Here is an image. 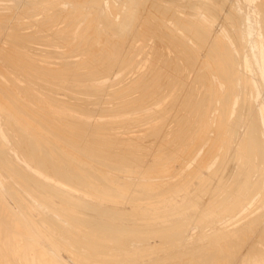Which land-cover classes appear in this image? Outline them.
Here are the masks:
<instances>
[{
  "label": "rangeland",
  "instance_id": "1",
  "mask_svg": "<svg viewBox=\"0 0 264 264\" xmlns=\"http://www.w3.org/2000/svg\"><path fill=\"white\" fill-rule=\"evenodd\" d=\"M44 1V2H43ZM0 0V69L3 71V73H4V75H3V73H2V71L0 70V80H1V82H0V85L2 84H6L5 86H6V89L8 88V90H6L5 89V87H4V85H3V87H1L0 86V88H2L0 91H3V92H1L0 93V97H1V101L2 102H4V103H8V102H10L9 104H11V106H15L14 108H17V107H19L20 106V108H22V110L21 109H19V110H21L22 112H19V113H27V116H26V118H29V117H32L31 118V122L33 123V121L35 120V121H37L38 120V122H39V120H41L40 122H42V120H43V118L45 119V118H47V119H45V120H43L44 122H46V125H44L45 123L44 122H42V124L40 125V122H39V124H37V125H40V126H42V130H41V127H40V130H39V126H35V127H32L31 126V128H30V126H28L27 128H29L28 130H30V129H35L34 131H33V133H40V132H42L43 134H41L42 135V137H41V140L42 141H44V142H46L48 139H50V140H48V142L49 141H51L52 142V144L51 145H53V143H55V141H60L61 142V144H60V146H61V149H64V152H65V149L67 150L66 152L68 153V151H69V153H68V155H70V154H73L74 152H76V150L78 149L77 147L78 146H80L81 148H82V146L84 147V144H88V145H86L85 147H84V150H83V155H84V152L87 154V155H84L83 157L80 155V154H82V151H79V150H81V148L80 149H78L77 150V152L79 153V155L77 154V152H76V154L75 155H73V157L77 160L78 158L77 157H79V159H78V161H79V163H80V158H81V160H86V156H88V155H90L91 157H88L89 158V160L90 161H88V158H87V160H86V164H85V160L84 161H81L82 163H80L81 165H78V162L77 163H74L75 165H73L72 163V165H73V167H82V165H84L85 164V167L86 166H88L89 165V167H88V169L89 170H91V171H96V168L98 169V172H101V171H103L105 174H107V175H111V177L113 178L114 176V178H116V177H118V178H125V179H129V180H127V181H133V180H140L141 182H145V184H144V186L143 185H141L144 189H146V192H148L147 191V188L149 189L150 188V190L149 191H151V189H153V190H155L156 189V187H157V184L156 183H158V181L159 182H161L162 183V185L165 187V186H167V188H164L162 185H161V183H159L158 185V187H159V189H160V191L162 190V191H164L163 189H170V187H172L171 188V192L172 193H170V191H166V192H164V193H168V194H164V196L162 195L161 196V194H160V196L163 198V199H167V198H169L168 196H171L172 197V199H174V200H180L181 198L183 199L184 198V200H189L188 198H194L196 195L195 194H197V192L198 191H201V190H203L202 192H198L199 194H197L198 196H196V198H197V203H201V204H197L196 205V210H198V211H191V213L192 214H197L200 210L199 209H202L200 212H202L203 210H205V209H210L209 210V213L211 212V216L209 217L210 219H208L209 220V222L211 223H209V228H218V227H224V228H231V227H235V226H237V225H239L244 219H246V218H250L251 220L252 219H256V222H258V226H257V224H255V222L252 220L251 221V226L253 227V228H256V233H255V230H253V228L252 227H250V232H252V230H253V232L252 233H250V232H248V235H245V233L243 234L244 235V238H242L241 240L242 241H237V243H235V246L232 248V249H230V251L229 250H227V254H229V253H231L232 254V256H231V254H229L230 255V257L229 258H227L226 256H227V254H226V256L224 257V256H222L221 257V259H217V258H215V260L214 261H216V260H220V262L219 261H216V262H219V264H225L226 262L225 261H223L222 259H224V260H226L227 261V263H230V264H236V262L238 263L239 262V260H241V259H239V258H242L243 259V257H245V256H247V255H253V253L255 252L256 254H257V249L259 248V247H264V242H262V240H264V235H262V234H264V227H262V225H264V224H262V223H264V219H262V218H264V217H262V215L260 216L259 215V213L258 212H260L261 214H262V212H264V201H262V200H264V196H262V195H264V172H262V175H261V185H262V188L259 190V192H258V190H256V193L255 194H253V196L251 197H249V198H246V199H244V201L246 202L247 201V199H249L248 200V202H246V203H244V201L242 202L241 201V209H240V207H239V209L238 210H236V211H234V212H236V213H234V212H231V213H229L230 215H231V217L229 216V215H224V213L223 212H221L220 213V211H218L220 208H222V206H223V199H222V197L225 199V201H227V202H229V201H231L232 200V195H233V193H234V191L236 190H234V188H238V186L241 184V182H242V177H243V175H242V172H241V174L239 175V176H241L240 177V179H239V176L237 177V178H234L233 176H235L236 175V172L238 171V170H241V167L240 166H242V167H245V166H247V164H245L243 161V159H242V157H243V155H244V152H245V150H243V149H240L239 147V145H240V143L238 142L237 143V141L239 140L238 138H240V137H242L243 135V131H242V128H243V130H244V126H245V122L243 123V121H244V119H243V117H244V113H243V111H244V109H245V107L242 109V112H241V114H240V120L242 121V119H243V121L241 122V123H238V124H240L236 129H237V131H236V136L235 135H233V134H231V128H232V124H233V122L231 121V119H232V117L234 116L233 114H234V111H235V106H236V104H237V101H238V99L241 97V94L242 93H244V91L246 92V93H244V98L247 100V101H251L253 104H254V108L256 109V117H258V118H254V120L253 121H255L256 123H259L261 126H262V129L261 130H257V131H259L260 132V135L262 136V135H264V103H262V101H264V94H262V93H264V74H262V73H264V31H261V30H264V28H262V27H264V23H262V22H264V8H260V7H264V5H262V4H264V0H217V1H213V3L211 2L212 0H203V1H200V0H194V1H196V2H194L193 0H173V1H175V2H172V0L170 1V2H166L165 0H155V3H154V1L153 0H149V2H148V0H144V2H146V3H144L143 1H140V0H137L139 3H144L145 5H143V3H142V5H140L139 7V9L138 8H136V6H133L134 4H136V1L134 2V0H128V2H127V0L125 1V0H98L97 2L94 0H90V2H92V3H90L89 2V0H47L48 2H50V3H48L46 0ZM45 1H46V3H45ZM59 1V2H58ZM76 1V2H75ZM85 2V4H84V2ZM88 1V2H87ZM102 1V2H101ZM107 1H109V2H107ZM110 1H112L111 3H114V4H112V5H114V6H112V7H115V5H116V8H117V6L119 5V4H121V6H119L118 8L119 9H116V12L114 13V8H112V7H110V5L109 4H111L110 3ZM119 1H121V2H119ZM130 1H133V3L132 2H130ZM152 1V2H151ZM160 1V2H159ZM169 1V0H168ZM190 3H188V2ZM194 2V5L195 4H199L198 5V7H195L194 5H192L191 4V2ZM197 1H199V2H197ZM208 1H210V2H208ZM262 1V4L260 5L259 4V2H261ZM29 2H31V3H29ZM35 4H34V3ZM56 2H58V3H56ZM72 2V3H71ZM99 2H101V3H99ZM119 2V4H117ZM138 2H137V7H138ZM148 2V3H147ZM160 3V4H157V3ZM176 2H178V7H177V5H176ZM188 4H187V3ZM192 2V3H193ZM38 3V4H37ZM75 3H76V5H75ZM94 3V4H93ZM131 3V5L129 6L128 4H130ZM153 4V5H151V4ZM162 3L164 4V5H162ZM180 3H181V5H180ZM183 3V4H182ZM185 3V4H184ZM212 3V4H211ZM14 4H16V5H14ZM26 4V5H25ZM38 6H37V5ZM40 4V5H39ZM44 4V6H42ZM56 4V6L55 7H57V9H55V7H54V5ZM59 4V5H58ZM91 4H93V5H91ZM99 4H102V6L100 5V6H97V5H99ZM149 4V5H148ZM166 4H168V5H166ZM186 4L188 5V6H193L192 8H193V10H195V11H193L192 10V8L191 7H189V8H191V9H189L188 8V6H186ZM200 4H201V6H200ZM216 6H215V5ZM217 4H221V5H224L223 7L222 6H217ZM49 5H51V7L53 6L54 7V9L53 8H51ZM77 5H78V7H77ZM153 6V8L151 9L150 7H148V9H144V8H147V6ZM157 5V6H156ZM160 5V6H159ZM214 5V6H213ZM260 5V6H259ZM4 6V7H3ZM6 6V7H5ZM15 6V7H14ZM46 6V7H45ZM49 6V7H48ZM59 6V7H58ZM60 6H61V8H60ZM73 6H76V7H74V10L72 9L73 8ZM143 6H145L143 9H144V11H143V9H142V7ZM163 6L165 7V6H168L166 9L168 10L169 9V11H167L166 10V12H164V13H166V15H167V19H166V17H164V16H166V15H164V13H163V11L160 13V11H161V9L163 8ZM172 6V8H174L173 9V11H174V13L172 12V9H171V11H170V7ZM203 7V6H206V8L208 9V11L207 10H205V11H207V12H204L203 11V9H205V7H203V8H200V7ZM217 7V8H215V10L213 9V7ZM257 6H259V7H257ZM10 7V8H9ZM12 7V8H11ZM31 7V8H30ZM80 7V8H79ZM91 7H93V8H91ZM96 7V8H95ZM101 7V8H100ZM156 7L158 8V9H160L159 10V12L157 13L156 12V10L158 11V9H156ZM185 7V8H184ZM231 7V8H230ZM44 8V9H43ZM50 8V9H49ZM61 9V13H56L55 12V10L57 11V12H59L58 10H60ZM63 8V9H62ZM68 8V9H67ZM77 8V9H76ZM112 8V9H111ZM124 8V9H123ZM128 8V9H127ZM132 8L134 9L135 8V10H133L132 11ZM149 8L151 9L150 11H149ZM155 8V9H154ZM164 8V9H165ZM178 8V9H177ZM181 8V10H179ZM236 8V9H235ZM15 9V10H14ZM18 9V10H17ZM22 9V10H21ZM46 9V10H45ZM70 9H71V11H70ZM80 10V12L81 13H84L85 14V16L83 15H80L81 13L80 12H78L79 10ZM97 11H96V10ZM112 11H111V10ZM125 9H127V11L125 10ZM141 9H142V12H141ZM154 9V10H153ZM164 9H162V10H164ZM184 9H187V10H185L184 11ZM212 9H213V11H212ZM89 10V11H88ZM122 10V11H121ZM130 10L132 11V16H133V14H134V16H137V14L140 12V15H139V17L137 16V17H135V18H138V19H136V21H135V18H133L131 15H129V12H130ZM138 11V12H134V11ZM140 10V11H139ZM146 10H148L150 13H151V16H153L154 15V12L153 11H155V14L157 13V14H159L160 13V15H158L159 17H157V14L156 15H154L155 17H157L156 19H154V20H157V21H155L154 22V20H153V17H151L150 15H149V12L147 13L146 12ZM153 10V11H152ZM184 12H183V11ZM190 10V11H189ZM196 10H198V11H196ZM217 10H219V11H217ZM261 10H262V12H261ZM29 11V12H28ZM32 11H33V13H32ZM38 11V12H37ZM54 11V12H53ZM62 11H64V13L62 12ZM96 13V15H95V13ZM119 11V12H118ZM124 11V12H123ZM165 11V10H164ZM182 11V12H181ZM191 11H193L194 12V14H190L191 13ZM212 11V12H211ZM218 13V15H217V13ZM258 11V12H257ZM13 12V13H12ZM72 12V13H71ZM73 12L76 14V16L74 17V15L75 14H73ZM79 14H78V13ZM99 12V13H98ZM114 14H113V13ZM122 12V13H121ZM152 12H153V14H152ZM170 14H169V13ZM175 12H177L176 14H175ZM189 12V14H187V13ZM192 12V13H193ZM198 12V13H197ZM237 12V13H236ZM261 12V13H260ZM3 13V14H2ZM53 13V14H52ZM69 13H71V14H69ZM86 13H87V15H86ZM92 13H93V15H92ZM100 13H101V15H100ZM127 13V17L128 18H126V14ZM168 13V14H167ZM174 15H173V14ZM186 13V14H185ZM198 15H197V14ZM204 13V14H203ZM206 13V14H205ZM213 13V14H212ZM26 14V15H25ZM50 14V15H49ZM65 14V15H64ZM66 14H68V15H66ZM99 15V17L100 18H98V20H95V18L97 19V17H98V15ZM119 14V15H118ZM122 14H124L125 15V17H123V21H120V24H119V19H122V18H120L121 17V15ZM148 17H146V19L147 20H149V19H151V21L149 20V21H147L146 19H145V15ZM162 14V15H161ZM227 14H231L230 15V17L229 16H226ZM31 15V16H30ZM59 15V16H58ZM60 15L62 16V17H60ZM71 17H70V16ZM104 15V16H103ZM106 15V16H105ZM123 15V16H124ZM129 15V16H128ZM141 15H143L142 17H141ZM164 15V16H163ZM168 15H169V18H168ZM172 16V19L174 20H176V22H175V20L173 21L172 19H171V16ZM182 16V17H180L179 18V16ZM188 16V19H187V16ZM232 15H234V17L237 19L238 18V20H241V22L240 21H238V20H236ZM9 16V17H8ZM13 16V17H12ZM21 16V17H20ZM54 16H56V17H54ZM70 17L72 20H73V22H72V20L71 19H69L68 17ZM79 16H81L80 18H78ZM95 16V17H94ZM110 16H112V17H110ZM163 16V17H162ZM178 16V17H177ZM196 17V18H194L196 21L194 22V20H193V17ZM209 16H210V18H209ZM231 16H232V18H234L235 19V21H233V22H235L234 24H233V22H232V18H231ZM248 16H250V17H248ZM258 16V17H257ZM51 17V18H50ZM53 17V18H52ZM58 17H59V19H58ZM64 17V18H63ZM85 17V18H84ZM91 17H93V18H91ZM108 17L109 19L111 18H113L112 20L110 19H107L108 20V22L106 21V18ZM131 17H132V20H131ZM154 17V18H155ZM162 17V18H161ZM184 17L186 18L185 20H184ZM198 17V18H197ZM199 17H201V19H199ZM225 17H229V18H226L227 19V21H228V23H227V21H225L226 19H225ZM57 18V19H56ZM63 18V19H62ZM68 18V19H67ZM74 18H76V19H74ZM83 18V19H82ZM91 18V19H90ZM101 18H103L102 20L103 21H105V23L106 24H104V22L102 21V20H100ZM105 18V19H104ZM129 19V20H131V21H127L126 19ZM165 18V19H164ZM179 18V19H178ZM191 18V19H190ZM206 18V19H205ZM239 18H241V19H239ZM258 18H261V19H259L258 20ZM34 21H33V20ZM36 19V20H35ZM49 20V22H48V20ZM77 19H79L77 22H76V20ZM89 19V20H88ZM126 20V22H125V24L128 22L129 23V25H131L132 26V24H133V26H134V30H133V26L131 27H129V25H128V23H127V25L125 26V24H124V21ZM133 19H134V21H133ZM143 19L144 21L146 20V23L148 22V23H150V22H152V24L154 25V27L155 28H153V27H149V26H153L151 23L149 24V26H148V23L146 24L145 22H139V21H141V20ZM160 19H162V21L160 20ZM181 19H183V21L181 20ZM190 19V20H189ZM208 19H210V20H208ZM216 19V20H215ZM46 20V21H45ZM51 20V21H50ZM53 20V21H52ZM56 20V21H55ZM58 20V21H57ZM59 20H60V22H59ZM62 20V21H61ZM75 20V21H74ZM85 20V21H84ZM88 21V23L87 24H85L87 21ZM95 23V24H93V22ZM95 20V21H94ZM118 20V21H117ZM160 20V21H159ZM192 21L191 23L193 24V26H194V28H195V26L196 27H198V24H199V26L200 27H198V30L197 31H199L198 32V34L199 33H201V31L200 30H202V28H203V30H204V33H205V31H206V33H208L207 35H209V36H207L206 35V33L204 34L203 33V31H202V33H201V36H200V34H199V36L197 35V34H195V33H193L194 31H196V30H194V28H193V26H192V24L189 22V21ZM201 20H203V23H204V21H205V23L202 25V24H200V23H202L201 22ZM231 21V23L233 24H231L230 23V21ZM243 20V21H242ZM6 21V22H5ZM39 21V22H38ZM64 21V22H63ZM68 21V22H67ZM69 21H71L72 22V24H74V30H71V28H73L72 27V24H71V22H69ZM97 21V22H96ZM112 21V23H110ZM118 23H117V22ZM215 21V22H214ZM260 21V22H259ZM31 24H30V23ZM46 22V23H45ZM55 22V23H54ZM58 22V23H57ZM90 22V23H89ZM101 22H103L102 24H101ZM133 22V23H132ZM161 22V23H160ZM163 22V23H162ZM174 22V23H173ZM177 22H179V23H177ZM183 23L182 25H180V23ZM196 22H198L197 24H196ZM237 22H240V23H237ZM245 24H244V23ZM27 23V24H26ZM40 23H41V25H40ZM69 23H70V25H69ZM75 23H76V25H75ZM82 23V24H81ZM84 23V24H83ZM92 23V24H91ZM98 23V24H97ZM131 23V24H130ZM135 23V24H134ZM144 23H145V25H146V27H145V25H144ZM165 23V26L163 25H161V24H164ZM190 23V24H189ZM228 25H227V24ZM256 23V24H255ZM5 24H6V26H5ZM63 24H67V25H63ZM90 24V25H89ZM103 24L104 25H107V26H103ZM113 25L112 27H110V29L108 28L109 27V25ZM137 24V25H136ZM157 26H156V25ZM166 24H168V25H166ZM179 24V27L177 26ZM229 24H230V28H229V30H228V28L227 27H225L226 25L229 27ZM10 25V26H9ZM15 25V26H14ZM49 25V26H48ZM58 25H59V27H58ZM82 25V26H81ZM85 25V26H84ZM87 25V26H86ZM89 25V26H88ZM93 25L95 26V27H93ZM96 25H97V28H96ZM110 25V26H111ZM117 25V26H116ZM119 25V26H118ZM160 25V26H159ZM169 25H170V27H169ZM192 26V28H193V30H192V28L190 27V26ZM205 25V26H204ZM256 25V26H255ZM262 25V26H261ZM12 26V27H11ZM25 26V27H24ZM60 26H62V27H60ZM64 26V27H63ZM67 26V27H66ZM69 26H71V28H69ZM79 26H81V27H79ZM84 26V27H83ZM92 26V27H91ZM99 26V27H98ZM115 26V27H114ZM136 26V27H135ZM137 26H138V28H137ZM148 26V27H147ZM167 26V27H166ZM171 26H172V32H174V33H172L171 31H169V30H171ZM181 26H184V30H182V28L183 27H181ZM189 26V27H188ZM213 26V27H212ZM224 26V27H223ZM234 26V27H233ZM46 27V28H45ZM87 27V28H86ZM89 27V28H88ZM101 27V30H99V28ZM126 27H129L130 28V30L132 31V33H131V31H127V30H129V28H126ZM159 28V30H158V28ZM208 27V28H207ZM212 27V28H211ZM39 28H40V30H39ZM42 28H43V30H42ZM58 28H59V31H58ZM67 28H68V30L69 31H67ZM78 28H79V30H78ZM84 28H85V30H84ZM91 28H93V30L94 31H92L91 30ZM95 28H96V30H95ZM113 28H114V30H113ZM116 28H117V31H116ZM119 28H120V30H121V28H122V30H121V35H119V33H118V30H119ZM125 28H126V30H125ZM149 28H150V30H149ZM166 28H167V30L172 34V35H170L171 37L173 36V34H175L173 37V39H174V41H172L173 39H171V41H170V39L168 38L169 37V33H168V31L166 30ZM174 28H175V30H174ZM186 28H187V30H188V28H189V30H190V28H191V32L193 33V36L195 37H193V39H195V40H193L192 39V36H189L188 35V33L189 34H191L192 35V33H190V31H186ZM205 28H206V30H205ZM210 28H211V30H210ZM224 28H225V30H224ZM226 28H227V30H226ZM233 28H234V30H233ZM4 30V31H3ZM18 30V31H17ZM37 30V31H36ZM66 32L65 34H67L68 32V34L70 35H65L64 34V31ZM88 30H91V31H88ZM123 30H125V31H123ZM154 30V31H153ZM158 30V31H157ZM160 30H161V32H160ZM165 30V31H164ZM208 30H210V31H208ZM233 30V31H232ZM62 31V32H61ZM76 31V32H75ZM78 31H79V33H78ZM81 31V32H80ZM84 31H86V32H88V33H84ZM96 31V32H95ZM98 31V32H97ZM101 31V32H100ZM111 31H113V32H111ZM115 31L117 32V34L115 33ZM123 31V32H122ZM134 31H135V33H134ZM151 31V32H150ZM182 31L185 33H182ZM211 31H213L212 33H211ZM235 31V32H234ZM261 31V32H260ZM17 32H20L19 34L17 33ZM48 32H50V33H52V34H54V35H51L50 33H48ZM54 32H58V33H54ZM92 34H91V33ZM125 32H128L132 37H130V36H126V34L127 33H125ZM141 32V33H140ZM155 32V33H154ZM158 32V33H157ZM162 32H163V34H162ZM166 32V33H165ZM177 32V33H176ZM188 32V33H187ZM227 32H231V33H233V34H231V33H229V34H227ZM238 32V38H237V33ZM17 33V34H16ZM24 33H25V35H24ZM44 33V34H43ZM60 33V34H59ZM76 33V34H75ZM77 33H78V35L81 33V35H77ZM98 33V35H96ZM125 34V36L126 37H124V34ZM142 33L143 34H146L145 36L146 37H148V39L144 36L143 38H142ZM148 33V34H147ZM150 33H151V36H150ZM243 33V34H242ZM27 34V35H26ZM39 34H40V36H39ZM41 34H42V37H41ZM63 34H64V38H66L65 40H64V38L62 37L63 36ZM84 35V37L86 36V38H83V43H86L87 42V40H88V42L87 43H90L91 41V45L90 44H88L87 46H89V47H87L86 46V44H85V46L83 45V43H81L82 42V36ZM93 34H94V36H93ZM99 34H101L100 36H103V37H106V38H102L101 37V39H100V37L98 38V36H99ZM104 34V35H103ZM129 34H127V35H129ZM135 36H134V35ZM140 34V35H139ZM168 34V35H167ZM177 34H179V35H177ZM203 34V35H202ZM220 34H222V35H220ZM236 34V35H235ZM29 35V36H28ZM33 35V36H32ZM57 35V36H56ZM59 35H61V36H59ZM90 35H92V36H90ZM95 35H96V37H95ZM106 35V36H105ZM136 35H138V36H136ZM177 35V36H176ZM186 35V36H185ZM188 35V36H187ZM219 35V38L221 37L222 38V40H219V38L217 37V36ZM18 38H17V37ZM20 36V37H19ZM24 36H28L27 37V39H26V37H24ZM50 36H52V37H50ZM59 36V37H58ZM74 36V37H73ZM76 36H77V38H76ZM140 36H141V38H140ZM150 36V37H149ZM158 36H159V38H161V40L158 38ZM179 36H180V38H181V41L182 42H180V38H179ZM196 36H198V37H196ZM212 36V37H211ZM216 36V37H215ZM233 38H232V37ZM240 36V37H239ZM22 37H24L23 39H22ZM33 37H35V39L33 38ZM37 37H39V39L37 38ZM54 37V38H53ZM60 37H62L63 38V40H64V43L65 42H67L66 44H62L61 42V44L63 45V47H62V45L61 44H59V41H63L62 40V38H60ZM69 38V40L67 41V39ZM72 38V40H73V42H74V40H75V42L77 41V43H71V38ZM87 37L89 38V39H87ZM117 37V38H116ZM121 37V38H120ZM136 37V38H135ZM139 39H138V38ZM170 37V38H171ZM203 37H204V39H205V37H207L206 39H205V44L202 42V39H203ZM230 37H231V39H230ZM30 38V39H29ZM49 38H50V40L52 41L53 40V42H51L50 43V40H49ZM97 39V41L96 40H94L95 42H93V39ZM108 38V39H107ZM116 38V39H115ZM125 38V40H123ZM127 38V39H126ZM154 38H155V40H154ZM166 40H165V39ZM191 38V39H190ZM199 39L201 42L200 43H203V45H206L207 46V43L206 42H208V46H207V48H205L204 46L203 47H201V45H199L198 44V42L197 41H199V40H197V39ZM201 38V39H200ZM216 39L215 40V42L217 43V45H218V43L219 44H221V46L220 45H218V47L219 48H224V46H226L225 48H227L226 50L227 51H229L230 49H231V51H232V53H229V55L230 54H232V55H235V57L233 58L234 60H239V61H233L234 63L233 64H235V63H237L236 65H234L235 67L234 68H236L237 67V69L240 71V72H243L244 73V76H245V78H244V76H241L242 77V79H244L243 80V84H242V79L240 78V76H237L236 77V81L234 82V84H235V86L237 87V89H238V92H237V94H235L233 97H232V100H231V102H230V105H229V110H228V116H229V121L227 120V121H225L226 123H227V126L228 127H230L229 129L227 128V126H226V123H223L224 125H223V127H221L222 125H221V122H220V120H221V118L218 116V114H219V112H217V110H219V107H217V106H219L218 104H220L221 103V99H219L220 98V96H219V93H221V94H223L224 92H225V90H226V88H227V85H225V84H228V82L227 81H225L226 79L224 78V77H226V73H225V75L223 74V72H222V64H220V62L222 63L223 62V60H221L220 58L218 59V57L216 56L217 54L216 53H214V55L212 54L213 52H212V48L209 46L210 45V41L212 40V39ZM220 38V39H221ZM256 38V39H255ZM13 39H14V41H13ZM17 39H18V42H17ZM20 39V40H19ZM25 39V40H24ZM29 39V40H28ZM80 39V40H79ZM100 39V40H99ZM105 39V41L104 42H106V46L105 45H103L104 44V42H102L103 40ZM107 39V40H106ZM111 39V40H110ZM112 39H114L113 41H112ZM117 39H119V40H117ZM120 39H122V40H120ZM134 40V41H132V40ZM138 39V40H137ZM142 39V40H141ZM145 39V42L146 43H144V44H146V45H144L143 43H142V41ZM185 39V40H184ZM203 39V40H204ZM213 39V40H214ZM234 39H237V42H234ZM244 39H245V41H244ZM16 40V41H15ZM33 40V41H32ZM42 40V41H41ZM81 41L80 43H78L79 41ZM108 40H109V42H108ZM117 40V41H116ZM128 40H130V42H128ZM158 40H160V42L161 43H163L162 41L163 40H165L164 41V45L162 44L161 45V43L160 42H157ZM184 40V41H183ZM190 40H192V41H190ZM197 40V41H196ZM209 40V41H208ZM219 42H218V41ZM233 40V41H232ZM27 41V42H26ZM33 43H32V42ZM38 41V42H37ZM40 41V42H39ZM44 41H47V42H49L48 44L50 45V47L48 46V44H47V42H44ZM55 41H56V43H55ZM86 41V42H85ZM100 41V42H99ZM121 41L123 42V44L121 43ZM154 41H156V42H154ZM168 41V42H167ZM177 41H179V42H177ZM188 41V42H187ZM194 41V42H193ZM223 41H224V43H223ZM227 43H226V42ZM232 41V42H231ZM236 41V40H235ZM17 42V43H16ZM30 42V43H29ZM36 42H37V44H36ZM46 43L47 45H43V44H41V43ZM69 42V43H68ZM110 42H111V44H110ZM115 42V43H114ZM183 42H187V43H183ZM196 42H197V44H196ZM238 46H235V44ZM242 43L243 45H240V43ZM244 42H245V45H244ZM252 42V43H251ZM27 43V44H26ZM102 43V44H101ZM110 45H112L111 46V48H113V49H111L110 47H109V44ZM114 43V44H113ZM139 43V44H138ZM160 43V44H159ZM173 43V44H172ZM176 43V44H175ZM180 43H183L182 44V48H180V46H179V44ZM190 43V44H189ZM239 45H238V44ZM256 43H257V45H256ZM8 44V45H7ZM13 45V47H11L12 45ZM16 44H18V45H16ZM54 44V45H53ZM74 44V45H73ZM79 44H80V47H79ZM96 44V48L94 47V45ZM100 44V45H99ZM117 44V45H116ZM121 45V48H123L121 51H119L121 48L119 47L120 45ZM129 44V45H128ZM133 44H134V46H133ZM142 44V45H141ZM159 44V45H158ZM186 44V45H185ZM189 44V45H188ZM194 44H196V45H194ZM229 45L228 47H227V45ZM43 45V46H42ZM57 45H60V46H57ZM77 45V46H76ZM93 45V46H92ZM97 45H99L100 46V49L101 50H98L99 49V46L97 47ZM115 45H116V47H115ZM119 45V46H118ZM131 48H129L128 46ZM140 45H141V48H140ZM158 45V46H157ZM170 47H169V46ZM190 45H192L193 46V48H192V46L190 47ZM197 45L198 46H200L199 48L197 47ZM18 46H20V47H18ZM25 46V47H24ZM32 47V48H30V47ZM37 48H35V47ZM72 46V47H71ZM92 46V47H91ZM104 46V47H103ZM108 46V48H106ZM123 46V47H122ZM132 46V47H131ZM138 46V47H137ZM160 46V47H159ZM172 46V47H171ZM176 46H177V48H176ZM179 46V47H178ZM184 46H187V48L185 49V51L184 50H182V49H184ZM223 46V47H222ZM241 46H243V48L241 47ZM245 46V47H244ZM9 47V48H8ZM35 49H34V48ZM74 47H76V48H74ZM86 49V50H88L90 47V52H91V55H90V52L88 53V51H86L84 48ZM103 47V48H102ZM120 48V49H118V48ZM126 47V48H125ZM128 47V48H127ZM154 47H156V48H154ZM208 47H209V49H208ZM217 47V48H218ZM237 47V48H236ZM242 49H241V48ZM15 48H16V50H15ZM18 48V49H17ZM67 48V49H66ZM68 48H74V49H68ZM78 48L79 49H81L82 51L80 52V50H78ZM95 48V49H94ZM114 48L115 49H117V50H115L114 51ZM136 48L137 49H139V52H138V50H136ZM154 48V49H153ZM158 48H159V50H158ZM169 48H172V49H169ZM174 48H176V49H174ZM191 48V49H190ZM218 48V49H219ZM224 48V49H225ZM24 49V50H23ZM29 51H28V50ZM41 49V50H40ZM47 49V50H46ZM56 49V50H55ZM84 49V50H83ZM96 50V51H94L95 53H96V55L98 56L97 58L93 55V50ZM105 49L107 50L108 49V51L109 50H111V53H113L114 54V56H115V59H114V57L112 56V55H110L111 53H107V51H105ZM127 51H126V50ZM128 49H130L129 51H128ZM150 49V50H149ZM154 51H156V53H152V52H154ZM174 49V50H173ZM179 51H178V50ZM189 50L188 52L186 51V50ZM194 49H195V51H194ZM210 50V51H205V50ZM241 49V50H240ZM21 50V51H20ZM45 50V51H44ZM49 50H51V51H49ZM55 50V51H54ZM67 51L66 52V54H65V51ZM98 50V51H97ZM103 50H104V52H103ZM140 50H141V52H140ZM146 50V51H145ZM194 52H193V51ZM201 50H203V51H201ZM217 50V49H216ZM237 50H239V51H241V54L240 55H242V58H240L241 56H239V53H238V51ZM256 50V51H255ZM8 51V52H7ZM19 51V52H18ZM23 51L24 52H26V53H23ZM31 51V52H30ZM32 51H34V53L32 52ZM49 53V54H47V52ZM60 51V52H59ZM61 51H63L64 53H62ZM71 51V52H70ZM101 51V53H103V54H101V53H99ZM123 51V52H122ZM125 51H126V53H127V55H126V53H125ZM132 51V52H131ZM145 51V52H144ZM164 51V53H162ZM173 51H175L174 53H173ZM177 51H178V54H176L177 53ZM191 51H192V53H191ZM199 53H198V52ZM230 51V52H231ZM16 52V53H15ZM21 52H22V54H21ZM35 52H37L38 53V55L35 53ZM55 52V54H57V55H55V54H53ZM57 52V53H56ZM88 54V55H90V56H92V58H90V56H88L86 53ZM110 52V51H109ZM122 53V54H120V53ZM135 52H137V53H135ZM170 52V53H169ZM181 52H183V55L181 54ZM185 52V53H184ZM203 52H205V53H203ZM214 52H216V51H214ZM18 53H20V55L18 54ZM44 53L45 54H47V56L45 55V56H41V55H44ZM60 55H59V54ZM98 53H99V55H98ZM104 53H106V54H104ZM125 53V54H124ZM142 53V54H141ZM145 53V54H144ZM152 53V54H151ZM189 54V55H187V54ZM197 53V54H196ZM202 53V54H201ZM207 53V54H206ZM208 53H209V55H208ZM25 54H28V55H25ZM39 54H41V55H39ZM53 54V55H52ZM64 54V55H63ZM69 54H70V56H69ZM83 54H86V56L85 55H83ZM100 54H101V56L104 58H102L101 56H100ZM116 54V55H115ZM124 54V55H123ZM134 54V56H132ZM136 54V55H135ZM151 54V55H150ZM155 54V55H154ZM159 54V55H158ZM161 54V55H160ZM167 54V55H166ZM176 54V55H175ZM198 54H199V56H198ZM24 56V58L22 57V56ZM50 55H52V56H50ZM66 55V56H65ZM109 57V56H112L113 57V59L115 60H113V61H111L112 60V57H110L109 59L106 57ZM126 55V56H125ZM143 57H142V56ZM171 55V56H170ZM177 57V59H178V61H175V63H174V59H176V57ZM210 55H212L211 56V58L212 59H216L217 60V62H216V60H214L215 62H212V59H210L209 60V63L211 64V66H209V65H207V64H209L208 62H206L208 59L207 58H210ZM254 55V56H253ZM17 56H19V57H17ZM21 56V57H20ZM28 56H30L29 58L27 57V61L25 60V58ZM54 56V57H53ZM57 56V57H56ZM58 56H60V57H58ZM62 56V57H61ZM93 56H94V58H93ZM99 56H100V58H102L101 60L102 61H106L107 62V59H108V61H109V63L108 64H106V62H105V64H103V62L101 61V60H99L100 58H99ZM124 56V57H123ZM141 56V57H140ZM150 56L151 57H153L155 60H153V58H150ZM166 56V57H165ZM174 58H173V57ZM183 56V57H182ZM186 56V57H185ZM195 56H197L196 58H194ZM206 56V57H205ZM214 56V57H213ZM237 56H239V58L237 57ZM39 57V58H38ZM89 58L88 60L86 59V58ZM120 57V58H119ZM121 57H122V59H124L123 61L127 64H123V62H122V59H121ZM128 57V58H127ZM133 57V58H132ZM157 57V58H156ZM169 57H170V59L171 60H173V61H171L170 59H169ZM178 57H180V58H178ZM185 57V58H184ZM193 57V58H192ZM255 57V58H254ZM14 58V59H13ZM18 58H19V61H18ZM23 58V59H22ZM33 58V59H32ZM85 58V59H84ZM99 58V59H98ZM138 58H140L139 59V61H138ZM168 61H166L165 59ZM173 58V59H172ZM183 58V59H182ZM186 58H188V59H186ZM190 58H191V62H190ZM197 58H199L198 60H197ZM236 58V59H235ZM14 61V62H11L12 60ZM31 59L32 60H34V61H36V64L37 65H39L38 67H37V65L36 64H34V66H32L33 65V63H35V62H33V61H31ZM37 59V60H36ZM39 59V60H38ZM42 59H44L43 61H41ZM84 59V60H83ZM96 59V62H98V64L99 63H102L103 64V67L105 68V71H104V68L102 69V67H99V65H98V67L95 65L96 63H95V61L93 62V60H95ZM132 59V60H131ZM176 59V60H177ZM182 59V60H181ZM186 60V62H184L183 60ZM258 59V60H257ZM46 60V61H45ZM47 60L48 61H50V62H47ZM51 60H52V62H55L54 64L51 62ZM74 61V63H76V65H74V63H72V61ZM76 60H79V62L80 63H82V64H85V63H87V62H89L90 60H92V62H93V64L91 63V65H90V63H89V65H87V64H85V65H87V66H91L92 67V71H91V67H90V69H89V67L87 68L85 65H82V64H80V63H78V61L76 62ZM86 60H87V62H86ZM131 60V61H130ZM133 60H134V62H133ZM153 60V61H152ZM157 60V61H156ZM159 60H161V62L159 61ZM162 60L163 61H166V62H162ZM188 60V61H187ZM197 62H196V61ZM201 60H205V61H202L201 62ZM220 60V61H219ZM251 60V61H250ZM2 61V62H1ZM71 61V62H70ZM85 63H84V62ZM99 61H101V62H99ZM128 61V62H127ZM137 61H138V63H137ZM150 61V62H149ZM155 61V62H154ZM158 61L160 62V63H158ZM195 61V62H194ZM9 64H8V63ZM11 62V63H10ZM20 62H22L21 64H20ZM60 62V63H59ZM64 62V63H63ZM68 62L69 63H71L72 65H66V64H68ZM114 62V63H113ZM117 62V63H116ZM122 64H121V63ZM153 62V63H152ZM171 62V63H170ZM178 62V63H177ZM182 62V63H181ZM188 62H190L191 63V65H192V63H193V65L194 66H192V68H191V70L189 69L190 67H191V65L190 64H187ZM201 62V63H200ZM239 62H241V63H239ZM258 62V63H257ZM13 63H15V64H13ZM18 63V64H17ZM24 63L26 64V65H24ZM59 63V64H58ZM77 63L78 64H80V65H77ZM95 63V64H94ZM110 63H113V64H111L110 65ZM137 63V64H136ZM162 63H165V65L163 64V65H160V64H162ZM170 63V64H169ZM181 63V64H180ZM187 64V65H184V64ZM197 63V64H196ZM200 63V64H199ZM203 63V64H202ZM219 64V65H217V66H215L216 64ZM9 66H11V67H13V68H10V67H8V65ZM44 64V65H43ZM57 64V65H56ZM62 64H65V65H62ZM102 64L100 65V66H102ZM119 64H120V66H122V67H120L119 66ZM135 64V66H133ZM152 64V65H151ZM157 64V65H156ZM167 64H169L168 66H170V69H169V67L168 66H166ZM177 64H179L180 65V69H179V65H177ZM196 64V65H195ZM241 64V65H240ZM258 64V65H257ZM21 65H23V69L21 70L20 69V66ZM27 65H28V68L26 69V67H27ZM36 65V66H35ZM41 65H43V67H41ZM45 65H48V67H46ZM53 65V66H52ZM62 65V71H59L60 70V68H58L59 66H61ZM110 65V66H109ZM119 66V68H121L120 70L118 69V67L117 66ZM128 65H129V67H128ZM148 65V66H147ZM158 65H159V67H158ZM171 65H172V67H171ZM178 66V67H176V66ZM190 67H189V66ZM198 65V66H197ZM199 65H202V66H200L199 67ZM206 66L207 68H205L204 69V66ZM240 65V66H239ZM17 66H19L18 68H17ZM24 66H26L25 67V69H24ZM30 66V67H29ZM34 67V69H35V72L36 73H38V74H36L35 72H34V69H30V68H32V67ZM45 66V67H44ZM51 66V67H50ZM55 66V67H54ZM65 66H67V68L65 67ZM68 66H70V67H68ZM72 66V67H71ZM82 66V67H81ZM107 66H109V67H107ZM111 66H112V68H111ZM148 67V69H145V68H147ZM162 66V67H161ZM164 66V67H163ZM175 66V67H174ZM186 66H187V68L189 69V72H188V69L186 68ZM199 67V68H201V69H199V68H196L195 69V67ZM16 67V68H15ZM22 67V66H21ZM35 67H37V68H35ZM52 68L53 67V69L55 68V70H57L56 72L55 71H53V69H51L50 71H48L50 68ZM64 67H65V69H64ZM73 67H76V68H74V69H72ZM81 67V68H80ZM84 67V68H83ZM96 67V68H95ZM150 67V68H149ZM158 67V68H157ZM214 68V70H209V69H211V68ZM218 67V68H217ZM221 69H220V68ZM4 70H3V69ZM48 69V70H46V69ZM71 68V71L70 70H68V69H70ZM78 68V69H77ZM87 68V69H86ZM95 70H94V69ZM108 69V71H107V69ZM131 68H133L132 70H131ZM155 68V69H154ZM168 68V70H166V69ZM175 68V70L176 71H173L172 69H174ZM181 68H183L182 69V71H181ZM241 68V69H240ZM8 69V70H7ZM19 69V70H18ZM64 69V70H63ZM88 69H89V71H91V73L93 74V75H95V76H91L92 74L89 72L88 73ZM100 69H101V71L102 72H100ZM156 69L158 70V71H156ZM160 69V70H159ZM164 70V72H163V70ZM179 69V70H178ZM194 69V70H193ZM207 69V70H206ZM218 69V70H217ZM6 70V71H5ZM12 70V71H11ZM16 70V71H15ZM24 70V71H23ZM31 70V71H30ZM37 70H39L38 72H37ZM81 70V71H80ZM86 70H87V73H86ZM117 70V71H116ZM150 71L149 73H151V74H149L148 72H146V71ZM11 71V72H10ZM48 71V72H47ZM65 73H64V72ZM66 71H67V73H68V71H69V73H68V75L66 74ZM73 71V72H72ZM80 71V72H79ZM97 73L96 71H98V73L100 72V73H103V76H102V74H99V75H96L95 73ZM116 71V72H115ZM127 71V72H126ZM145 71V72H144ZM155 71V72H154ZM168 73H167V72ZM173 71V72H172ZM194 71V72H193ZM195 71H196V73H195ZM201 71H202V73H204V71H205V73L204 74H202V75H200V73H201ZM214 71V74L212 73ZM216 71L218 72L217 73V75L218 76H216ZM17 72V73H16ZM31 72V73H30ZM39 72H43V75L41 76V74L39 73ZM47 73V75H46V73ZM74 72H79V73H81L80 74V76L82 77H80L79 76V74L78 73H75L76 75H78V77L74 74ZM83 72H85V73H83ZM115 72V73H114ZM142 72V73H141ZM160 72H162V73H160ZM170 72V73H169ZM175 72V73H174ZM186 72V73H185ZM210 72V73H209ZM7 73V74H6ZM15 73V74H14ZM34 73V74H33ZM49 73V74H48ZM52 73H54V76L55 77H53V74ZM55 73H56V75H57V73H58V75L56 76L55 75ZM61 73V74H60ZM111 73V74H110ZM123 73H126V75L125 74H123ZM144 73H146V74H144ZM149 75H148V74ZM155 73L157 74V75H155ZM176 73H178V74H176ZM181 73V74H180ZM188 73V74H187ZM198 73V74H197ZM219 73H221L220 75H219ZM9 74V75H8ZM50 74H51V76H50ZM86 75V77H84L85 75ZM107 74H109V75H107ZM122 74V75H121ZM161 76H160V75ZM168 75V76H165V75ZM170 74V75H169ZM174 74V75H173ZM175 74H176V76H175ZM186 74H187V76H186ZM205 74H208V76H210L211 77V80H210V78L207 76V75H205ZM6 75H8L9 77H7ZM17 75V76H16ZM29 75H31V76H29ZM47 76V79H45V78H43V77H46ZM63 75V76H62ZM73 75H75V76H73ZM88 75H89V78H87L88 77ZM123 76L122 78H120L121 76ZM140 75V76H139ZM155 75V76H154ZM172 75L174 76V77H172ZM196 75V78L194 77V76ZM199 75V76H198ZM224 75V76H223ZM5 76V77H4ZM27 76H28V78H27ZM33 76H35V77H33ZM39 76H41V77H39ZM67 77V78H65V77ZM109 76V77H108ZM152 76V77H151ZM158 76V77H157ZM159 76H160V80L158 79L159 78ZM164 76H165V78H164ZM178 76H179V78H178ZM205 80V81H203V79L201 78V77ZM18 77V78H17ZM29 77H30V79H29ZM33 77V78H32ZM50 77V78H49ZM57 77H59V80H57L58 78ZM63 78V80H60V79H62ZM73 78V80H69V78ZM75 77V78H74ZM84 77V78H83ZM98 77V78H97ZM142 77H145L144 79H142ZM162 77H163V80H162ZM167 77H169V78H167ZM176 77V78H175ZM183 77H185V78H183ZM191 77H192V79H191ZM205 77H206V79H205ZM218 77V79H216ZM222 77V78H221ZM246 77H247V80H246ZM7 78V79H6ZM11 78H12V80H11ZM20 78H22L21 80H20ZM27 78V79H26ZM32 78V79H31ZM94 78V79H93ZM138 78V79H137ZM148 78L149 79H152V81L153 80H155V81H153V83L151 84V80H148ZM167 78V79H166ZM199 78H201V80H202V82H201V80H200V82L199 83H197V81H199ZM209 78V79H208ZM219 78H221V79H219ZM227 78V77H226ZM255 78V79H254ZM14 81L13 83L14 84H16V85H18L19 87L17 88H15V86L14 85H12L13 83L10 81ZM43 79V80H42ZM77 79V80H76ZM90 79H92V80H90ZM114 79H116V80H114ZM120 79V80H119ZM135 79V80H134ZM137 79V80H136ZM141 79V80H140ZM169 79H171V81L169 80ZM176 79V80H175ZM177 79H179V80H181V81H179V80H177ZM193 79H197V80H193ZM223 79H225V80H223ZM239 79H241L240 81H239ZM26 80V81H25ZM31 80V81H30ZM51 80V81H50ZM54 80V81H53ZM118 80V81H117ZM132 80V81H131ZM143 80H144V83L146 82V84H144L143 83ZM145 80H148V81H145ZM157 80V81H156ZM169 80V86L168 85H166ZM194 82H193V81ZM206 80H208V81H206ZM220 80V81H219ZM249 80V81H248ZM23 81V82H22ZM62 81V82H61ZM107 81V82H106ZM111 81V82H110ZM112 81H113V83H112ZM129 81H131V82H129ZM133 81H134V83H133ZM139 81V82H138ZM141 81H142V83H141ZM151 81V82H150ZM161 81H163L164 83H162ZM166 81V82H165ZM174 81V82H173ZM176 81H177V83H176ZM221 81H225L226 83H224V82H221ZM248 82V83H246V82ZM48 82V83H47ZM51 84H50V83ZM58 82V85L59 86H61V87H59L56 83ZM68 82V83H67ZM111 83V84H109V83ZM126 82V83H125ZM149 82V83H148ZM171 82H173V84L171 83ZM184 84H183V83ZM203 82H206V83H203ZM211 82V83H210ZM216 82V83H215ZM246 84H245V83ZM62 83V84H61ZM74 83H77V84H74ZM81 83V84H80ZM84 83V84H83ZM85 83H87V86L89 85V88L92 86V89L90 88H88L87 86H86V84ZM102 83H103V85H102ZM106 83V84H105ZM138 83H141L140 85H144L143 87H145V85H146V87L145 88H147L146 89V91L144 90L145 88H141L142 86H139L138 85ZM155 83V84H154ZM157 83V84H156ZM183 85H182V84ZM188 83V84H187ZM202 83V84H201ZM215 83V88L213 89V84ZM12 86H11V85ZM22 84H24V85H22ZM54 84V85H53ZM67 84L69 85V84H72V86L74 85V86H77L76 87V89H75V87L73 88V87H71L70 88V86L71 85H69V86H67ZM82 84L83 85H85V86H82ZM94 84H96V86L94 85ZM99 84H100V86L102 87V89H100V88H96L97 86H99ZM126 84V88H124V85ZM127 84H129V85H127ZM132 84H136V86L138 85V87H136L135 85L133 86ZM159 84H160V87L158 88V86H159ZM177 84H179V86L180 85H182L181 87H179ZM191 84V85H190ZM192 84H194V86L192 85ZM201 84V86H199V85ZM210 84H211V86H210ZM217 84V85H216ZM242 84V85H241ZM250 84V85H249ZM38 85V86H37ZM67 86V88H68V90H67V88H66V86ZM80 85V86H79ZM94 85V86H93ZM109 85V86H108ZM111 85V86H110ZM122 85H123V88H122ZM150 85V86H149ZM155 87H157V88H155V95H154V91H153V87L154 86ZM162 85H163V87H165V88H161L162 87ZM165 85V86H164ZM172 85V86H171ZM245 85H246V87H245ZM247 85H249L248 87L250 88H248L247 87ZM262 85V86H261ZM8 86V87H7ZM14 86V87H13ZM22 86H23V88H22ZM31 86V87H30ZM45 86V87H44ZM49 88H48V87ZM51 86H53V87H51ZM108 86V87H107ZM121 86V89L123 90V92H122V90L121 89H119L118 87H120ZM130 86V87H129ZM149 86V87H148ZM166 86H167V88H168V91H167V88H166ZM171 86V87H170ZM186 86V87H185ZM191 86V87H190ZM226 86V87H225ZM240 86H242V87H240ZM252 86V87H251ZM31 88L29 91H28V89H26V88ZM41 87V88H40ZM78 87L79 88H81V89H78ZM84 87V88H83ZM86 87V88H85ZM103 87H104V89H103ZM152 87V88H151ZM225 87V88H224ZM34 88V89H33ZM45 88H47V90L45 89ZM50 88H53V89H50ZM93 88H95V90L93 89ZM116 88H118L119 90H120V92H119V90L117 89V93H116V96H117V94H118V96H117V98L118 99H116V98H114V96H115V91H116ZM131 88V89H130ZM141 88V89H140ZM150 88V89H149ZM170 88H172V89H170ZM173 88H175V89H173ZM180 88V89H179ZM185 88V89H184ZM188 88H189V90H188ZM198 88V89H197ZM205 88H206V90H205ZM209 88V89H208ZM212 88V89H211ZM240 88H241V90H240ZM248 90H247V89ZM11 89V90H10ZM12 89H13V91H14V95H12L11 94V96H10V91H11V93H13V91H12ZM19 89H20V92H19ZM36 89H37V91H36ZM50 89V90H49ZM55 89V90H54ZM60 89V90H59ZM96 89H99L98 91H99V93L97 92V90ZM114 91H113V90ZM124 89H126V90H124ZM133 89V92H134V90L136 91L137 89V91L136 92H134V93H132V90ZM156 89H158V91L156 90ZM176 89H177V91H176ZM187 89V90H186ZM203 91H202V90ZM219 90V92L218 91H216V90ZM246 89V90H245ZM253 89V90H252ZM7 91V92H5V91ZM51 90H53V91H51ZM72 90V91H71ZM75 90H78V91H75ZM94 90V91H93ZM102 92H101V91ZM104 90V91H103ZM111 90V91H113L112 93H111V91L109 92V91ZM170 90H172V91H170ZM183 90H184V92L185 91H187V92H185V94H184V92H183ZM192 90V91H191ZM205 90V91H204ZM243 90V91H242ZM24 91V92H23ZM26 91V92H25ZM38 91H42L41 93L40 92H38ZM62 91V92H61ZM95 91L97 92V93H95ZM126 91H131L130 93L129 92H126ZM170 91V92H169ZM174 91V92H173ZM180 91H181V93H180ZM191 93V92H193V93H189V92ZM223 91V92H222ZM252 91H253V93H252ZM68 92H70V93H68ZM77 92H79V93H77ZM93 92V93H92ZM101 92V93H100ZM121 94L120 95V97H119V93ZM146 92H148L147 93V95L150 93V95H148V96H146L145 94H146ZM161 92V95L159 94ZM177 92H178V96H176V94H177ZM202 92V93H201ZM212 92V93H211ZM214 92V93H213ZM215 92L216 93H218V94H215ZM240 92H241V94H240ZM2 93H6V94H8L9 96H7L6 94L5 95H3ZM22 93V94H21ZM45 94V96H44V94ZM84 93H86V94H84ZM125 93H129L128 95L126 94V96H125ZM144 93V94H143ZM153 93V94H152ZM164 93H165V95L166 96H164ZM174 93V94H173ZM176 93V94H175ZM189 94V95H192L191 97L189 96V95H187V94ZM3 95V97H2V95ZM26 94V95H25ZM34 94L36 95V96H34ZM46 94H47V96H46ZM67 96H66V95ZM94 94V95H93ZM97 94V95H96ZM111 96H110V95ZM113 94H114V96H113ZM141 94L143 95L142 97V99H139V98H141L140 96H141ZM163 94V95H162ZM172 94V95H171ZM181 94V96L179 97V95ZM193 94H194V96H193ZM196 94V95H195ZM201 94H203L202 95V97H201V99H202V101H201V99L199 98L200 96H201ZM207 94V95H206ZM214 94V95H213ZM24 95V96H23ZM101 95V96H100ZM140 95V96H139ZM145 95V96H144ZM157 95V96H156ZM171 95V96H170ZM173 95H175V96H173ZM184 95V96H183ZM219 97H217V96ZM18 96V97H17ZM28 96H29V99H31L30 101H29V99H28ZM37 96L40 98H37ZM53 96V97H52ZM69 96L70 97H72V98H69ZM100 98H99V97ZM115 96V97H116ZM124 96V97H123ZM135 96H137V97H135ZM169 96H170V98H169ZM187 96H188V98L189 99H191V100H189V99H186L187 98ZM205 96V97H204ZM210 96H212V97H210ZM246 96V97H245ZM7 97H11L12 99H15V101H11V98H7ZM16 97L18 98V100H20V101H18V100H16ZM48 97V98H47ZM57 97L60 99L61 98V101H62V99H63V101H64V104L63 105H67V104H65V102H68V106H64V109H63V106H62V103H63V101H62V103H61V101H59V99H57ZM109 97V98H108ZM111 97H113L112 99H111ZM122 97V98H121ZM132 97H134V99L132 98ZM152 97H154V98H152ZM172 97H174V98H172ZM176 97H177V100L178 101H176ZM180 98V100H179V98ZM182 97H185V99L184 98H182ZM214 97V98H213ZM216 97V98H215ZM5 98V99H4ZM37 98V100H35ZM50 98V99H49ZM51 98H54L53 100H51ZM75 98H77V99H75ZM95 98V99H94ZM106 98V99H105ZM132 99V101H131V99ZM135 98H137V99H135ZM148 98H149V101H148ZM168 98V99H167ZM194 98V99H193ZM199 99L198 100V102L196 101V99ZM211 98H212V100H211ZM253 98V99H252ZM3 99V100H2ZM28 99V100H27ZM74 99V100H73ZM98 99V103L96 102V103H94L96 100ZM100 99V100H99ZM103 99V100H102ZM105 99V100H104ZM109 99L111 100V101H109ZM127 99V101H128V99L130 100L128 103H127V101L126 102H124L123 100H126ZM139 99V100H138ZM154 99V100H153ZM156 99H158V100H156ZM160 99V100H159ZM172 99V101L170 102V100ZM207 99H208V101H207ZM9 100V101H8ZM32 100H35L36 101V104L34 103L35 101H33V102H31ZM82 100V101H81ZM121 100V101H120ZM136 100V101H135ZM137 100H138V103H140L141 101L143 102V103H141V104H138V106L136 105V103H137ZM144 100V101H143ZM184 102H183V101ZM186 100V101H185ZM188 100V101H187ZM195 101V104H194V102L193 101ZM205 100V101H204ZM215 100V101H214ZM8 101V102H7ZM23 101V102H22ZM37 101H38V103H37ZM41 101H43V103L41 102ZM46 101V102H45ZM49 101H51L52 103H51V105H50V102ZM54 101V102H53ZM56 101V102H55ZM89 101H91V102H89ZM146 101V103H144ZM154 101H156V102H154ZM176 103H175V102ZM180 101V103H178ZM207 101V102H206ZM13 102V103H12ZM17 102H18V105H17ZM20 102V103H19ZM25 102V103H24ZM57 102H60V104H59V108L60 107H62V108H58L56 105H58L57 104ZM81 102V103H80ZM86 102H89V103H86ZM102 102H105V103H102ZM117 104V103H119V104H117V106L119 105L120 106V104L121 103H124L125 104V106L123 107H121V109L119 108V106H118V108H117V106L115 105V103ZM169 102V103H168ZM199 102H200V104L201 105H199ZM219 102V103H218ZM73 103H77V104H74L73 105V109L75 110V111H77V112H74L73 111V109L71 108L72 107V104ZM84 103V104H83ZM86 103V104H85ZM131 103H132V105H131ZM135 103V104H134ZM149 103H151V104H149ZM153 103V104H152ZM155 103V104H154ZM166 103H168V104H170V106L169 105H167ZM173 103H175V105L176 106H174V105H172ZM193 103V109L191 108L192 107V104ZM208 105H207V104ZM210 103V104H209ZM214 103V104H213ZM12 104H14V105H12ZM20 104H22V106L20 105ZM25 104H26V107H25ZM28 104V105H27ZM42 104V105H41ZM114 104V105H113ZM127 104V105H126ZM130 104V105H129ZM134 104V105H133ZM144 104V105H143ZM146 104H149V105H147V106H145ZM159 104V105H158ZM166 104V105H165ZM185 104H188L186 107H185ZM191 106H190V105ZM198 104V105H197ZM205 106H204V105ZM257 104V105H256ZM24 105V106H23ZM40 105L41 106H44L45 108H46V106H47V108H46V110L45 111H47L48 109H50V110H48V112H46V114H45V111H43V108L44 107H40ZM53 105V106H52ZM61 105V106H60ZM78 105V106H77ZM165 105V107H163ZM195 105V106H194ZM203 105V106H202ZM211 105V106H210ZM213 105V106H212ZM216 105V106H215ZM10 106V107H11ZM17 106V107H16ZM31 106V107H30ZM70 106V107H69ZM76 106H77V109H79V111H80V113L78 112V110L76 109ZM82 106H84V107H82ZM116 106V107H115ZM140 106H142V109H141V107ZM175 108H174V107ZM190 106V107H189ZM200 106V107H199ZM40 107V108H39ZM52 107V108H51ZM53 107H55V108H53ZM65 107H68V109L67 108H65ZM79 107V108H78ZM81 107H82V109H81ZM89 107H92V108H90L91 110H89ZM105 109H107V110H105ZM116 108L117 109V111L119 110L120 111V113H116V111H115V113L116 114H114V110H112V112H111V110L109 111V109L110 108ZM126 107H128L130 110H131V107L133 108V107H136L137 108V110L135 109H132L131 111L129 110V111H127V110H124V109H122V108H125L126 109ZM140 107V108H139ZM168 107H169V109H168ZM184 107V110L182 109ZM196 107H199L198 109L196 108ZM213 109H212V108ZM14 108H12V109H14ZM23 108H26V109H23ZM29 108V109H28ZM34 108V110H32ZM36 108V109H35ZM44 108V109H45ZM109 108V109H108ZM127 108V109H128ZM139 108V109H138ZM178 108L180 109V110H178ZM208 108H209V110H208ZM212 110H211V109ZM254 108H252V111L254 112H252L251 111V115H255V109ZM11 109V108H10ZM11 109V110H12ZM28 109V110H27ZM51 109H53L52 111H51ZM54 109L55 110H57V111H55L54 112ZM69 109H72V110H69ZM83 109H86L87 111H85L84 112V110ZM104 110V111H108V113H100V112H103L102 110ZM157 109L158 110H160L159 112H158V114H160V117L157 115ZM168 109V110H167ZM188 109H191V110H188ZM202 109H204L203 110V112L205 111L206 113H207V111H208V113L206 114L205 112L203 113L202 112V114H201V111H202ZM24 110V111H23ZM28 112H27V111ZM29 110H30V112L32 113L33 111L35 112H33L34 113V115L35 116H30L29 115ZM37 111V113L38 114H41V113H43V117L42 118H40V115H37L36 114V111ZM83 110V111H82ZM88 110H89V113H87L88 112ZM99 110H100V112H99ZM123 110V111H122ZM167 112V113H165V111ZM200 111V114H199V112L198 111ZM211 110V111H210ZM15 111V112H14ZM17 111V112H16ZM38 111H40V112H38ZM59 111V112H58ZM72 111V112H71ZM93 111V112H92ZM95 111V112H94ZM118 111V112H119ZM153 111H155V112H153ZM164 111V113H162ZM178 111V112H177ZM258 111V112H257ZM1 112V111H0ZM12 112L15 114H18V110L17 109H14V110H12ZM53 113L51 116V119H50V113ZM61 112V114H63V116L61 115V114H59ZM98 112V113H97ZM109 112H111V113H113L112 115H111V113H109ZM152 112L154 113V114H156V115H154L153 114V116H152ZM188 112L191 114V116H190V114H189V116H188ZM194 112V113H193ZM25 113V114H26ZM30 113V114H31ZM48 113V114H47ZM65 113H67L66 115H64ZM70 113V114H69ZM83 113V114H82ZM87 114V115H89V116H87V115H85V114ZM94 113V114H93ZM100 113V114H99ZM146 113H148V116H147V114ZM177 113V114H176ZM72 114H74V115H72ZM139 114V115H138ZM143 114H144V117H143ZM146 114V115H145ZM150 114V115H149ZM179 114V115H178ZM183 114H185V115H183ZM194 114V115H193ZM199 114V115H198ZM205 114V115H204ZM214 114H217V115H214ZM24 115V114H23ZM23 115H20L19 114V117L16 115V117L17 118H20V117H24ZM28 115H29V117H28ZM33 115V114H32ZM36 115H37V117H36ZM53 115H54V117H53ZM62 117H61V116ZM68 115V116H67ZM70 115H72V116H75V118H73L72 116H70ZM79 115V116H78ZM137 115V116H136ZM162 115V116H161ZM167 115V116H166ZM173 115V116H172ZM200 116V117H198V116ZM205 116V119L207 118V121L204 119L203 120V117ZM210 117H209V116ZM2 116V113H0V137H1V139L6 143V144H9V151H10V153H13V154H17V155H19L21 152H20V148L19 147H17L16 145H14L15 143H14V141H16L17 143H19V145L22 147V148H24V150H28L26 147H23L24 145L20 142V140H22V138L20 137V135H19V140L17 139V136H18V131L15 129V128H12V127H9L10 125H8V127L9 128H7V121L4 119L3 120V118L1 117ZM42 116V115H41ZM45 116H47V117H45ZM130 116V117H129ZM151 116V117H150ZM158 116V117H157ZM172 116V117H171ZM186 116V117H185ZM188 116V117H187ZM195 116V117H194ZM212 116H213V118H212ZM33 117H34V119H33ZM63 118L62 120H66V119H69L70 117H71V119H73V121H74V123L72 122V120L71 119H69L70 121H68V122H66L65 123V121H62V122H64V124L61 122V119L59 120V118ZM66 117V118H65ZM68 117V118H67ZM77 117V118H76ZM84 117V118H83ZM91 117V118H90ZM120 117V118H119ZM133 117V118H132ZM136 117L140 120V122H139V120H137V121H135L134 120V118L136 119ZM139 117H141V118H139ZM150 117V118H149ZM162 117H163V119H162ZM165 117L167 118V119H165ZM178 117V118H177ZM180 117V118H179ZM181 117H184V119L183 118H181ZM36 118V119H35ZM37 118H39V119H37ZM48 118H49V120H48ZM80 118L82 119V121L80 120ZM86 118V119H85ZM108 118V119H107ZM113 118V119H112ZM127 118H128V120H127ZM156 118V119H155ZM171 118V119H170ZM189 118V121H187V119ZM192 118H194V119H192ZM200 120H199V119ZM217 118H218V120H217ZM30 119V118H29ZM56 119V120H55ZM74 119H78L77 121L76 120H74ZM88 119V120H87ZM103 119V120H102ZM119 119H121L120 120V123L121 122H124V123H121L120 124V126H119ZM129 119H130V121H129ZM145 119V120H144ZM154 119V120H153ZM179 119V120H178ZM256 119H257V121H256ZM3 120V121H2ZM47 120V121H46ZM51 120V121H50ZM52 120H54V122L52 121ZM57 120H58V122H57ZM91 120V121H90ZM111 120V121H110ZM112 120H113V122L114 123H111L112 122ZM114 120H116V121H114ZM123 120V121H122ZM160 120V121H159ZM171 120V121H170ZM177 120V121H176ZM184 120V121H183ZM185 120H186V122H188V124H186L185 123ZM193 120V121H192ZM217 120V121H216ZM240 120L238 121V122H240ZM259 120V121H258ZM52 122V123H58L56 126H55V124H51L50 122ZM60 121V122H59ZM83 121H85V122H83ZM86 121H89V124H87L88 122H86ZM108 121V122H107ZM135 121V122H134ZM159 121V122H158ZM168 121V122H167ZM179 121H180V124H179ZM197 121H202V122H200V124H199V122H197ZM210 121H211V123H210ZM214 121H216V122H218V123H215ZM48 122V123H47ZM75 122H79L78 124L76 123V125H74L75 124ZM80 122H82V123H80ZM97 122H99V123H97ZM102 124H101V123ZM104 122H106V123H104ZM110 122V123H109ZM116 122V123H115ZM163 122H167V123H163ZM178 122V123H177ZM184 122V123H183ZM193 123V125L191 124V123ZM232 122V123H231ZM254 122V123H255ZM1 123H3V124H1ZM37 123V122H36ZM44 123V124H43ZM50 123V124H49ZM71 123V124H70ZM73 123V124H72ZM87 125H85V124ZM96 124L97 126V128L95 127V125L94 124ZM145 123V124H144ZM156 123V124H155ZM184 125L183 127H181L182 126V124ZM190 123V124H189ZM203 125H202V124ZM220 123V124H219ZM66 124V125H65ZM101 124V125H100ZM103 124L104 125H106V126H103ZM108 124V125H107ZM110 124V125H109ZM112 124V125H111ZM118 124V125H117ZM124 124V126H122ZM139 124V125H138ZM158 124H159V126H158ZM160 124H162V125H160ZM167 124V125H166ZM205 124H207V125H205ZM51 125H52V128H51ZM54 125V126H53ZM59 125H61V127H62V129H59V130H62V131H59L58 129H56V128H61ZM71 125H72V127L74 128V129H76V131H72L73 129L71 128ZM79 125V126H78ZM92 125V126H91ZM94 125V126H93ZM100 125V126H99ZM114 125V126H113ZM116 125V126H115ZM150 125L152 126V127H150ZM156 125V129L154 128V126ZM172 125V126H171ZM177 125V126H176ZM179 125V126H178ZM186 125H188V126H186ZM193 127H192V126ZM204 125L205 126H207L208 128H210V130L209 129H207L206 127V132H205V128H204ZM216 127H215V126ZM218 125H220V126H218ZM231 125V126H230ZM44 126V127H43ZM49 126V127H48ZM68 126V127H67ZM76 128H75V127ZM81 126V127H80ZM84 126V127H83ZM89 126V127H88ZM103 126V127H102ZM158 126V127H157ZM161 126H163V127H161ZM196 126H197V128H196ZM45 127H46V130L49 132L51 129H53V127H55L52 131H50L51 133H55V134H53L52 136L53 137H51L50 135L51 134H48L47 135V131L45 130ZM49 129H48V128ZM80 127V128H79ZM88 127V128H87ZM100 127V128H99ZM150 127V128H149ZM160 127V129H158ZM180 127V128H179ZM186 127H187V129H186ZM227 128V129H225V128ZM10 128H12V130L10 129ZM51 128V129H50ZM65 128V129H64ZM69 128H71V129H69ZM82 128H84V129H82ZM85 128H87V129H85ZM101 128L104 130H101ZM146 128H148L147 130H149L151 133L153 132V134H154V132L155 131H157L156 133H155V136L156 137H154V135L153 134H151L149 131H146ZM152 128H153V130H152ZM168 128V129H167ZM176 128H178L177 130H176ZM182 128V129H181ZM188 128H190V129H188ZM193 128H195V131L197 132H195L194 131V129ZM200 128V129H199ZM201 128H203V129H201ZM215 128H217V129H215ZM221 128H223V129H221ZM71 130V132L69 131V130ZM81 129V130H80ZM101 131H100V130ZM144 129V130H143ZM164 129V130H163ZM171 129V130H170ZM180 129V130H179ZM184 129H186L187 131L185 132V130ZM6 130V133H7V135H6V133L4 132ZM16 130V131H15ZM38 130V132H35V131H37ZM57 130V131H56ZM67 130H68V132H67ZM85 131V130H87V131H85V132H83L82 133V135L81 136H79V138L81 137L82 138V140L81 139H79V140H77V138H78V136L77 135H80V132L81 131ZM94 130V131H93ZM97 130V131H96ZM123 130H124V132H123ZM158 130H159V133H158ZM162 130V131H161ZM170 130V131H169ZM181 130H183L182 132H180ZM199 132H198V131ZM208 130V131H207ZM211 130H214L213 131V133H215L217 130H218V132H216L215 134H216V136H215V134L213 135V133H212V131ZM223 130V131H222ZM226 132H225V131ZM31 131V130H30ZM44 131H45V133H44ZM60 133H59V132ZM64 131V132H63ZM78 131V132H77ZM80 131V132H79ZM94 133H93V132ZM97 133H96V132ZM98 131L100 132V133H102V137H101V134L100 133H98ZM127 131V132H126ZM144 131H146V133L148 132V133H150L151 134V136H152V138H149V136H150V134H145L144 133ZM167 131H169L168 133H166ZM173 131V132H172ZM177 131V132H176ZM203 131V132H202ZM49 132V133H50ZM67 134H66V133ZM90 132H91V134L92 135H90ZM162 132V133H161ZM178 132H180L178 135H180V136H178L177 138L175 137L176 135H177V133ZM189 132H191V133H189ZM196 133V137H195V134L193 135V133ZM201 132V133H200ZM224 133V134H221L220 136H219V134L218 133ZM9 133H10V135H11V137L9 136ZM14 133H16V135L14 134ZM18 133V134H17ZM56 133H58V135L57 136H60L59 138L56 136ZM69 133H71V134H69ZM75 133V134H74ZM166 133V134H165ZM171 133H173V134H171ZM174 133H176L175 135H174ZM187 135H186V134ZM190 135H189V134ZM202 133H203V135H202ZM205 133V134H204ZM206 133H207V139L205 138V136H206ZM228 133H230V135L228 134ZM262 133V134H261ZM45 134L48 136V137H45ZM60 134V135H59ZM63 134V135H62ZM77 134V135H76ZM94 134V135H93ZM95 134L97 135V136H95ZM100 135V137H99V135ZM106 135V136H104V135ZM108 134L110 135V137L112 136V138H113V140H115V141H113L112 140V138H108L107 136H108ZM130 134V135H129ZM135 134V135H134ZM157 134V135H156ZM160 134V135H159ZM162 134L164 135L165 134V136H162ZM183 134V135H182ZM199 136H198V135ZM40 135V136H41ZM44 135V136H43ZM54 135H55V137H57L58 138V140H57V138L55 139V137H54ZM67 136V138H66V136ZM70 135H72V136H70ZM75 135H76V137H75ZM83 135H85V136H83ZM89 135L92 137L93 136V139L91 138L90 139V137H89ZM122 135V136H121ZM144 135L146 136L145 137V139H143L144 138ZM148 135V136H147ZM172 135H174V136H172ZM184 135H185V137H184ZM189 135V136H188ZM218 135V136H217ZM9 136V137H8ZM22 136V135H21ZM72 137L73 138V136H74V139L75 140H73V139H71V138H68V137ZM114 136V137H113ZM125 136V137H124ZM134 136V137H133ZM139 136V138L138 139H136L137 137ZM150 136V137H151ZM181 136H183V139H182V137ZM186 136H188V138L186 137ZM194 136V137H193ZM214 136V137H213ZM223 138H225V136H227L228 138H229V140H230V142H229V140H227L228 138L226 137V140L225 139H223ZM229 136H231V137H229ZM43 137H45L44 139H43ZM66 138V140H64L65 141V143H64V141H62L63 139H65ZM117 137V138H116ZM130 137V138H129ZM136 137V138H135ZM160 137V138H159ZM163 137H165V141H163L162 140V142H161V139H163ZM170 137H171V140H173L172 141V143H171V140H170ZM206 139V140H204V138ZM210 137H212V138H210ZM216 137V138H215ZM218 137V138H217ZM233 137H234V140H233ZM237 137V138H236ZM262 137H264V136H262ZM11 138H12V141H11ZM53 138L55 139V141L53 142L52 140H53ZM63 138V139H62ZM86 138H87V140H86ZM95 138V139H94ZM99 139V141H98V139ZM108 138V139H107ZM118 138H119V140H118ZM174 138H176L175 140H174ZM210 138V139H209ZM213 138H214V140H213ZM222 140H221V139ZM13 139H14V141H13ZM68 139H70V140H68ZM102 139V140H101ZM110 139V140H109ZM116 139L118 140V141H116ZM124 139V140H123ZM128 141H127V140ZM140 139V140H139ZM156 139H157V141H156ZM179 139V140H178ZM186 139H187V143H184V140H185V142H186ZM191 139V140H190ZM195 139H196V141H195ZM201 139H202V141H201ZM219 141V139H220V144H219V142H217V140ZM235 139H238V140H235ZM67 140H68V142H67ZM76 140L77 141H80V142H78L77 144H76ZM92 140V141H91ZM95 141V143H92V142H94ZM126 140V141H125ZM134 140V141H133ZM155 140V141H154ZM179 142H178V141ZM203 140L205 141V142H203ZM208 140V141H207ZM209 140H211L212 141V143L214 142L215 143V141L218 143V144H216L213 148H210V145H209V143L211 142V141H209ZM231 140H233L232 142H231ZM58 141V142H59ZM74 141H75V143H74ZM84 141V142H83ZM87 143H86V142ZM96 141H97V143H96ZM102 141V142H101ZM104 141V142H103ZM129 141H131V145L134 147H132L131 148V146H130V142ZM132 141L134 142V143H132ZM136 141L138 142V143H136ZM168 141H170V142H168ZM180 141L183 143H180ZM194 141V142H193ZM198 141V142H197ZM202 142L203 144H201L200 142ZM12 142V143H11ZM59 142V143H60ZM63 142V143H62ZM66 142H67V144H69V146H67V144H66ZM157 142V143H156ZM166 142H168V143H166ZM197 142V143H196ZM229 144H228V143ZM92 143V144H91ZM101 143V144H100ZM108 143H110V144H108ZM115 143V144H114ZM146 143V144H145ZM148 143V144H147ZM160 145H162V147H163V145L165 146L164 148H161L160 146H159V144ZM164 143V144H163ZM170 143V144H169ZM189 143V144H188ZM194 143V144H193ZM201 145H200V144ZM208 143V144H207ZM223 143V144H222ZM234 143H235V148L233 147L234 146ZM66 144V145H65ZM70 144H71V146H73V148L75 149H72V148H69L70 147ZM93 144L95 145L94 147H93ZM97 144H99V145H97ZM111 144H113L114 146H111ZM118 144V145H117ZM126 147H128L129 148V146H130V151H131V153L133 152L134 154H131V153H129V151H127L128 149L126 148L125 149V146ZM137 144H139V145H137ZM149 144H150V146H149ZM155 144V145H154ZM158 144V145H157ZM177 145V147H179V148H177L176 149V145ZM188 144V145H187ZM193 144V145H192ZM198 144V146H200V147H198V149H197V151H196V148H197V146L196 145ZM76 145V146H75ZM78 145V146H77ZM106 145H107V147L109 148V146H110V148L108 149L107 147H106ZM121 147H120V146ZM129 145V146H128ZM142 145H144L143 146V148L145 147V149H143L142 148ZM153 147H152V146ZM175 146V148H174V146ZM179 145V146H178ZM181 145H182V147H181ZM191 145H192V147H191ZM207 145V146H206ZM209 145V146H208ZM226 148H224L223 146ZM228 145V147H226ZM232 145V146H231ZM63 146V147H62ZM65 146H67L68 148H66ZM89 146H91V148L89 147ZM97 146L98 147H100V148H97ZM103 146V147H102ZM117 146H119V147H117ZM123 146H124V148H123ZM136 146L138 147L139 146V148H141V149H139V148H136ZM159 146V148H157ZM167 146V147H166ZM171 146H172V148H171ZM186 146V147H185ZM188 146H190V147H188ZM196 146V147H195ZM217 146H219V147H217ZM222 146V147H221ZM230 146V147H229ZM65 147V148H64ZM86 147H88L89 149H90V151L91 150H93L94 149V151L96 152V154L95 153H93L92 154V151H91V153H89V149H87ZM93 147V148H92ZM209 149H208V148ZM232 147V148H231ZM18 148H19V151H18ZM97 148V149H96ZM104 148V150H105V152H108V153H104L103 151H102V149ZM136 148V149H135ZM148 148H150L149 150H147ZM154 148V149H153ZM171 149V151H170V149ZM185 148H188V149H186L187 151H185ZM193 148H195V150L193 149ZM218 148V149H217ZM224 148V149H223ZM234 148V149H233ZM13 149V150H12ZM72 149V150H71ZM101 149V150H100ZM108 149V150H107ZM161 149V150H160ZM166 149H168L167 150V152H166ZM176 149V150H175ZM195 151V154H194V152L192 151ZM215 149H217V151L215 150ZM226 150L224 153L222 152V150ZM233 149V150H232ZM237 150V152H235L236 150ZM100 152H99V151ZM122 150V151H121ZM189 150H191L190 152H191V154L189 153L188 154V152H189ZM208 150V151H207ZM215 150V151H214ZM235 150V151H234ZM86 151H88V152H86ZM93 151V152H94ZM119 151V152H118ZM124 151H126V152H124ZM168 151H170V152H173V154L171 153H169ZM186 153H185V152ZM220 151V152H219ZM240 151V152H239ZM66 152H65V155H66ZM81 152V153H80ZM97 152H98V155H97ZM122 152H124L123 154H122ZM146 152H148V155H147V153ZM163 152H164V154H163ZM180 152H184V153H182L183 154V156H181L182 154H180ZM207 152H209V153H207ZM234 152V153H233ZM239 152V153H238ZM102 153H104V154H102ZM110 153V155L111 154H114V153H121V155H124V156H122L123 158L125 157V160L124 161H126L127 163H128V161L127 160H129V162H130V164L128 165V166H130V168L129 169H131L132 171H134L133 173H127V174H129V175H125L124 173H120L119 172V170L117 169V172L118 173H115L114 172V170H116L115 168H113V169H111V168H102V167H100V166H104L105 164H103L102 165V162H104V160H105V162H106V159L105 158H107V160H108V157H106V156H108L107 154H109ZM169 153V154H168ZM176 153V154H175ZM203 153H204V155H203ZM212 153H214V154H212ZM221 153L223 154L222 156L225 158L224 160L221 158L220 160H219V158L221 157ZM241 153V154H240ZM99 154H102V157H101V155H100V158H97V157H95V156H98L99 157ZM127 154V155H126ZM142 155V157H139L140 155ZM152 154H153V157H152ZM156 156H155V155ZM159 154V155H158ZM161 154H163V155H161ZM192 154H194V155H192ZM200 154L201 155H203V157H201L200 156ZM208 154V155H207ZM209 154L212 156V157H210L209 158V160L208 161H205V160H207V158L206 157H209ZM220 154V155H219ZM93 155H95V156H93ZM104 155V156H103ZM136 155V156H135ZM169 155V156H168ZM179 155V156H178ZM187 155V156H186ZM188 155H192V157H190V159H189V157H188ZM230 156L229 158L227 157V156ZM240 155H242V157L240 156ZM57 156V155H56ZM134 156V157H133ZM137 156H138V158H137ZM159 156V157H158ZM165 158H164V157ZM176 156V157H175ZM184 156H185V158H184ZM205 156V157H204ZM234 156H235V158H234ZM93 157H95V159L97 158V161H102L101 163H99V165L97 166V162H96V160L93 158ZM104 157V159L102 160V158ZM133 158V160H132V158ZM169 157V159H167ZM182 157L184 158V159H182ZM202 159H201V158ZM219 157V158H218ZM259 158V156H258V154L257 153H254L253 155H252V161H253V168L255 169L254 170V173L253 174H251L252 176H251V178L252 179H254L255 177H257L258 176V173H259V171L261 170V169H264V166H262V165H264V162H260V161H258L257 162V160H258V158ZM83 158V159H82ZM139 159V161H137L136 160V162H134V163H131V160H132V162L133 161H135V159ZM141 158V159H140ZM150 158V159H149ZM160 158V159H159ZM162 158H164V159H162ZM176 158V159H175ZM197 158H199V159H197ZM206 158V159H205ZM227 158V159H226ZM230 158H231V161H230ZM91 159H93V160H91ZM98 159H100V160H98ZM154 161H153V160ZM166 159V160H165ZM175 159V160H174ZM178 159V160H177ZM187 159H189V161L187 160ZM201 159V160H200ZM140 160H141V163H140ZM145 160H146V162H145ZM162 160H164V161H166V162H163ZM173 160V161H172ZM197 160H198V162H197ZM222 160H223V163H221L222 162ZM225 160H228V161H230L228 164H227V162L228 161H225ZM260 160V159H259ZM158 162V161H161V163H159L158 162V164H161V165H163V166H161V165H158L157 164V166L155 165L154 166V163L155 162ZM200 161V162H199ZM218 161V162H217ZM225 161V162H224ZM241 161V162H240ZM262 161H264V160H262ZM95 162V163H94ZM108 162V161H107ZM143 162H144V164H143ZM147 162H148V164L150 163V165L152 164L153 166H149V165H147ZM156 162V163H157ZM178 162V163H177ZM185 162V163H184ZM197 162V163H196ZM202 162H204L203 164H202ZM206 162V163H205ZM260 162V163H259ZM146 163V164H145ZM155 163V164H156ZM163 163V164H162ZM170 163V164H169ZM198 163H200L199 165H201V168H200V166L198 165ZM219 163H221V164H223V166L221 165L220 166V164ZM226 163V164H225ZM238 163H240V164H238ZM259 163V164H258ZM71 164H70V166H71ZM77 164V165H76ZM133 164V165H132ZM135 164V165H134ZM140 165V167H141V169H139V166L138 165ZM166 164H167V167H166ZM185 164V165H184ZM219 166H218V165ZM238 164V165H237ZM91 165V166H90ZM164 165H165V167H164ZM172 165V166H171ZM179 165V166H178ZM193 165H194V167H193ZM216 165H217V168H216V170H214L215 168L214 167H216ZM227 165V166H226ZM257 165H259L258 167H257ZM28 166H29V169L30 170H32V171H34V172H36V173H38V174H40V175H42V177L44 176L47 180H49V181H51V182H53V183H55L56 185H58V186H60V187H62V188H67V189H69L71 192H74L75 194H80L81 192L79 191V190H77V189H73V188H71L70 186H67V185H65L64 183H61L60 181H58V180H54L53 178H51V177H49V175L47 174V176H46V173H42V172H39L37 169H35V167L31 164V163H28ZM67 166H69V165H67ZM93 166V168H95V170H92L90 167H92ZM135 166V167H134ZM144 166V167H143ZM147 166H149V167H147ZM181 166H183V167H181ZM197 166H199V167H197ZM202 166H203V168H202ZM225 166V167H224ZM239 166V167H238ZM84 167V166H83ZM134 167V168H133ZM155 167H158V168H155ZM162 167V168H161ZM194 169H193V168ZM224 167V168H223ZM87 168V167H86ZM100 168H102V170L100 169ZM134 170H133V169ZM146 168V169H145ZM149 168H151L150 170H149ZM166 168H168V170L166 169ZM190 168H191V170H190ZM201 169L200 171H199V169ZM212 168H214L213 169V171H216V175L220 178V180H219V178H217V176L212 172ZM221 168H223V169H221ZM226 168V169H225ZM240 168V169H239ZM67 169V168H66ZM110 169V170H109ZM139 169V170H138ZM145 169V171H143ZM148 169V170H147ZM158 171H157V170ZM160 169V170H159ZM165 169L167 170V171H169V175H167V173H165V172H167V171H165ZM170 169H171V171H170ZM237 171H236V170ZM46 170L49 172L50 171V167H49V165L46 167ZM152 170H154V171H152ZM156 170V171H155ZM162 170H163V172H162ZM188 170H190V172H191V174L192 173H194V171L193 170H195L196 171V173L195 174H193V175H191V174H189V171ZM200 172H198V171ZM219 172H222V173H218V171ZM221 170H225L224 172L223 171H221ZM231 170V171H230ZM111 171V172H110ZM114 173H113V172ZM141 171H143V172H145V173H143V172H141ZM165 171V172H164ZM188 171V172H187ZM208 171H211L210 173H213L212 175H214V176H210V173L208 172ZM230 171V172H229ZM256 171H258V172H256ZM102 172V173H103ZM137 172H139L138 174H140V177L141 176H143L142 178H138V174H137ZM149 172H153L152 174H156V176H155V174H154V176H151L152 174L151 173H149ZM160 174H159V173ZM171 172V173H170ZM172 172H174V173H172ZM184 172H186V174L184 173ZM198 172V173H197ZM120 173V174H119ZM146 173H149V174H147L146 175ZM158 173V174H157ZM163 173H165L164 175L165 176H163ZM208 173H209V178H210V180L211 181H209V179H206L207 180V182H203V183H201V180H199L201 177H204V176H207L208 175ZM229 173V174H228ZM143 174V175H142ZM151 174V175H150ZM198 174V175H197ZM223 174V175H222ZM227 174L229 175L228 176V179L226 178L225 179V176L227 177ZM134 175H137V176H134ZM147 177H146V176ZM158 175H162V176H158ZM177 176V179H175V177ZM182 175V176H181ZM187 177H186V176ZM190 175V176H189ZM173 176H175V177H173ZM194 176V178H195V180H194V178H192ZM199 178H198V177ZM180 177V178H179ZM186 178V179H183V178ZM215 177V178H214ZM221 177H222V179H221ZM171 178V179H170ZM180 180H179V179ZM212 178L213 179H215V181L213 180L212 181ZM217 178V179H216ZM232 178V179H231ZM242 178V179H241ZM166 180V181H163L162 182V180ZM183 179V180H182ZM223 179L226 181H223ZM240 180V182H239V180ZM175 180H177L176 182L177 183H175V182H173V181H175ZM181 180H182V182H184V181H188V180H190L191 181V183H189V182H187V185L188 186H186L185 185V187H182L183 189H184V192L179 188V187H181ZM194 180V181H193ZM232 182H231V181ZM146 181H147V184H146ZM149 181V182H148ZM156 181V182H155ZM180 181V182H179ZM202 181H205V180H202ZM218 181V182H217ZM222 181L224 182V183H222ZM231 183H230V182ZM154 182V183H153ZM173 182V183H172ZM198 182V183H197ZM212 182V183H211ZM234 182H235V185H234ZM154 184V186H152V188H151V186H150V184ZM178 183L180 184V186L178 185ZM193 183L194 184H196V185H193ZM200 183L203 185H200ZM212 185V187H211V185ZM214 183V184H213ZM216 183V184H215ZM221 183H222V186H221ZM228 183L229 184H232V185H234V186H232V185H228ZM239 183V184H238ZM152 184V185H153ZM166 184V185H165ZM168 184V185H167ZM169 184H173V186L175 185L176 187H173L172 185L170 186ZM178 186H177V185ZM210 186H209V185ZM219 184V185H218ZM163 187H161V186ZM190 185V186H189ZM208 185V186H207ZM228 185V186H227ZM169 186V187H168ZM194 186H196V189H197V187L199 188V190L197 189V191L195 190V187ZM200 186H202V187H200ZM218 186H221V187H223L224 189H225V191H227V196H228V193H229V191H230V194H229V196L227 197H225V195H223L224 193H226L225 191H223L224 189L223 188H221V187H218ZM237 186V187H236ZM140 189H141V187L140 186H138ZM157 187V188H158ZM162 189H161V188ZM186 187H188V192L190 193V194H188V192H187V194H188V196L186 195L185 196V194H186V192L185 191H187L186 189ZM205 187H208V188H206L205 189ZM211 187V188H210ZM217 187H218V189H217ZM178 189V190H175V189ZM202 188V189H201ZM222 190H221V189ZM231 188H233V189H231ZM159 189H158V191H159ZM143 190V189H142ZM141 190V191H142ZM157 190V189H156ZM182 191L181 193H178V192H180V191ZM215 190H218V191H216V194L218 195H216L215 194ZM232 190V191H231ZM144 191V193H145V190H143ZM176 191V193L175 194H173V192H175ZM195 191V193H194V195H192L193 194V192ZM204 191H206L205 193H204ZM208 191H211V192H209L208 193ZM222 191V192H221ZM214 192V193H213ZM232 192V193H231ZM160 193H162L163 194V192H160ZM170 193V194H169ZM178 193V194H177ZM203 193V194H202ZM176 194H177V196H176ZM206 194V195H205ZM211 196H210V195ZM212 194H213V196H216V197H214L213 198V196H212ZM82 195L85 197V198H88L89 200H93V197L91 196V194L89 195V194H87V193H82ZM209 195V199H208V196ZM176 196V197H175ZM184 196V197H183ZM192 196H194V197H192ZM201 196V197H200ZM180 199H179V198ZM211 197H212V199H211ZM205 198H207V199H205ZM217 200H216V199ZM220 198V200H218ZM251 198V199H250ZM4 201H5V203L6 204H8L9 206H13V201L10 199V197L7 195V194H5L4 195ZM198 199H199V201H198ZM200 199H203L204 200V202L205 203H207V204H205L204 202H202L203 200H200ZM211 199V200H210ZM258 199H260V200H258ZM56 200V202H58L57 201V199H55ZM99 200H100V202L102 203V204H109V205H114V206H120V207H124V208H130V204L129 203H118V202H109V201H105V200H103L102 198H99ZM206 200L208 201V202H206ZM215 200H216V204H215ZM223 200V201H222ZM201 201V202H200ZM210 201H211V203L213 204V205H211L210 204ZM262 203H261V202ZM36 202V201H35ZM219 203V205H218V203ZM220 202H221V204H220ZM243 203V204H242ZM255 203V204H254ZM259 203H261V204H259ZM25 205L27 204V202H25L24 203ZM39 204V203H38ZM129 204V205H128ZM244 204H245V206H244ZM254 204V205H253ZM259 204V205H258ZM257 205V206H256ZM39 207H41V208H45L44 206H42V205H38ZM145 203H142V204H140L139 205V208L142 210V211H144V212H148L150 209H151V206L150 205H146L145 207H147V209L145 210ZM150 206V207H149ZM203 206H204V208H203ZM212 206H214L213 208H212ZM215 206H216V208H215ZM243 206V207H242ZM256 206V207H255ZM202 207V208H201ZM206 207V208H205ZM143 208V209H142ZM198 208V209H197ZM213 209V210H212ZM45 210H46V208H45ZM218 212V213H214V212ZM238 211V212H237ZM28 212H30L29 213V216L30 215H32V216H34V217H36V216H38V212L37 211H33V209H31V211H30V209H29V211ZM213 213V214H212ZM220 213V214H219ZM223 213V214H222ZM247 215H246V214ZM27 214V213H26ZM222 214V215H221ZM225 214H228V213H225ZM242 214H244V215H242ZM255 214V215H254ZM259 216H258V215ZM214 215H216V216H214ZM222 217H224V218H220L221 216ZM242 215V216H241ZM178 215H174V217L173 218H182L183 216H178ZM213 216V217H212ZM220 216V217H219ZM241 216V217H240ZM256 216H258V218L256 217ZM212 217V218H211ZM219 217V218H218ZM252 217H254V218H252ZM262 217V218H261ZM173 218H171V219H173ZM214 218V219H213ZM216 219H218V220H216ZM220 219V220H219ZM238 219V220H237ZM259 219V220H258ZM260 219H262V221L260 220ZM224 220V221H223ZM258 220V221H257ZM220 221V222H219ZM261 221V222H260ZM157 222V221H156ZM221 223V224H220ZM259 223H260V228L261 229H259ZM226 226V227H225ZM196 230H198V226L196 225V224H191L190 225V227L188 228V230H187V234L188 235H190L191 233H192V231H196ZM261 230V231H260ZM261 232V233H260ZM247 234V233H246ZM252 234H256V236L255 235H252ZM261 235V236H258V235ZM253 237H252V236ZM246 236V237H245ZM248 236H250V237H252V239L253 240H251V238L250 237H248ZM255 236V237H254ZM149 237H151V236H149ZM153 237V238H152ZM150 239L149 238H147L146 239V242H148V243H150V244H157V243H159L160 241V239L159 238H157V237H155V236H152ZM243 237V236H242ZM32 238V237H31ZM40 238V239H39ZM259 240H258V239ZM59 239H61V240H58V243H56L54 240H56L57 241V239H53V238H51V241H52V243L53 244H55V245H57V246H59V248H61V250H56L55 251V249L53 248V247H49L47 244H45V241H44V239L42 238V237H40V236H38V238L36 237V240H37V243H39V244H41V245H47L48 247H47V253L49 254V255H54V254H58L59 253V255H57V256H60V260H62V261H64V262H66V263H68V264H77L78 262H77V260L75 261V262H73L74 260H73V258H72V256L71 255H69V253L71 254V252H69L68 251V248L67 247H70L71 249H69L70 251H72L73 249H75L76 250V247L74 248V246H73V249H72V245L71 244H68V245H66L65 246V244H64V242H60V241H62L63 239H62V237L61 238H59ZM159 239V240H158ZM246 239V240H245ZM249 239V240H248ZM255 239H256V241H255ZM260 239H262L261 241H260ZM187 240V238L185 239V241ZM203 240H206L205 238H201V240H199V238H198V240H196V242H198V243H195V241L194 240H191L192 242H190L189 243V241L187 240L186 242H188V244L187 243H185V241H180V244L178 245V243L177 244H175V245H169V243H167L166 245H168V246H172L173 248H169L168 249V251L167 250H165L164 252H162V253H160V252H158V253H153V254H151L152 256H145V258L144 259H142V258H139V260H138V257H136V260H138V261H149V260H152L153 258H156L157 256L158 257H160V258H163V259H161L162 261L164 260V255H167V253L169 254L170 252H172V251H180V250H183L184 248H186V247H189V244L190 245H192V247H194V246H197L198 244H199V241H200V244L201 243H203V242H205V241H203ZM248 241V242H247ZM254 241H255V244H254ZM239 242V243H238ZM240 242H242V243H240ZM250 242V243H249ZM252 242H253V244L255 245V246H257V247H255L253 244H252ZM62 243H63V245H62ZM185 243V244H184ZM246 243V244H245ZM62 246H61V245ZM131 244H133V245H136V244H138V242H136V241H131ZM182 244V245H181ZM193 244H197V245H193ZM239 244V245H238ZM242 244H244V246L242 245ZM21 245V242L19 241V243L17 244V246H20ZM241 245V246H240ZM64 246V247H63ZM236 247H237V249H238V247H239V250H237L236 249ZM245 247H246V249H245ZM254 248V250H253V248ZM84 247H79L76 251H80V249H81V251L82 252H85L86 251V249H83ZM241 248L243 249V251L241 250ZM248 248V249H247ZM249 248L251 249V250H249ZM53 249V250H52ZM67 249V250H66ZM236 249V250H235ZM235 250V251H234ZM66 251V252H65ZM69 253H68V252ZM88 251V250H87ZM163 251V250H162ZM235 253H234V252ZM250 251H252V252H250ZM239 252V253H238ZM246 252V253H245ZM235 255H234V254ZM242 253V254H241ZM250 253H252V254H250ZM255 253H254V255H255ZM238 254V258H237V260H235L236 259V255ZM241 254V255H240ZM244 254V255H243ZM70 257H69V256ZM236 256V257H235ZM126 257V259H124V261H127V260H130L131 259V257L130 256H128V255H126L125 256ZM149 257V258H148ZM224 257V258H223ZM234 257V258H233ZM20 258V257H19ZM17 259V260H19L20 262H22V260H20V259ZM70 258H71V260H70ZM79 259H81L82 260V258L85 260V258L84 257H82V258H80V257H78ZM142 259V260H141ZM166 260H164L163 262H165V261H168L169 263H172V262H170L171 260L169 259V258H165ZM177 260H178V258H176ZM182 259H184V258H180V260H182ZM73 260V261H72ZM92 261L94 260V259H91ZM91 260H87V261H91ZM99 259H95L92 263L90 262V263H88L87 262V264H100V261L101 260H99ZM230 260H232L231 262H230ZM98 261L99 263H96V262ZM161 261V263H163ZM242 261V260H241ZM103 262V261H102ZM101 262V264H105L106 262H103L102 263ZM167 262V263H168ZM224 262V263H223ZM110 264H116V261H114L113 263H112V261H110L109 262ZM108 263V264H109ZM120 262H117V264H119ZM122 263V262H121ZM159 263H160V259H159ZM159 263H157V264H159ZM160 263V264H161ZM166 262L165 263H163V264H167ZM168 263V264H169ZM226 263V264H227ZM79 264V263H78ZM107 264V263H106Z\"/></svg>",
  "mask_w": 264,
  "mask_h": 264
},
{
  "label": "bare ground",
  "instance_id": "2",
  "mask_svg": "<svg viewBox=\"0 0 264 264\" xmlns=\"http://www.w3.org/2000/svg\"><path fill=\"white\" fill-rule=\"evenodd\" d=\"M27 1V0H26ZM37 1V0H36ZM43 1V0H42ZM47 1V0H46ZM46 1H45V3H46ZM53 1V0H52ZM55 1V0H54ZM65 1V0H64ZM94 1V0H93ZM96 2L98 1V0H95ZM100 1V0H99ZM126 1V0H125ZM136 1V4H137V0H134V2ZM140 1H143L144 2V0H140ZM154 1V3H155V0H153ZM157 1V0H156ZM161 1V0H160ZM159 1V2H160ZM163 1V0H162ZM166 1V0H165ZM171 0H167L166 2L168 3V2H170ZM194 1V0H193ZM192 1V2H193ZM200 1H203V0H200ZM206 1V0H205ZM213 1L214 0H212L211 2L213 3ZM215 1H217V0H215ZM44 2V1H43ZM48 2V1H47ZM51 2V1H50ZM50 2H48V3H50ZM59 2V1H58ZM58 2H56V3H58ZM76 2V1H75ZM84 2V1H83ZM88 2V1H87ZM89 2H90V0H89ZM102 2V1H101ZM101 2H99V3H101ZM107 2H109V1H107ZM112 1H110V3H111ZM119 2H121V1H119ZM119 2L117 3V4H119ZM127 2H128V0H127ZM130 2H132L133 3V1H130ZM142 2V3H143ZM148 2H149V0H148ZM147 2V3H148ZM152 2V1H151ZM157 3V4H160V3ZM172 2H175V1H173L172 0ZM188 2V1H187ZM186 2V3H187ZM191 2V4L192 5H194V2H196V1H194L193 3ZM197 2H199V1H197ZM208 2H210V1H208ZM218 2V1H217ZM29 3H31V2H29ZM34 3V2H33ZM52 3V2H51ZM50 3V4H51ZM72 3V2H71ZM90 3H92V2H90ZM142 3H139L138 2V7H137V5L136 4H132L133 6H136V8H140L139 6L140 5H142ZM144 3H146V2H144ZM143 3V5H145ZM153 3V4H154ZM189 3V2H188ZM187 3V4H188ZM211 3V4H212ZM219 3V2H218ZM35 4V3H34ZM38 4V3H37ZM36 4V5H37ZM53 4V3H52ZM84 4H85V2H84ZM94 4V3H93ZM93 4H91V5H93ZM112 4H114V3H111V4H109L110 5V7H112V6H114V5H112ZM151 4V3H150ZM153 4H151V5H153ZM156 4V3H155ZM178 4V2H176V5ZM183 4V3H182ZM185 4V3H184ZM186 4V6H188ZM190 4V3H189ZM259 4L261 5L262 4V1L261 2H259ZM14 5H16V4H14ZM26 5V4H25ZM40 5V4H39ZM59 5V4H58ZM75 5H76V3H75ZM102 6V4H99V5H97V6ZM112 5V6H111ZM129 6L131 5V3L130 4H128ZM131 5V6H132ZM147 5V4H146ZM145 5V6H146ZM149 5V4H148ZM147 6V8H144L145 6H143L142 7V9L144 8V9H148V7H150L151 9L153 8V6ZM162 5H164L163 3H162ZM166 5H168V4H166ZM180 5H181V3H180ZM196 5V6H195ZM194 6L195 7H198V5L199 4H195ZM215 5V4H214ZM213 5V6H214ZM219 4H217V6H218ZM259 5V6H260ZM262 5H264V4H262ZM38 6V5H37ZM42 6H44V4L42 5ZM50 7H51V5H49ZM48 6V7H49ZM56 6V4L54 5V7ZM119 6H121V4H119L118 6H117V8H116V5H115V7H112V8H114L113 10H114V13L116 12V9H119L120 7ZM157 6V5H156ZM160 6V5H159ZM200 6H201V4H200ZM199 6V7H200ZM212 6V7H213ZM216 6V5H215ZM219 6H224V5H219ZM259 6H257V7H259ZM4 7V6H3ZM6 7V6H5ZM15 7V6H14ZM46 7V6H45ZM54 7L52 6L51 8H53L54 9ZM59 7V6H58ZM74 7H76V6H73V10H74ZM77 7H78V5H77ZM119 7V8H118ZM166 8L168 7V6H165ZM164 6H163V8L162 9H164L165 8ZM177 7H178V5H177ZM180 7V6H179ZM178 7V8H179ZM189 7H193V6H188V8ZM203 7H205V9H203V11L204 12H207L208 11V7L206 8V6H203ZM203 7H200V8H203ZM10 8V7H9ZM12 8V7H11ZM31 8V7H30ZM60 8H61V6H60ZM59 8V9H60ZM80 8V7H79ZM91 8H93V7H91ZM96 8V7H95ZM101 8V7H100ZM111 8V9H112ZM149 8V11L151 10ZM159 8V7H158ZM157 7H156V9H158ZM164 9V10H162L161 9V11H160V13L163 11V13L164 12H166V10L167 9ZM169 8V7H168ZM175 8V7H174ZM174 8H172V6L170 7V11H171V9H172V12L174 13V11H173V9ZM177 8V9H178ZM185 8V7H184ZM191 8H189V9H191ZM215 8H217V7H213V9L215 10ZM231 8V7H230ZM260 8H264V7H260ZM44 9V8H43ZM50 9V8H49ZM55 9H57V7H55ZM63 9V8H62ZM68 9V8H67ZM77 9V8H76ZM110 9V10H111ZM124 9V8H123ZM128 9V8H127ZM127 9H125L126 11H127ZM142 9H141V12H142ZM144 9H143V11H144ZM155 9V8H154ZM153 9V10H154ZM213 9H212V11H213ZM236 9V8H235ZM15 10V9H14ZM18 10V9H17ZM22 10V9H21ZM46 10V9H45ZM79 10V9H78ZM81 10V9H80ZM80 10L78 11V12H80ZM96 10V9H95ZM98 10V9H97ZM96 10V11H97ZM133 10H135V8L133 9L132 8V11ZM152 10V11H153ZM159 10L160 9H158V11L156 10V12L158 13L159 12ZM179 10H181V8L179 9ZM185 10H187V9H184V11ZM192 10H193V8H192ZM205 10H207V11H205ZM59 12H57L56 10H55V12L56 13H61V9L60 10H58ZM70 11H71V9H70ZM89 11V10H88ZM112 11V10H111ZM122 11V10H121ZM132 11L130 10V12H129V15H131L132 14ZM140 11V10H139ZM148 10H146V12L148 13L149 12ZM167 11H169V9L167 10ZM183 11V10H182ZM181 11V12H182ZM183 11V12H184ZM190 11V10H189ZM193 11H195V10H193ZM193 11H191V13L190 14H194V12ZM196 11H198V10H196ZM211 11V12H212ZM217 11H219V10H217ZM29 12V11H28ZM38 12V11H37ZM54 12V11H53ZM63 13H64V11H62ZM77 12V13H78ZM94 12V11H93ZM119 12V11H118ZM124 12V11H123ZM134 12H138L137 10L136 11H134ZM154 12V15H156L155 14V11H153ZM153 12H152V14H153ZM193 12V13H192ZM214 12V11H213ZM216 12V11H215ZM258 12V11H257ZM261 12H262V10H261ZM260 12V13H261ZM13 13V12H12ZM32 13H33V11H32ZM72 13V12H71ZM71 13H69V14H71ZM81 13V12H80ZM95 13V12H94ZM99 13V12H98ZM113 13V12H112ZM113 13V14H114ZM122 13V12H121ZM131 13V14H130ZM160 13L159 14H157V17H159L158 15H160ZM169 13V12H168ZM167 13V14H168ZM172 13V14H173ZM177 12H175V14H176ZM187 13V12H186ZM185 13V14H186ZM198 13V12H197ZM196 13V14H197ZM208 13V12H207ZM217 13V12H216ZM237 13V12H236ZM3 14V13H2ZM34 14V13H33ZM53 14V13H52ZM73 14H75L74 12H73ZM79 14V13H78ZM135 14V13H134ZM134 14H133V16H134ZM139 15H140V12L138 13ZM137 14V16L139 17V15ZM170 14V13H169ZM187 14H189V12L187 13ZM204 14V13H203ZM206 14V13H205ZM213 14V13H212ZM26 15V14H25ZM50 15V14H49ZM65 15V14H64ZM66 15H68V14H66ZM80 15H84L85 16V14L84 13H81ZM86 15H87V13H86ZM92 15H93V13H92ZM95 15H96V13H95ZM98 15V14H97ZM100 15H101V13H100ZM119 15V14H118ZM124 14H122L121 15V17L120 18H122V19H119V24H120V21H123V17H125V15H126V18H128L127 17V13L123 16ZM128 15V16H129ZM145 15V14H144ZM147 15V14H146ZM145 15V19H146V17L148 16H146ZM149 15L151 16V13L149 12ZM153 15V16H154ZM162 15V14H161ZM164 15H166V13H164ZM163 15V16H164ZM174 15V14H173ZM172 15V16H173ZM177 15V14H176ZM195 15V14H194ZM198 15V14H197ZM217 15H218V13H217ZM220 15V14H219ZM218 15V16H219ZM230 15L231 14H227L226 16H229L230 17ZM31 16V15H30ZM59 16V15H58ZM70 16V15H69ZM76 16V14L74 15V17ZM104 16V15H103ZM106 16V15H105ZM132 16V15H131ZM132 16V17H133ZM137 16H134L133 18H135V17H137ZM143 15H141V17H142ZM153 16H151V17H153ZM162 16V17H163ZM171 16V15H170ZM172 16H171V19H172ZM187 16V15H186ZM233 17H234V15H232ZM232 16H231V18H232ZM9 17V16H8ZM13 17V16H12ZM21 17V16H20ZM54 17H56V16H54ZM60 17H62L61 15H60ZM68 17V16H67ZM71 17V16H70ZM70 17H68L69 19H71ZM77 17V16H76ZM81 16H79L78 18H80ZM95 17V16H94ZM110 17H112V16H110ZM132 17H131V20H132ZM155 17V16H154ZM153 17V20L154 19H156L157 17H155L154 18ZM161 17V18H162ZM164 17H166V19H167V15L166 16H164ZM174 17V16H173ZM178 17V16H177ZM180 17H182L181 15L179 16V18ZM229 17H225V19L226 18H229ZM248 17H250V16H248ZM258 17V16H257ZM51 18V17H50ZM53 18V17H52ZM64 18V17H63ZM62 18V19H63ZM67 18V19H68ZM85 18V17H84ZM91 18H93V17H91ZM90 18V19H91ZM98 18H100L99 17V15H98V17H97V19L95 18V20H98ZM106 18V17H105ZM104 18V19H105ZM125 18V19H126ZM143 18V17H142ZM148 18V17H147ZM160 18V17H159ZM168 18H169V15H168ZM175 18V17H174ZM178 18V19H179ZM183 18V17H182ZM194 18H196L195 16L193 17V20H194V22L196 21ZM198 18V17H197ZM209 18H210V16H209ZM235 18V17H234ZM234 18H232L233 20H232V22L233 21H235V19ZM57 19V18H56ZM58 19H59V17H58ZM73 19V18H72ZM71 19V20H72ZM74 19H76V18H74ZM83 19V18H82ZM103 18H101L100 20H102ZM107 19H109L108 17L106 18V21L108 22V20ZM111 19V18H110ZM109 19V20H110ZM113 19V18H112ZM111 19V20H112ZM124 19V20H125ZM136 19H138V18H135V21H136ZM158 19V18H157ZM165 19V18H164ZM176 19V18H175ZM174 19V20H175ZM186 18L184 17V20H185ZM187 19H188V16H187ZM191 19V18H190ZM189 19V20H190ZM199 19H201V17H199ZM206 19V18H205ZM230 19V18H229ZM239 19H241V18H239ZM259 19H261V18H258V20ZM33 20V19H32ZM36 20V19H35ZM48 20V19H47ZM79 19H77L76 20V22L78 21ZM89 20V19H88ZM94 20V21H95ZM114 20V19H113ZM112 20V21H113ZM127 21L129 20V19H126ZM126 20L124 21V24H125V22H126ZM131 20H129V21H131ZM141 20V19H140ZM147 20V19H146ZM146 20L144 21L143 19L141 20V21H139V22H145L146 23ZM150 21H151V19H149ZM149 20H147V21H149ZM161 21H162V19H160ZM159 20V21H160ZM173 20V19H172ZM173 20V21H174ZM182 21H183V19H181ZM188 20V21H189ZM192 20V21H193ZM208 20H210V19H208ZM216 20V19H215ZM236 20H238V18L236 19ZM34 21V20H33ZM46 21V20H45ZM51 21V20H50ZM53 21V20H52ZM56 21V20H55ZM58 21V20H57ZM62 21V20H61ZM75 21V20H74ZM85 21V20H84ZM87 21V20H86ZM92 21V20H91ZM103 21V20H102ZM112 21L110 22V23H112ZM116 21V22H117ZM128 21V22H129ZM133 21H134V19H133ZM155 21H157V20H154V22ZM192 21H189L190 23L192 22ZM225 21H227V19L225 20ZM230 21V20H229ZM238 21H240L241 22V20H238ZM243 21V20H242ZM6 22V21H5ZM39 22V21H38ZM48 22H49V20H48ZM59 22H60V20H59ZM64 22V21H63ZM68 22V21H67ZM69 22H71V21H69ZM72 22H73V20H72ZM72 22H71V24H72ZM93 22V21H92ZM97 22V21H96ZM104 22V24H106L105 23V21H103ZM103 22H101V24L103 23ZM117 22V23H118ZM127 22V23H128ZM175 22H176V20H175ZM201 22L202 23H200V24H204L205 23V21H204V23H203V20H201ZM215 22V21H214ZM240 22H237V23H240ZM260 22V21H259ZM30 23V22H29ZM46 23V22H45ZM50 23V22H49ZM55 23V22H54ZM58 23V22H57ZM88 23V21L85 23V24H87ZM90 23V22H89ZM109 23V22H108ZM127 23L125 24V26L127 25ZM133 23V22H132ZM145 23H144V25H145ZM148 23V22H147ZM146 23V24H147ZM151 24H152V22H150ZM150 23H148V26H149V24ZM161 23V22H160ZM163 23V22H162ZM174 23V22H173ZM177 23H179V22H177ZM189 23V24H190ZM198 22H196V24H197ZM227 23H228V21H227ZM226 23V24H227ZM230 23H231V21H230ZM235 22H233V24H234ZM244 23V22H243ZM262 23H264V22H262ZM27 24V23H26ZM31 24V23H30ZM82 24V23H81ZM84 24V23H83ZM92 24V23H91ZM93 24H95L94 22H93ZM98 24V23H97ZM103 24V26L105 27V26H107V25H104ZM131 24V23H130ZM135 24V23H134ZM183 23L181 22L180 23V25H182ZM192 24V23H191ZM232 24V23H231ZM232 24V25H233ZM245 24V23H244ZM256 24V23H255ZM40 25H41V23H40ZM63 25H67V24H63ZM69 25H70V23H69ZM75 25H76V23H75ZM90 25V24H89ZM88 25V26H89ZM111 25V24H110ZM109 25V29H110V27H112L113 25H111L110 26ZM128 25H129V23H128ZM127 25V26H128ZM137 25V24H136ZM153 25V24H152ZM156 25V24H155ZM162 26L164 25L165 26V23L164 24H161ZM166 25H168V24H166ZM228 25V24H227ZM225 26V27H227L228 28V30H229V28H230V24H229V27L228 26ZM5 26H6V24H5ZM10 26V25H9ZM15 26V25H14ZM49 26V25H48ZM82 26V25H81ZM81 26H79V27H81ZM85 26V25H84ZM83 26V27H84ZM87 26V25H86ZM117 26V25H116ZM119 26V25H118ZM131 25H129V27H130ZM132 26H133V24H132ZM131 26V27H132ZM147 26V27H148ZM157 26V25H156ZM160 26V25H159ZM178 27H179V24L177 25ZM190 26V25H189ZM188 26V27H189ZM192 26H193V24H192ZM192 26H190L191 28H192ZM197 26V25H196ZM195 26V28H194V26H193V28H194V30H196V31H194L193 33H195V34H197L198 36H199V34H200V36H201V33H202V31H203V33H204V30H203V28H202V30H200L201 31V33H199L198 34V32L199 31H197L198 30V27H200L199 26V24H198V27H196ZM205 26V25H204ZM256 26V25H255ZM262 26V25H261ZM12 27V26H11ZM25 27V26H24ZM58 27H59V25H58ZM60 27H62V26H60ZM64 27V26H63ZM67 27V26H66ZM72 27L73 28H71V26H69V28H71V30H74V24H72ZM92 27V26H91ZM93 27H95L94 25H93ZM99 27V26H98ZM115 27V26H114ZM129 27H126V28H129ZM136 27V26H135ZM145 27H146V25H145ZM150 28L151 27H153V28H155L154 27V25L153 26H149ZM167 27V26H166ZM169 27H170V25H169ZM181 27H183L182 28V30H184V26H181ZM202 27V26H201ZM213 27V26H212ZM211 27V28H212ZM224 27V26H223ZM234 27V26H233ZM46 28V27H45ZM82 28V27H81ZM87 28V27H86ZM89 28V27H88ZM96 28H97V25H96ZM96 28H95V30H96ZM126 28H125V30H126ZM137 28H138V26H137ZM150 28H149V30H150ZM158 28V27H157ZM191 28H190V30H191ZM193 28H192V30H193ZM208 28V27H207ZM211 28H210V30H211ZM227 28H226V30H227ZM262 28H264V27H262ZM39 30H40V28H39ZM42 30H43V28H42ZM78 30H79V28H78ZM84 30H85V28H84ZM91 30L92 31H94L93 30V28H91ZM91 30H88V31H91ZM99 30H101V27L99 28ZM113 30H114V28H113ZM121 30H122V28H121ZM121 30H120V28H119V30H118V33H119V35H121L120 33H121ZM125 30H123V31H125ZM133 30H134V26H133ZM158 30H159V28H158ZM157 30V31H158ZM166 30H167V28H166ZM174 30H175V28H174ZM189 30V28H188V30H187V28H186V31H190ZM205 30H206V28H205ZM210 30H208V31H210ZM224 30H225V28H224ZM233 30H234V28H233ZM232 30V31H233ZM4 31V30H3ZM18 31V30H17ZM37 31V30H36ZM58 31H59V28H58ZM64 31V30H63ZM67 31H69L68 30V28H67ZM102 31V30H101ZM100 31V32H101ZM116 31H117V28H116ZM115 31V33L117 34V32ZM122 31V32H123ZM127 31H131L130 30V28H129V30H127ZM154 31V30H153ZM165 31V30H164ZM168 31V30H167ZM169 31H171L172 32V26H171V30H169ZM168 31V33H169V39H170V41H171V39H173L175 36V34H173V36L171 37L170 35H172L170 32ZM261 31H264V30H261ZM260 31V32H261ZM62 32V31H61ZM76 32V31H75ZM81 32V31H80ZM86 31H84V33H85ZM96 32V31H95ZM98 32V31H97ZM111 32H113V31H111ZM151 32V31H150ZM160 32H161V30H160ZM213 31H211V33H212ZM235 32V31H234ZM18 34L20 33V32H17ZM16 33V34H17ZM48 33H50V32H48ZM53 33V32H52ZM52 33H50L51 35H54V34H52ZM55 34L56 33H58V32H54ZM66 32L64 31V34H65ZM69 33V32H68ZM67 33V34H68ZM78 33H79V31H78ZM78 33H77V35H78ZM86 33H88V32H86ZM85 33V34H86ZM91 33V32H90ZM114 33V32H113ZM125 33H127V34H129L128 32H125ZM131 33H132V31H131ZM130 33V34H131ZM134 33H135V31H134ZM141 33V32H140ZM155 33V32H154ZM158 33V32H157ZM166 33V32H165ZM172 33H174V32H172ZM177 33V32H176ZM182 33H184L183 31H182ZM188 33V32H187ZM190 33H192L191 31H190ZM193 33H192V35L191 34H189L188 33V35L189 36H192V39H193V37L195 36H193ZM205 33H206V31H205ZM204 33V34H205ZM229 33H231V32H227V34H229ZM44 34V33H43ZM60 34V33H59ZM64 34H63V38H64ZM67 34H65V35H67ZM76 34V33H75ZM84 34V35H85ZM89 34V33H88ZM92 34V33H91ZM124 34V33H123ZM126 34V36H130V37H132L130 34L129 35H127ZM136 34V33H135ZM148 34V33H147ZM162 34H163V32H162ZM185 34V33H184ZM208 33H206V35H207ZM231 34H233V33H231ZM237 34V38H238V32L236 33ZM235 34V35H236ZM243 34V33H242ZM24 35H25V33H24ZM27 35V34H26ZM69 35V34H68ZM71 35V34H70ZM69 35V36H70ZM79 35H81V33L79 34ZM78 35V36H79ZM83 35V34H82ZM84 35L81 37L82 38V42L81 41H79L78 43H83V38H86V36L84 37ZM96 35H98V33L96 34ZM96 35H95V37H96ZM101 34H99V36H98V38L100 37V39H101V37L102 38H106V37H103V36H100ZM104 35V34H103ZM134 35V34H133ZM140 35V34H139ZM142 38L146 35V34H143L142 33ZM168 35V34H167ZM177 35H179V34H177ZM176 35V36H177ZM187 35V36H188ZM203 35V34H202ZM220 35H222V34H220ZM29 36V35H28ZM28 36H24V37H26V39H27V37ZM33 36V35H32ZM39 36H40V34H39ZM45 36V35H44ZM43 36V37H44ZM57 36V35H56ZM59 36H61V35H59ZM58 36V37H59ZM90 36H92V35H90ZM93 36H94V34H93ZM106 36V35H105ZM125 36V34H124V37H126ZM135 36V35H134ZM136 36H138V35H136ZM147 36V35H146ZM145 36V37H146ZM150 36H151V33H150ZM149 36V37H150ZM186 36V35H185ZM198 36H196V37H198ZM199 36V37H200ZM207 36H209V35H207ZM217 36V35H216ZM215 36V37H216ZM17 37V36H16ZM20 37V36H19ZM24 37H22V39L24 38ZM41 37H42V34H41ZM42 37V38H43ZM50 37H52V36H50ZM62 37H60V38H62ZM74 37V36H73ZM72 37V38H73ZM171 37V38H170ZM212 37V36H211ZM218 38H219V35L217 36ZM232 37V36H231ZM231 37H230V39H231ZM240 37V36H239ZM18 38V37H17ZM34 39H35V37H33ZM38 39H39V37H37ZM54 38V37H53ZM63 38H62V40H63ZM68 38V37H67ZM71 38V37H70ZM72 38H71V43L73 42V40H72ZM76 38H77V36H76ZM97 38V37H96ZM117 38V37H116ZM115 38V39H116ZM121 38V37H120ZM136 38V37H135ZM138 38V37H137ZM140 38H141V36H140ZM147 39H148V37H146ZM158 38H159V36H158ZM179 38H180V36H179ZM195 38V37H194ZM207 37H205V39H206ZM221 38V37H220ZM219 38V40H222V38L220 39ZM233 38V37H232ZM30 39V38H29ZM28 39V40H29ZM66 38H64V40H65ZM87 39H89L88 37H87ZM99 39V40H100ZM108 39V38H107ZM106 39V40H107ZM127 39V38H126ZM139 39V38H138ZM137 39V40H138ZM160 40H161V38H159ZM165 39V38H164ZM191 39V38H190ZM197 39V38H196ZM201 39V38H200ZM203 39H204V37H203ZM202 39V42L204 43L205 42V39L203 40ZM208 39V38H207ZM214 39V38H213ZM211 40L209 43H210V47L213 49L212 50V54L214 55V53H216L217 55V57H218V59L220 58L221 60H223V62L221 63L220 62V64H222L221 66V68H222V72H223V74L225 75V73H226V77H224L225 79H223V80H225V81H227L228 82V84H225V85H227V88H226V90H225V92L223 93V94H221V93H219V96H220V98L219 99H221L220 101H221V103L220 104H218L219 106H217V107H219V110H217V112H219V114H218V116L221 118V120H220V122H221V127H223V123H226L225 121H229L230 119H229V116H228V110H229V105H230V102H231V100H232V97L235 95V94H237V92H238V89H237V87L235 86V84H234V82L236 81V77L237 76H240V78L242 79V77L241 76H244V73L243 72H240L238 69H237V67L236 68H234L235 66L234 65H236L237 63H235V64H233L234 62L233 61H239V60H237L236 58V60H234L233 58L235 57V55H232V54H230L229 55V53H232V51H231V49L229 50V51H227L226 49L227 48H225L226 46H224V48L222 49V48H219L218 47V45H220L221 46V44H219L218 43V45H217V43L215 42V40L216 39H214V40ZM239 39V38H238ZM256 39V38H255ZM20 40V39H19ZM25 40V39H24ZM36 40V39H35ZM49 40H50V38H49ZM64 40L63 41H59V44H66L67 42H65L64 43ZM69 40V38L67 39V41ZM94 40H96L97 41V39H93V42H95ZM103 40V39H102ZM111 40V39H110ZM114 39H112V41H113ZM117 40H119V39H117ZM116 40V41H117ZM120 40H122V39H120ZM123 40H125V38L123 39ZM132 40V39H131ZM142 40V39H141ZM154 40H155V38H154ZM160 40H156L157 42H160ZM166 40V39H165ZM165 40H163L162 42L164 43V41ZM185 40V39H184ZM183 40V41H184ZM193 40H195V39H193ZM197 40H199V39H197ZM196 40V41H197ZM236 40V41H235ZM13 41H14V39H13ZM16 41V40H15ZM33 41V40H32ZM31 41V42H32ZM42 41V40H41ZM66 41V40H65ZM105 41V39L102 41V42H104ZM132 41H134V40H132ZM131 41V42H132ZM156 41H154V42H156ZM172 41H174V39L172 40ZM190 41H192V40H190ZM209 41V40H208ZM233 41V40H232ZM231 41V42H232ZM244 41H245V39H244ZM17 42H18V39H17ZM16 42V43H17ZM27 42V41H26ZM38 42V41H37ZM37 42H36V44H37ZM40 42V41H39ZM44 42H47V41H44ZM51 42H53V40L51 41L50 40V43ZM61 42V43H60ZM74 42H75V40H74ZM73 42V43H74ZM86 42V41H85ZM87 42H88V40H87ZM86 42V43H87ZM92 42V41H91ZM91 42L90 43H83V45L85 46V44H86V46L88 45V44H90L91 45ZM100 42V41H99ZM108 42H109V40H108ZM124 42V41H123ZM123 42L121 41V43L123 44ZM128 42H130V40H128ZM130 42V43H131ZM146 43L145 42V39L142 41V43ZM168 42V41H167ZM177 42H179V41H177ZM180 42H182L181 41V38H180ZM188 42V41H187ZM187 42H183V43H187ZM194 42V41H193ZM198 42V44L199 45H201V47H205L206 45H203V43H200L201 41L199 40V41H197ZM197 42H196V44H197ZM226 42V41H225ZM234 42H237V39H234ZM233 42V43H234ZM30 43V42H29ZM33 43V42H32ZM49 42H47V44H48ZM55 43H56V41H55ZM69 43V42H68ZM75 43H77V41L75 42ZM115 43V42H114ZM113 43V44H114ZM125 43V42H124ZM133 43V42H132ZM143 43V44H144ZM161 43V42H160ZM159 43V44H160ZM163 43H161V45L163 44ZM183 43H180L179 44V46H180V48H182L181 46H182V44ZM207 43V46H208V42H206ZM223 43H224V41H223ZM227 43V42H226ZM240 43V42H239ZM252 43V42H251ZM27 44V43H26ZM41 44H45V45H47L46 43H41ZM61 44V45H62ZM102 44V43H101ZM106 44V42H104V44L103 45H105ZM109 44V43H108ZM110 44H111V42H110ZM109 44V47L111 48V46L112 45H110ZM139 44V43H138ZM158 44V45H159ZM173 44V43H172ZM176 44V43H175ZM190 44V43H189ZM188 44V45H189ZM196 44H194V45H196ZM205 44V43H204ZM235 44V43H234ZM238 44V43H237ZM8 45V44H7ZM12 45V44H11ZM16 45H18V44H16ZM42 45V46H43ZM54 45V44H53ZM74 45V44H73ZM100 45V44H99ZM99 45H97V47L99 46ZM117 45V44H116ZM116 45H115V47H116ZM120 45V44H119ZM118 45V46H119ZM129 45V44H128ZM127 45V46H128ZM142 45V44H141ZM141 45H140V48H141ZM144 45H146V44H144ZM157 45V46H158ZM164 45V44H163ZM184 45V44H183ZM186 45V44H185ZM227 45V44H226ZM239 45V44H238ZM240 45H243L242 43H240ZM244 45H245V42H244ZM256 45H257V43H256ZM48 46L50 47V45L48 44ZM57 46H60V45H57ZM77 46V45H76ZM93 46V45H92ZM91 46V47H92ZM106 46V45H105ZM133 46H134V44H133ZM165 46V45H164ZM169 46V45H168ZM178 46V47H179ZM192 45H190V47H191ZM207 46L205 47V48H207ZM229 45H227V47H228ZM235 46H237L236 44H235ZM246 46V45H245ZM244 46V47H245ZM11 47H13V45L11 46ZM18 47H20V46H18ZM25 47V46H24ZM30 47V46H29ZM35 47V46H34ZM33 47V48H34ZM61 47V46H60ZM62 47H63V45H62ZM72 47V46H71ZM79 47H80V44H79ZM87 47H89V46H87ZM90 47V48H91ZM94 47L96 48V44L94 45ZM104 47V46H103ZM102 47V48H103ZM120 48H121V45L119 46ZM123 47V46H122ZM129 47V46H128ZM127 47V48H128ZM132 47V46H131ZM138 47V46H137ZM160 47V46H159ZM170 47V46H169ZM172 47V46H171ZM187 48V46H184V49H182V50H184L185 51V49ZM197 47L199 48L200 46H198L197 45ZM200 47V48H201ZM219 49H218V48ZM223 47V46H222ZM238 47V46H237ZM236 47V48H237ZM242 48H243V46H241ZM240 47V48H241ZM9 48V47H8ZM30 48H32V47H30ZM36 48V47H35ZM34 48V49H35ZM74 48H76V47H74ZM74 48H72V49H74ZM84 48V47H83ZM89 48V49H90ZM94 48V49H95ZM106 48H108V46L106 47ZM118 48V47H117ZM120 48H118V49H120ZM126 48V47H125ZM130 48V47H129ZM154 48H156V47H154ZM153 48V49H154ZM176 48H177V46H176ZM176 48H174V49H176ZM192 48H193V46H192ZM199 48V49H200ZM241 48V49H242ZM18 49V48H17ZM37 49V48H36ZM67 49V48H66ZM68 49H71V48H68ZM71 49V50H72ZM85 49V48H84ZM83 49V50H84ZM87 49V48H86ZM85 49V50H86ZM88 49V50H89ZM97 49V48H96ZM111 49H113V48H111ZM123 48H121L119 51H121ZM131 49V48H130ZM130 49H128V51L130 50ZM142 49V48H141ZM152 49V50H153ZM169 49H172V48H169ZM173 49V50H174ZM191 49V48H190ZM202 49V48H201ZM208 49H209V47H208ZM205 50V51H210V50ZM217 49V50H216ZM240 49V50H241ZM15 50H16V48H15ZM24 50V49H23ZM28 50V49H27ZM41 50V49H40ZM47 50V49H46ZM56 50V49H55ZM54 50V51H55ZM78 50H80V52L82 51L81 49H79L78 48ZM88 50H86V51H88ZM93 50V49H92ZM98 50H101L100 49V46H99V49ZM97 50V51H98ZM115 50H117V49H115L114 48V51ZM126 50V49H125ZM136 50H138V52H139V49H137L136 48ZM150 50V49H149ZM158 50H159V48H158ZM178 50V49H177ZM21 51V50H20ZM29 51V50H28ZM45 51V50H44ZM49 51H51V50H49ZM48 51V52H49ZM65 51V50H64ZM94 51H96V50H93V52ZM105 51H107V53H111V50H109L108 51V49L106 50L105 49ZM127 51V50H126ZM126 51H125V53H126ZM146 51V50H145ZM144 51V52H145ZM154 51V50H153ZM157 51V50H156ZM156 51H154V52H152V53H156ZM160 51V50H159ZM179 51V50H178ZM178 51H177V53L176 54H178ZM187 52L189 51L188 49L186 50ZM193 51V50H192ZM192 51H191V53H192ZM194 51H195V49H194ZM193 51V52H194ZM201 51H203V50H201ZM214 51H216V52H214ZM231 51V52H230ZM238 51V53H239V56H241L240 58H242V55H240L241 54V51H239V50H237ZM256 51V50H255ZM8 52V51H7ZM19 52V51H18ZM31 52V51H30ZM33 53H34V51H32ZM47 52V51H46ZM47 52V54H49ZM52 52V51H51ZM60 52V51H59ZM62 53H64L63 51H61ZM66 52L67 51H65V54H66ZM71 52V51H70ZM83 52V51H82ZM90 52V50L88 51V53ZM103 52H104V50H103ZM123 52V51H122ZM132 52V51H131ZM140 52H141V50H140ZM175 51H173V53H174ZM196 52V51H195ZM198 52V51H197ZM16 53V52H15ZM23 53H26V52H24L23 51ZM37 55H38V53L37 52H35ZM57 53V52H56ZM68 53V52H67ZM86 53V52H85ZM99 53H101V51L99 52ZM99 53H98V55H99ZM120 53V52H119ZM124 53V54H125ZM135 53H137V52H135ZM151 53V54H152ZM162 53H164V51L162 52ZM170 53V52H169ZM185 53V52H184ZM189 53V52H188ZM199 53V52H198ZM203 53H205V52H203ZM19 55H20V53H18ZM21 54H22V52H21ZM47 54H45L44 53V55H41V54H39V55H41L42 57L43 56H47ZM53 54H55V52L53 53ZM52 54V55H53ZM59 54V53H58ZM87 54V53H86ZM86 54H83V55H85L86 56ZM95 54V55H94ZM101 54H103V53H101ZM101 54H100V56H101ZM104 54H106V53H104ZM120 54H122V53H120ZM123 54V55H124ZM142 54V53H141ZM145 54V53H144ZM150 54V55H151ZM175 54V55H176ZM181 54L183 55V52H181ZM187 54V53H186ZM197 54V53H196ZM202 54V53H201ZM207 54V53H206ZM25 55H28V54H25ZM52 55H50V56H52ZM55 55H57V54H55ZM60 55V54H59ZM64 55V54H63ZM88 55V54H87ZM90 55H91V52H90ZM90 55H88V56H90ZM93 55L97 58L98 56L96 55V53L94 52L93 53ZM107 55V54H106ZM105 55V56H106ZM109 55V54H108ZM107 55V56H108ZM110 55H112L113 57H114V59H115V56H114V54L113 53H111ZM116 55V54H115ZM126 55H127V53H126ZM125 55V56H126ZM136 55V54H135ZM155 55V54H154ZM159 55V54H158ZM161 55V54H160ZM167 55V54H166ZM174 55V56H175ZM187 55H189V54H187ZM208 55H209V53H208ZM22 56V55H21ZM20 56V57H21ZM49 56V55H48ZM47 56V57H48ZM66 56V55H65ZM69 56H70V54H69ZM94 56H93V58H94ZM100 56H99V58H100ZM106 56V57H107ZM112 56H109V57H107L108 59L110 58V57H112ZM132 56H134V54L132 55ZM142 56V55H141ZM140 56V57H141ZM171 56V55H170ZM198 56H199V54H198ZM211 56L212 55H210V58H207L208 60L206 61V62H208L209 63V60L210 59H212L211 58ZM234 56V57H233ZM239 56H237L238 58H239ZM254 56V55H253ZM17 57H19V56H17ZM23 58H24V56H22ZM26 57V56H25ZM28 57V56H27ZM27 57L25 58V60L27 61ZM30 57V56H29ZM28 57V58H29ZM54 57V56H53ZM57 57V56H56ZM58 57H60V56H58ZM62 57V56H61ZM102 57V56H101ZM113 57H112V60L111 61H113L114 59H113ZM124 57V56H123ZM135 57V56H134ZM143 57V56H142ZM166 57V56H165ZM173 57V56H172ZM176 57V56H175ZM183 57V56H182ZM186 57V56H185ZM184 57V58H185ZM197 56H195L194 58H196ZM200 57V56H199ZM206 57V56H205ZM214 57V56H213ZM22 58V59H23ZM39 58V57H38ZM86 58V57H85ZM84 58V59H85ZM90 58H92V56H90ZM98 58V59H99ZM103 58V57H102ZM102 58H100L99 60H101ZM120 58V57H119ZM128 58V57H127ZM133 58V57H132ZM150 58H153V57H151L150 56ZM157 58V57H156ZM174 58V57H173ZM172 58V59H173ZM178 58H180V57H178ZM193 58V57H192ZM239 58V59H240ZM255 58V57H254ZM14 59V58H13ZM33 59V58H32ZM31 59V61H33V62H35V63H33V65L32 66H34V64H36V61H34V60H32ZM83 59V60H84ZM87 60L89 59V58H86ZM104 59V58H103ZM108 59H107V62L109 63V61H108ZM111 59V58H110ZM121 59H122V57H121ZM139 59L140 58H138V61H139ZM165 59V58H164ZM169 59H170V57H169ZM176 59H177V57H176ZM176 59H174V63H175V61H178V59L176 60ZM183 59V58H182ZM181 59V60H182ZM186 59H188V58H186ZM199 58H197V60H198ZM217 59V58H216ZM216 59H212V62H215L214 60H216ZM12 60V59H11ZM37 60V59H36ZM39 60V59H38ZM41 60V59H40ZM44 59H42L41 61H43ZM87 60H86V62H87ZM124 59H122V62H123V64L126 62H124L123 61ZM132 60V59H131ZM130 60V61H131ZM153 60H155L154 58H153ZM152 60V61H153ZM166 60V59H165ZM171 60V59H170ZM258 60V59H257ZM18 61H19V58H18ZM46 61V60H45ZM72 61V60H71ZM70 61V62H71ZM75 61V60H74ZM74 61H72V63H74ZM78 61V63H80L79 62V60H76V62ZM95 61V65L98 67V65L100 64H102V63H99L98 64V62H96V59L95 60H93V62ZM102 61V60H101ZM101 61H99V62H101ZM105 61V60H104ZM104 61H102L103 62V64H105V62ZM115 61V60H114ZM138 61H137V63H138ZM157 61V60H156ZM160 62H161V60H159ZM158 61V63H160ZM167 61V60H166ZM166 61H163L162 60V62H166ZM171 61H173V60H171ZM184 62H186V60L184 59L183 60ZM188 61V60H187ZM192 60H191V58H190V62H191ZM196 61V60H195ZM194 61V62H195ZM199 61V60H198ZM202 61H205V60H201V62ZM220 61V60H219ZM251 61V60H250ZM2 62V61H1ZM11 62H14L13 60L11 61ZM10 62V63H11ZM44 62V61H43ZM47 62H50V61H48L47 60ZM51 62H52V60H51ZM84 62V61H83ZM92 63L93 64V62H92V60H90L89 62H87V63H85V64H87V65H89V63ZM106 62V64H108ZM128 62V61H127ZM133 62H134V60H133ZM136 62V61H135ZM134 62V63H135ZM150 62V61H149ZM155 62V61H154ZM168 62V61H167ZM179 62V61H178ZM177 62V63H178ZM190 62H188L187 64H190L191 65V63ZM193 62V63H194ZM197 62V61H196ZM200 62V63H201ZM216 62H217V60H216ZM8 63V62H7ZM22 62H20V64H21ZM53 64L55 63V62H52ZM60 63V62H59ZM58 63V64H59ZM64 63V62H63ZM77 63V65H80V64H82V63H80V64H78ZM91 63H90V65H91ZM114 63V62H113ZM113 63H110V65L111 64H113ZM117 63V62H116ZM121 63V62H120ZM136 63V64H137ZM153 63V62H152ZM171 63V62H170ZM169 63V64H170ZM182 63V62H181ZM180 63V64H181ZM193 63H192V65H191V67L189 68L190 70H191V68H192V66H194L193 65ZM199 63V64H200ZM218 63V62H217ZM239 63H241V62H239ZM258 63V62H257ZM9 64V63H8ZM7 64V65H8ZM13 64H15V63H13ZM18 64V63H17ZM72 65L71 63H69L68 62V64H66V65ZM85 64H82V65H85ZM103 64H102V66H100L99 65V67H102V69L104 68L103 67ZM122 64V63H121ZM126 64V63H125ZM165 65V63H162V64H160V65ZM169 64H167L166 66H168ZM184 64V63H183ZM187 64H184V65H187ZM197 64V63H196ZM195 64V65H196ZM203 64V63H202ZM216 64V63H215ZM1 65V64H0ZM16 65V64H15ZM24 65H26L25 63H24ZM37 65V64H36ZM35 65V66H36ZM44 65V64H43ZM43 65H41V67H43ZM57 65V64H56ZM62 65H65V64H62ZM62 65L61 66H59L58 68H60V70L59 71H62L61 69L63 68L62 67ZM74 65H76V63H74ZM87 65H85L87 68L89 67V69H90V67L92 66H87ZM109 65V66H110ZM114 65V64H113ZM127 65V64H126ZM152 65V64H151ZM157 65V64H156ZM177 65H179V64H177ZM207 65H209V66H211V64L209 63V64H207ZM217 65H219V64H216L215 66H217ZM241 65V64H240ZM239 65V66H240ZM258 65V64H257ZM12 66V65H11ZM11 66H9L8 65V67H10V68H13V67H11ZM22 66V67H21ZM20 66V69L22 70L23 69V65H21ZM31 66V67H32ZM39 65H37V67H38ZM46 67H48V65H45ZM44 66V67H45ZM53 66V65H52ZM73 66V65H72ZM71 66V67H72ZM109 66H107V67H109ZM117 66V65H116ZM119 66H120V64H119ZM119 66H117L118 67V69L120 70L121 68H119ZM123 66V65H122ZM122 66H120V67H122ZM133 66H135V64L133 65ZM148 66V65H147ZM146 66V67H147ZM176 66V65H175ZM174 66V67H175ZM198 66V65H197ZM195 67V69L196 68H199L200 66H202V65H199V67ZM204 66V65H203ZM220 66V65H219ZM19 66H17V68H18ZM25 67L26 66H24V69H25ZM30 67V66H29ZM37 67H35V68H37ZM51 67V66H50ZM49 67V68H50ZM55 67V66H54ZM66 68H67V66H65ZM65 67H64V69H65ZM68 67H70V66H68ZM82 67V66H81ZM80 67V68H81ZM124 67V66H123ZM122 67V68H123ZM128 67H129V65H128ZM158 67H159V65H158ZM157 67V68H158ZM162 67V66H161ZM164 67V66H163ZM169 67V69H170V66H168ZM171 67H172V65H171ZM176 67H178V66H176ZM16 68V67H15ZM28 68V65H27V67H26V69ZM39 68V67H38ZM74 68H76V67H73L72 69H74ZM84 68V67H83ZM86 68V69H87ZM96 68V67H95ZM111 68H112V66H111ZM150 68V67H149ZM160 68V67H159ZM186 68H187V66H186ZM205 68H207L206 66H204V69ZM211 68V67H210ZM218 68V67H217ZM220 68V67H219ZM220 68V69H221ZM3 69V68H2ZM25 69V70H26ZM30 69H34V67H32V68H30ZM46 69V68H45ZM51 69H53V67L52 68H50L49 70L48 69H46V70H48V71H50ZM63 69V70H64ZM78 69V68H77ZM89 69H88V73L90 72L91 73V71H92V67H91V71H89ZM94 69V68H93ZM107 69V68H106ZM133 68H131V70H132ZM145 69H148V67L147 68H145ZM155 69V68H154ZM166 69V68H165ZM179 69H180V65H179ZM178 69V70H179ZM182 69L183 68H181V71H182ZM188 69V68H187ZM189 69H188V72H189ZM199 69H201V68H199ZM241 69V68H240ZM1 70V69H0ZM4 70V69H3ZM8 70V69H7ZM19 70V69H18ZM68 70H70L71 71V68L70 69H68ZM95 70V69H94ZM160 70V69H159ZM163 70V69H162ZM166 70H168V68L166 69ZM173 71H176L175 70V68L174 69H172ZM194 70V69H193ZM197 70V69H196ZM207 70V69H206ZM209 70H214V68H211V69H209ZM218 70V69H217ZM2 71V70H1ZM6 71V70H5ZM12 71V70H11ZM10 71V72H11ZM16 71V70H15ZM24 71V70H23ZM31 71V70H30ZM39 70H37V72H38ZM47 71V72H48ZM53 71H57V70H55V68L53 69ZM81 71V70H80ZM79 71V72H80ZM103 71V70H102ZM101 71V69H100V72H102ZM104 71H105V68H104ZM107 71H108V69H107ZM117 71V70H116ZM115 71V72H116ZM146 71V70H145ZM144 71V72H145ZM156 71H158L157 69H156ZM169 71V70H168ZM172 71V72H173ZM34 72H35V69H34ZM64 72V71H63ZM73 72V71H72ZM79 72H74V74L75 73H78L79 74V76H80V74L81 73H79ZM94 72V71H93ZM97 73H95L96 75H99V74H102V76H103V73H98V71H96ZM114 72V73H115ZM127 72V71H126ZM146 72H150V71H146ZM155 72V71H154ZM163 72H164V70H163ZM167 72V71H166ZM194 72V71H193ZM219 72V71H218ZM217 71H216V76H218L217 75V73H218ZM1 73V72H0ZM2 73H3V71H2ZM5 73V72H4ZM4 73H3V75H4ZM17 73V72H16ZM31 73V72H30ZM36 73V72H35ZM40 74H41V76L43 75V72H39ZM46 73V72H45ZM65 73V72H64ZM68 73H69V71H68ZM68 73H67V71H66V74L68 75ZM83 73H85V72H83ZM86 73H87V70H86ZM87 73V74H88ZM142 73V72H141ZM147 73V74H148ZM152 73V72H151ZM151 73H149V74H151ZM160 73H162V72H160ZM168 73V72H167ZM170 73V72H169ZM175 73V72H174ZM186 73V72H185ZM195 73H196V71H195ZM204 73H205V71H204ZM204 73H202V71H201V73H200V75H202V74H204ZM210 73V72H209ZM213 74H214V71L212 72ZM7 74V73H6ZM15 74V73H14ZM34 74V73H33ZM36 74H38V73H36ZM49 74V73H48ZM53 74V77H55L54 76V73H52ZM61 74V73H60ZM70 74V73H69ZM86 74V75H87ZM92 74V73H91ZM111 74V73H110ZM123 74H125L126 75V73H123ZM144 74H146V73H144ZM148 74V75H149ZM176 74H178V73H176ZM176 74H175V76H176ZM181 74V73H180ZM188 74V73H187ZM187 74H186V76H187ZM198 74V73H197ZM221 73H219V75H220ZM262 74H264V73H262ZM9 75V74H8ZM8 75H6L7 77H9ZM46 75H47V73H46ZM45 75V76H46ZM55 75H56V73H55ZM57 75H58V73H57ZM56 75V76H57ZM76 75V74H75ZM75 75H73V76H75ZM85 75V74H84ZM86 75L84 76V77H86ZM107 75H109V74H107ZM122 75V74H121ZM120 75V76H121ZM152 75V74H151ZM155 75H157L156 73H155ZM154 75V76H155ZM160 75V74H159ZM162 75V74H161ZM160 75V76H161ZM165 75V74H164ZM170 75V74H169ZM174 75V74H173ZM172 75V77H174ZM205 75H207L208 76V74H205ZM223 75V76H224ZM17 76V75H16ZM29 76H31V75H29ZM41 76H39V77H41ZM44 76V75H43ZM50 76H51V74H50ZM63 76V75H62ZM77 77H78V75H76ZM91 76H95V75H91ZM124 76V75H123ZM123 76H121L120 78H122ZM140 76V75H139ZM153 76V75H152ZM151 76V77H152ZM160 76H159V80L161 79L160 78ZM163 76V75H162ZM165 76H168V75H165ZM165 76H164V78H165ZM194 76V75H193ZM199 76V75H198ZM5 77V76H4ZM33 77H35V76H33ZM32 77V78H33ZM65 77V76H64ZM81 77V76H80ZM83 77V78H84ZM109 77V76H108ZM158 77V76H157ZM195 78H196V75L194 76ZM201 77V76H200ZM209 78H210V80H211V77L210 76H208ZM18 78V77H17ZM27 78H28V76H27ZM26 78V79H27ZM31 78V79H32ZM42 78V77H41ZM43 78H45V79H47V76L46 77H43ZM50 78V77H49ZM58 79L57 80H59V77H57ZM62 78V77H61ZM65 78H67V77H65ZM75 78V77H74ZM79 78V77H78ZM82 78V77H81ZM87 78H89V75H88V77ZM98 78V77H97ZM145 77H142V79H144ZM167 78H169V77H167ZM166 78V79H167ZM176 78V77H175ZM178 78H179V76H178ZM183 78H185V77H183ZM202 78V77H201ZM201 78H199V81H197V83H199L200 82V80H201ZM208 78V79H209ZM222 78V77H221ZM221 78H219V79H221ZM244 78H245V76H244ZM7 79V78H6ZM22 78H20V80H21ZM29 79H30V77H29ZM94 79V78H93ZM138 79V78H137ZM136 79V80H137ZM191 79H192V77H191ZM203 79V78H202ZM205 79H206V77H205ZM216 79H218V77L216 78ZM241 79H239V81L241 80ZM255 79V78H254ZM10 80V79H9ZM11 80H12V78H11ZM10 80V81H11ZM43 80V79H42ZM60 80H63V78L62 79H60ZM69 80H73V78H69ZM77 80V79H76ZM90 80H92V79H90ZM114 80H116V79H114ZM120 80V79H119ZM135 80V79H134ZM141 80V79H140ZM148 80H151L152 81V79H149L148 78ZM148 80H145V81H148ZM162 80H163V77H162ZM170 81H171V79H169ZM169 80L167 81L168 83L166 84V85H168L169 86ZM176 80V79H175ZM177 80H179V79H177ZM182 80V79H181ZM181 80H179V81H181ZM193 80H197V79H193ZM192 80V81H193ZM222 80V79H221ZM243 80L244 79H242V84H243ZM246 80H247V77H246ZM26 81V80H25ZM31 81V80H30ZM51 81V80H50ZM54 81V80H53ZM64 81V80H63ZM118 81V80H117ZM132 81V80H131ZM131 81H129V82H131ZM150 81V82H151ZM153 81H155V80H153ZM153 81L151 82V84L153 83ZM157 81V80H156ZM203 81H205L204 79H203ZM206 81H208V80H206ZM220 81V80H219ZM225 81H221V82H224V83H226ZM249 81V80H248ZM0 82H1V80H0ZM12 83L14 82V81H11ZM23 82V81H22ZM62 82V81H61ZM107 82V81H106ZM111 82V81H110ZM139 82V81H138ZM162 83H164L163 81H161ZM166 82V81H165ZM174 82V81H173ZM173 82H171L172 84H173ZM194 82V81H193ZM201 82H202V80H201ZM246 82V81H245ZM244 82V83H245ZM48 83V82H47ZM50 83V82H49ZM68 83V82H67ZM109 83V82H108ZM112 83H113V81H112ZM126 83V82H125ZM133 83H134V81H133ZM141 83H142V81H141ZM141 83H138V85L139 86H142L141 88H145L146 87V82L144 83V80H143V83L144 84H146L145 85V87H143L144 85H140ZM149 83V82H148ZM176 83H177V81H176ZM183 83V82H182ZM181 83V84H182ZM203 83H206V82H203ZM211 83V82H210ZM216 83V82H215ZM215 83L213 84V86L215 85ZM246 83H248V82H246ZM245 83V84H246ZM51 84V83H50ZM57 85H58V82L56 83ZM62 84V83H61ZM74 84H77V83H74ZM81 84V83H80ZM84 84V83H83ZM82 84V86H85V85H83ZM86 84V86H87V83H85ZM106 84V83H105ZM109 84H111V83H109ZM155 84V83H154ZM157 84V83H156ZM184 84V83H183ZM182 84V85H183ZM188 84V83H187ZM202 84V83H201ZM201 84L199 85V86H201ZM241 84V85H242ZM4 85V84H3ZM3 85L1 84L0 86L1 87H3ZM6 85V84H5ZM4 85V87H5V89H6V86ZM11 85V84H10ZM12 85H16V84H12ZM11 85V86H12ZM22 85H24V84H22ZM54 85V84H53ZM69 85H71L70 86V88L71 87H75V89H76V87L77 86H72V84H69ZM68 84H67V86H69ZM78 85V84H77ZM95 86H96V84H94ZM93 85V86H94ZM102 85H103V83H102ZM124 85V84H123ZM123 85H122V88H123ZM127 85H129V84H127ZM133 86L135 85L136 86V84H132ZM138 85L136 86V87H138ZM178 86H179V84H177ZM182 85H180L179 87H181ZM191 85V84H190ZM193 86H194V84H192ZM217 85V84H216ZM244 85V84H243ZM250 85V84H249ZM249 85H247V87L249 86ZM13 86V87H14ZM25 86V85H24ZM38 86V85H37ZM59 86V85H58ZM66 86V85H65ZM67 86H66V88H67ZM80 86V85H79ZM109 86V85H108ZM107 86V87H108ZM111 86V85H110ZM126 86V84L124 85V88H126L125 87ZM150 86V85H149ZM148 86V87H149ZM154 86V85H153ZM156 86V85H155ZM153 87L154 89H153V91H154V95H155V88H157V87ZM165 86V85H164ZM172 86V85H171ZM170 86V87H171ZM210 86H211V84H210ZM262 86V85H261ZM8 87V86H7ZM18 88L19 86L18 85H16L15 86V88ZM31 87V86H30ZM45 87V86H44ZM48 87V86H47ZM51 87H53V86H51ZM59 87H61V86H59ZM88 88H89V85L87 86ZM130 87V86H129ZM160 87V84H159V86H158V88ZM186 87V86H185ZM191 87V86H190ZM226 87V86H225ZM224 87V88H225ZM240 87H242V86H240ZM245 87H246V85H245ZM252 87V86H251ZM20 88V87H19ZM22 88H23V86H22ZM41 88V87H40ZM49 88V87H48ZM54 88V87H53ZM53 88H50V89H53ZM82 88V87H81ZM81 88H79L78 87V89H81ZM84 88V87H83ZM86 88V87H85ZM91 89H92V86L90 87ZM89 88V89H90ZM96 88H100V89H102V87L100 86V84H99V86H97ZM119 89H121V86L120 87H118ZM118 88H116V91H115V96H116V93H117V89ZM139 88V87H138ZM140 88V89H141ZM152 88V87H151ZM161 88H165V87H163V85H162V87ZM166 88H167V86H166ZM182 88V87H181ZM215 88V86L213 87V89ZM249 88V87H248ZM2 88H0V90H1ZM21 89V88H20ZM20 89H19V92H20ZM26 89H28V91L31 89H29L28 87L26 88ZM34 89V88H33ZM46 90H47V88H45ZM49 89V90H50ZM72 89V88H71ZM94 90H95V88H93ZM103 89H104V87H103ZM118 89V90H119ZM127 89V88H126ZM126 89H124V90H126ZM131 89V88H130ZM146 89L147 88H145L144 90L146 91ZM150 89V88H149ZM170 89H172V88H170ZM173 89H175V88H173ZM180 89V88H179ZM185 89V88H184ZM198 89V88H197ZM209 89V88H208ZM212 89V88H211ZM247 89V88H246ZM245 89V90H246ZM250 89V88H249ZM3 90V89H2ZM6 90H8V88L6 89ZM11 90V89H10ZM55 90V89H54ZM60 90V89H59ZM67 90H68V88H67ZM93 90V91H94ZM97 90V92L99 93V89H96ZM113 90V89H112ZM122 90V89H121ZM138 90V89H137ZM136 90V91H137ZM148 90V89H147ZM157 91H158V89H156ZM187 90V89H186ZM188 90H189V88H188ZM202 90V89H201ZM205 90H206V88H205ZM204 90V91H205ZM240 90H241V88H240ZM248 90V89H247ZM253 90V89H252ZM5 91V90H4ZM12 91H13V89H12ZM36 91H37V89H36ZM51 91H53V90H51ZM72 91V90H71ZM75 91H78V90H75ZM101 91V90H100ZM104 91V90H103ZM109 91V90H108ZM111 91V90H110ZM109 91V92H110ZM114 91V90H113ZM113 91H111V93L113 92ZM132 91V93H134V92H136L135 90H134V92H133V89L131 90ZM130 91V92H131ZM149 91V90H148ZM167 91H168V88H167ZM170 91H172V90H170ZM169 91V92H170ZM176 91H177V89H176ZM192 91V90H191ZM203 91V90H202ZM216 91H218L219 92V90L217 89ZM243 91V90H242ZM1 92H3V91H0V93ZM5 92H7V91H5ZM24 92V91H23ZM26 92V91H25ZM38 92H40V91H38ZM42 92V91H41ZM40 92V93H41ZM62 92V91H61ZM96 91H95V93H97ZM102 92V91H101ZM100 92V93H101ZM119 92H120V90H119ZM118 92V93H119ZM122 92H123V90H122ZM126 92H129V91H126ZM129 92V93H130ZM159 92V91H158ZM174 92V91H173ZM183 92H184V90H183ZM185 92H187V91H185ZM185 92H184V94H185ZM189 92V91H188ZM223 92V91H222ZM68 93H70V92H68ZM77 93H79V92H77ZM93 93V92H92ZM129 93H125V96H126V94L128 95ZM147 93L148 92H146V96H148V95H150V93L147 95ZM180 93H181V91H180ZM190 93V92H189ZM191 93H193V92H191ZM190 93V94H191ZM202 93V92H201ZM212 93V92H211ZM214 93V92H213ZM244 93H246L245 91H244ZM244 93H242L241 94V92H240V94H241V97L238 99V101H237V104H236V106H235V111H234V116L232 117V119H231V121L233 122V124H232V128H231V134H233V135H235L236 134V131H237V127L240 125V124H238V123H241L242 121H243V119H244V121H243V123L245 122V126H244V130H243V128H242V131L244 132L242 135V137H240V138H238V139H235V140H238L237 141V143L239 142L240 143V149H243V150H245V152H244V155H243V157H242V155H240L241 157H242V159L244 160L243 162L245 163V164H247V166H245V167H242V166H240L241 167V170H236L237 172H236V175L235 176H233L234 178H237L240 174H241V172H242V175H243V179H242V182H241V184L238 186V188H234V193H233V195H232V200L231 201H229V202H227V201H225V199L222 197V199L224 200H222L223 201V206H222V208H220L218 211H220V213L221 212H223L224 213V215H229L230 217H231V215L229 214V213H231V212H234V211H236V210H238L239 209V207L241 206V201L243 202L244 201V199H246V198H249L250 196L252 197L253 196V194H255L256 193V190H258V192H259V190L262 188V185H261V175H262V172H264V169H261L260 171H259V173H258V176L257 177H255L254 179H252L251 178V174H253L254 173V168L256 167H254L253 168V161H252V155L254 154V153H257L258 154V156H259V158H258V160H257V162L258 161H260V162H264V161H262V160H264V137H262V136H264V135H260V132L259 131H257V130H261L262 129V126L259 124V123H256L255 121H253L254 120V118L257 116L256 115V109L254 108L255 106H254V104L251 102V101H247L245 98H244ZM252 93H253V91H252ZM3 95H5L6 93H2ZM1 94V95H2ZM11 94L12 95H14V91H13V93H11V91H10V96H11ZM22 94V93H21ZM44 94V93H43ZM71 94V93H70ZM84 94H86V93H84ZM114 94H113V96H114ZM144 94V93H143ZM153 94V93H152ZM160 95H161V92L159 93ZM174 94V93H173ZM176 94V93H175ZM187 94V93H186ZM215 94H218V93H216L215 92ZM262 94H264V93H262ZM3 95H2V97H3ZM7 96H9L8 94H6ZM16 95V94H15ZM14 95V96H15ZM26 95V94H25ZM66 95V94H65ZM94 95V94H93ZM97 95V94H96ZM110 95V94H109ZM120 93H119V97H120ZM144 95V96H145ZM163 95V94H162ZM172 95V94H171ZM170 95V96H171ZM187 95H189V94H187ZM196 95V94H195ZM202 95L203 94H201V96L199 97L200 99H201V97H202ZM207 95V94H206ZM214 95V94H213ZM24 96V95H23ZM34 96H36L35 94H34ZM44 96H45V94H44ZM46 96H47V94H46ZM67 96V95H66ZM101 96V95H100ZM111 96V95H110ZM114 96V98H116V99H118L117 98V96H118V94H117V96L115 97ZM140 96V95H139ZM143 95L141 94V98H139V99H142L143 97H142ZM157 96V95H156ZM164 96H166L165 95V93H164ZM170 96H169V98H170ZM173 96H175V95H173ZM176 96H178V92H177V94H176ZM181 96V94L179 95V97ZM184 96V95H183ZM190 97L192 96V95H189ZM193 96H194V94H193ZM12 97V96H11ZM11 97H7V98H11ZM18 97V96H17ZM16 97V100H18V98ZM53 97V96H52ZM99 97V96H98ZM124 97V96H123ZM135 97H137V96H135ZM149 97V96H148ZM178 97V98H179ZM189 97V98H190ZM195 97V96H194ZM205 97V96H204ZM210 97H212V96H210ZM246 97V96H245ZM37 98H39L38 96H37ZM37 98L35 99V100H37ZM48 98V97H47ZM69 98H72V97H70L69 96ZM100 98V97H99ZM109 98V97H108ZM113 97H111V99H112ZM122 98V97H121ZM133 99H134V97H132ZM152 98H154V97H152ZM172 98H174V97H172ZM182 98H184L185 99V97H182ZM188 98V96H187V98L186 99H189ZM214 98V97H213ZM216 98V97H215ZM5 99V98H4ZM28 99H29V96H28ZM27 99V100H28ZM40 99V98H39ZM50 99V98H49ZM54 98H51V100H53ZM57 99H59L58 97H57ZM75 99H77V98H75ZM95 99V98H94ZM106 99V98H105ZM104 99V100H105ZM131 99V98H130ZM135 99H137V98H135ZM138 99V100H139ZM168 99V98H167ZM194 99V98H193ZM253 99V98H252ZM3 100V99H2ZM15 101V99H12L11 98V101ZM31 99H29V101H30ZM35 100H32L31 102H33V101H35ZM74 100V99H73ZM78 100V99H77ZM100 100V99H99ZM103 100V99H102ZM138 100H137V103H136V105L138 106V104H141V103H143L142 101L140 102V103H138ZM154 100V99H153ZM156 100H158V99H156ZM160 100V99H159ZM179 100H180V98H179ZM189 100H191V99H189ZM198 98L196 99V101L198 102ZM211 100H212V98H211ZM9 101V100H8ZM7 101V102H8ZM18 101H20V100H18ZM59 101H61V98L59 99ZM62 101H63V99H62ZM62 101H61V103H62ZM65 101V100H64ZM64 101H63V103H62V106H63V109H64V106H68V102H65V104H67V105H63L64 104ZM82 101V100H81ZM109 101H111L110 99H109ZM121 101V100H120ZM124 102H126L127 101V99L126 100H123ZM130 100L128 99V101H127V103L129 102ZM131 101H132V99H131ZM136 101V100H135ZM144 101V100H143ZM148 101H149V98H148ZM172 101V99L170 100V102ZM176 101H178L177 100V97H176ZM183 101V100H182ZM186 101V100H185ZM188 101V100H187ZM193 101V100H192ZM201 101H202V99H201ZM205 101V100H204ZM207 101H208V99H207ZM206 101V102H207ZM215 101V100H214ZM23 102V101H22ZM42 103H43V101H41ZM46 102V101H45ZM50 102V105H51V101H49ZM54 102V101H53ZM56 102V101H55ZM89 102H91V101H89ZM89 102H86V103H89ZM98 103V99L94 102V103ZM133 102V101H132ZM154 102H156V101H154ZM175 102V101H174ZM184 102V101H183ZM194 102V104H195V101H193ZM203 102V101H202ZM10 102H8L7 104L6 103H4V102H2L1 101V97H0V113H2V116L4 117H2L3 118V120L5 119L8 123H7V128H9V127H12V128H15L17 131H18V136L16 135V133H14L16 136H17V139L19 140V138L21 137L22 138V140H20V142L24 145L23 147H26L28 150H24V148H22L20 145H19V143H17L16 141H14V139H13V141H14V145H16L17 147H19L21 150H20V154L19 155H15V154H13V153H10V151L8 150L9 149V144H6L2 139H1V137H0V264H68V263H66V262H64V261H62V260H60L61 258H60V256H57V255H59V253L56 255V254H54V255H49L48 253H47V247L49 246V247H53L54 249H55V251L57 250H61V248H59V246H57V245H55V244H53L52 243V241H51V238H53V239H57V241L56 240H54L56 243H58V240H61V239H59V238H61L62 237V241H60V242H64V244H65V246L66 245H68V244H71L72 245V249H73V246H74V248L76 247V250L79 248V247H84L83 249H86V251L85 252H82L81 251V249H80V251H76L75 249H73L72 251H70L69 249H71L70 247H67L68 248V251L69 252H71V254L69 253V255H71L72 256V258H73V262H75L76 260H77V262L79 263V264H87V262L88 263H92L95 259L97 260V259H99V260H101L100 261V264H101V262L103 261V262H106L107 264L110 262V261H112V263L114 262V261H116V264H117V262H120L119 264H157V263H159V259H160V263H161V259H163V258H160V257H156V258H153L152 260H149V261H138L139 260V258H142V259H144L145 258V256H152L151 254H155V253H158V252H160V253H162V252H164L165 250H167L168 251V249L171 247V248H173L172 246H168V245H166L167 243H169V245H175V244H177L178 242V245L180 244V241L182 240V241H185V239L187 238V240L189 241V243L190 242H192L191 240H194L195 241V243H198V242H196V240H198V238H199V240H201V238H205L206 240H203V241H205V242H203V243H201L200 244V241H199V244L197 245V244H193V245H197V246H194V247H192V245H190L189 244V247H186V248H184L183 250H180V251H172V252H170L169 254L167 253V255H164V257L165 258H169L171 261L170 262H172V263H169L168 261H165L166 263L168 262L169 264H219V262H220V260H216V261H219V262H216V261H214L215 260V258H219V259H221V257L222 256H226V254L228 253L227 252V250H229L230 251V249H232L234 246H235V243H237V241L239 240V241H242L241 239L242 238H244V233H245V235H248V232H250V227H252L251 226V221L253 220L254 222H255V224H257V226H258V222H256V219L254 220V219H250V218H246V219H244L239 225H237V226H235V227H231V228H224V227H218V228H209V223L211 222H209V220L208 219H210L209 217L211 216V212L209 213V210L210 209H205V210H203L202 212H200L202 209H199L200 211L197 213V214H192L191 213V211H195L196 210V205L197 204H201V203H197V198H196V196H198L197 194H199L198 192H202L203 190H201V191H198L197 192V194H195L196 196L194 197V196H192V197H194V198H188L189 200H184V198L182 199H180L179 197V201L178 200H174V199H172V197L171 196H168L169 198H167V199H163L161 196L163 195L164 196V194L166 195V194H168V193H164V192H166L167 190L168 191H170L171 190V188L172 187H170V189L168 188V189H163L164 191H160V189H159V183H161V182H159L158 181V183H156L157 184V187H156V189L155 190H153V189H151V191H149L150 190V188L148 189L147 188V191L148 192H146V189H144L141 185H143L144 186V184H145V182L143 183V182H141L139 179L138 180H133V181H127V180H129V179H125V178H118V177H116V178H112L111 177V175H107V174H105L103 171H101V172H98V169L96 168V171H91V170H89L88 169V167H89V165L88 166H86L85 167V164L87 163L86 162V160H87V158L88 157H91L90 155H88V156H86V160H85V164L84 165H82V167H73V165H75L74 163H77L78 162V165H81L80 163H82L81 161H84V160H81V158H80V163H79V161H78V159H79V157H77L78 159L76 160L74 157H73V155H75L76 154V152H77V150L78 149H80L81 147L80 146H78L77 148V150H76V152H74L73 154H70V155H68V153H69V151H68V153L66 152L67 150L65 149V152H66V155H65V152H64V149H61V146H60V144H61V142L58 140V138L60 137V136H57L58 135V133H56V136L58 137H55V135H54V137H55V139L57 138V140L60 142H58V141H55V139L53 138V142L55 141V143H53V145H51L52 144V142L51 141H49L48 142V140H50V139H48L46 142H44V141H42L41 140V137H42V135L41 134H43L42 132H40V133H33V131L35 130H33V129H30V130H28L29 128H27L28 126H30V128H31V126L32 127H35V126H39V130H40V127H41V130L43 129L42 128V126H40L41 124H42V122H44L43 120H45V119H47V118H43V120H42V122H40L41 120H39V122H40V125H37V124H39V122H38V120L37 121H33V123L31 122V118L32 117H29V115L30 116H35L34 115V113L32 112H30V110H29V112L31 113H29V115H28V117L30 118H26V116H27V113L25 114V113H19V112H22L21 110H22V108H20V106L18 105V102H17V105L19 106V107H17V108H14L13 106H11V104H9ZM13 103V102H12ZM20 103V102H19ZM25 103V102H24ZM35 104H36V101L34 102ZM37 103H38V101H37ZM81 103V102H80ZM85 103V104H86ZM102 103H105V102H102ZM115 103V102H114ZM144 103H146V101L144 102ZM169 103V102H168ZM168 103H166L167 105H169L170 106V104H168ZM176 103V102H175ZM175 103H173L172 105H174V106H176L175 105ZM178 103H180V101L178 102ZM219 103V102H218ZM262 103H264V101H262ZM57 104L58 105H56L57 107L59 106V104H60V102H57ZM74 104H77V103H73L72 104V109H73V105ZM84 104V103H83ZM117 104H119V103H117ZM117 104L115 103V105L117 106ZM125 106V104L124 103H121L120 104V106L122 107L123 105ZM135 104V103H134ZM133 104V105H134ZM149 104H151V103H149ZM149 104H146L145 106H147V105H149ZM153 104V103H152ZM155 104V103H154ZM165 104V105H166ZM207 104V103H206ZM210 104V103H209ZM214 104V103H213ZM12 105H14V104H12ZM21 106H22V104H20ZM28 105V104H27ZM42 105V104H41ZM40 105V107H44V106H41ZM114 105V104H113ZM127 105V104H126ZM130 105V104H129ZM131 105H132V103H131ZM142 105V104H141ZM144 105V104H143ZM159 105V104H158ZM165 105L163 106V107H165ZM188 104H185V107L187 106ZM190 105V104H189ZM192 105V109H193V103L191 104ZM190 105V106H191ZM196 105V104H195ZM194 105V106H195ZM198 105V104H197ZM199 105H201L200 104V102H199ZM204 105V104H203ZM202 105V106H203ZM208 105V104H207ZM257 105V104H256ZM11 106V107H10ZM24 106V105H23ZM53 106V105H52ZM61 106V105H60ZM78 106V105H77ZM77 106H76V109H77ZM115 106V107H116ZM119 106V105H118ZM118 106H117V108H118ZM119 106V108L121 109V107ZM123 106V107H124ZM173 106V107H174ZM189 106V107H190ZM205 106V105H204ZM211 106V105H210ZM213 106V105H212ZM216 106V105H215ZM25 107H26V104H25ZM31 107V106H30ZM39 107V108H40ZM70 107V106H69ZM82 107H84V106H82ZM82 107H81V109H82ZM141 107V109H142V106H140ZM139 107V108H140ZM200 107V106H199ZM199 107H196L197 109L199 108ZM245 107V109H244V111H243V113H244V117H243V119H242V121L239 119L240 117V114H241V112H242V109ZM12 108H14V109H17L18 110V114H14L13 112H12V110H14V109H11ZM21 109V110H19V109ZM27 108V107H26ZM26 108H23V109H26ZM45 108V107H44ZM43 108V111H45L46 110V108H47V106H46V108L44 109ZM52 108V107H51ZM53 108H55V107H53ZM59 108V107H58ZM60 108H62V107H60ZM59 108V109H60ZM65 108H67L68 109V107H65ZM79 108V107H78ZM90 108H92V107H89V110H91ZM104 108V107H103ZM106 108V107H105ZM104 108V109H105ZM110 108V107H109ZM108 108V109H109ZM128 107H126V109L125 108H122V109H124V110H127V111H129L130 109L128 108ZM138 108V109H139ZM175 108V107H174ZM212 108V107H211ZM210 108V109H211ZM252 108H254L255 109V115H251V111H252ZM29 109V108H28ZM27 109V110H28ZM36 109V108H35ZM72 109H69V110H72ZM80 109V108H79ZM79 109H77L78 110V112L80 113V111H79ZM114 110L113 112H114V114H116V113H120V111L118 112L117 111V109L116 108H110L109 109V111L110 110ZM132 109H136L137 110V108L136 107H131V110ZM168 109H169V107H168ZM167 109V110H168ZM183 110H184V107L182 108ZM200 109V108H199ZM213 109V108H212ZM211 109V110H212ZM26 110V111H27ZM32 110H34V108L32 109ZM48 110H50V109H48ZM48 110L47 111H45V114H46V112H48ZM53 109H51V111H52ZM84 110V112L85 111H87L86 109H83ZM82 110V111H83ZM89 110H88V112L87 113H89ZM102 110V109H101ZM105 110H107V109H105ZM112 110H111V112H112ZM130 110V111H131ZM178 110H180L179 108H178ZM188 110H191V109H188ZM201 110V109H200ZM203 110L204 109H202V111H201V114H202V112H203ZM208 110H209V108H208ZM210 110V111H211ZM24 111V110H23ZM36 111V110H35ZM55 111H57V110H55L54 109V112ZM73 111L74 112H77V111H75L74 109H73ZM103 112H100V110H99V112L102 114V113H108V111L106 112V111H104V110H102ZM115 111H116V113H115ZM123 111V110H122ZM133 111V110H132ZM160 110H158L157 109V115L160 117V114H158V112H159ZM165 111V110H164ZM164 111L162 112V113H164ZM198 111V110H197ZM15 112V111H14ZM17 112V111H16ZM28 112V111H27ZM38 112H40V111H38ZM59 112V111H58ZM72 112V111H71ZM93 112V111H92ZM95 112V111H94ZM111 112H109V113H111ZM153 112H155V111H153ZM152 112V116H153V113ZM155 112V113H156ZM178 112V111H177ZM199 112V114H200V111H198ZM205 112V111H204ZM203 112V113H204ZM253 112V111H252ZM258 112V111H257ZM50 113V112H49ZM98 113V112H97ZM99 113V114H100ZM165 113H167L166 111H165ZM164 113V114H165ZM194 113V112H193ZM206 113V112H205ZM207 113H208V111H207ZM206 113V114H207ZM254 113V112H253ZM19 114L20 115H23L24 117H20V118H17L16 117V115L19 117ZM33 114V115H32ZM36 114L37 115H40V118H42L44 115H43V113H41V114H38L37 113V111H36ZM48 114V113H47ZM53 113H50L49 115H50V119H51V115H52ZM59 114H61V112L59 113ZM67 113H65L64 115H66ZM70 114V113H69ZM83 114V113H82ZM85 114V113H84ZM94 114V113H93ZM113 113H111V115H112ZM113 114V115H114ZM147 114V116H148V113H146ZM145 114V115H146ZM177 114V113H176ZM189 112H188V116H189ZM198 114V115H199ZM209 114V113H208ZM26 115V116H25ZM37 115H36V117H37ZM42 115V116H41ZM62 116H63V114H61ZM60 115V116H61ZM72 115H74V114H72ZM72 115H70V116H72ZM85 115H87V114H85ZM139 115V114H138ZM150 115V114H149ZM154 115H156V114H154ZM179 115V114H178ZM183 115H185V114H183ZM194 115V114H193ZM197 115V116H198ZM205 115V114H204ZM214 115H217V114H214ZM61 116V117H62ZM68 116V115H67ZM76 116V115H75ZM75 116H72L73 118H75ZM79 116V115H78ZM87 116H89V115H87ZM137 116V115H136ZM157 116V117H158ZM162 116V115H161ZM167 116V115H166ZM173 116V115H172ZM171 116V117H172ZM187 116V117H188ZM190 116H191V114H190ZM202 116V115H201ZM209 116V115H208ZM45 117H47V116H45ZM53 117H54V115H53ZM59 118V120L61 119V122L62 121H65V123L66 122H68V121H70L69 119H71V117L69 118V119H64V120H62L63 118ZM130 117V116H129ZM143 117H144V114H143ZM151 117V116H150ZM149 117V118H150ZM186 117V116H185ZM195 117V116H194ZM198 117H200V116H198ZM203 117V116H202ZM210 117V116H209ZM254 117V118H253ZM66 118V117H65ZM68 118V117H67ZM77 118V117H76ZM84 118V117H83ZM91 118V117H90ZM120 118V117H119ZM133 118V117H132ZM139 118H141V117H139ZM178 118V117H177ZM180 118V117H179ZM181 118H183L184 119V117H181ZM212 118H213V116H212ZM256 118H258V117H256ZM33 119H34V117H33ZM36 119V118H35ZM37 119H39V118H37ZM86 119V118H85ZM108 119V118H107ZM113 119V118H112ZM142 119V118H141ZM156 119V118H155ZM162 119H163V117H162ZM165 119H167L166 117H165ZM171 119V118H170ZM192 119H194V118H192ZM199 119V118H198ZM205 119V116L203 117V120ZM2 120V121H3ZM48 120H49V118H48ZM56 120V119H55ZM72 120V122L74 123V121H73V119H71ZM74 120H76V119H74ZM78 120V119H77ZM76 120V121H77ZM80 120L82 121V119L80 118ZM88 120V119H87ZM103 120V119H102ZM120 120L121 119H119L118 121H119V126H120V124L121 123H124V122H121L120 123ZM127 120H128V118H127ZM134 120L135 121H137V120H139L137 117H136V119L134 118ZM145 120V119H144ZM154 120V119H153ZM179 120V119H178ZM200 120V119H199ZM206 121H207V118L205 119ZM217 120H218V118H217ZM216 120V121H217ZM240 120V122H238ZM1 121V120H0ZM47 121V120H46ZM51 121V120H50ZM49 121V122H50ZM53 122H54V120H52ZM91 121V120H90ZM111 121V120H110ZM114 121H116V120H114ZM123 121V120H122ZM129 121H130V119H129ZM134 121V122H135ZM160 121V120H159ZM158 121V122H159ZM171 121V120H170ZM177 121V120H176ZM184 121V120H183ZM187 121H189V118L187 119ZM193 121V120H192ZM216 121H214L215 123H218V122H216ZM256 121H257V119H256ZM259 121V120H258ZM37 122V123H36ZM57 122H58V120H57ZM60 122V121H59ZM71 122V121H70ZM83 122H85V121H83ZM86 122H88L87 124H89V121H86ZM108 122V121H107ZM117 122V121H116ZM115 122V123H116ZM131 122V121H130ZM138 122V121H137ZM139 122H140V120H139ZM168 122V121H167ZM167 122H163V123H167ZM197 122H199V121H197ZM200 122H202V121H200ZM200 122H199V124H200ZM208 122V121H207ZM231 122V123H232ZM255 122V123H254ZM45 123V124H44ZM43 124L44 125H46V122H44ZM48 123V122H47ZM51 124H55V126L58 124V123H52V122H50ZM49 123V124H50ZM63 124H64V122H62ZM72 123V124H73ZM76 123L77 122H75V124L74 125H76ZM79 123V122H78ZM77 123V124H78ZM80 123H82V122H80ZM97 123H99V122H97ZM101 123V122H100ZM104 123H106V122H104ZM110 123V122H109ZM111 123H114L113 122V120H112V122ZM178 123V122H177ZM184 123V122H183ZM185 123L186 124H188V122H186V120H185ZM191 123V122H190ZM189 123V124H190ZM210 123H211V121H210ZM1 124H3V123H1ZM67 124V123H66ZM65 124V125H66ZM71 124V123H70ZM83 124V123H82ZM85 124V123H84ZM94 124V123H93ZM102 124V123H101ZM100 124V125H101ZM145 124V123H144ZM156 124V123H155ZM179 124H180V121H179ZM182 124V123H181ZM192 125H193V123H191ZM202 124V123H201ZM220 124V123H219ZM8 125H10L9 127H8ZM86 125V124H85ZM95 125V127L97 126L96 124H94ZM93 125V126H94ZM99 125V126H100ZM108 125V124H107ZM110 125V124H109ZM112 125V124H111ZM118 125V124H117ZM139 125V124H138ZM160 125H162V124H160ZM167 125V124H166ZM185 125V124H184ZM183 124H182V126L181 127H183L184 126ZM191 125V126H192ZM203 125V124H202ZM205 125H207V124H205ZM204 125V128L206 127L207 129H209L210 130V128H208L207 126H205ZM238 125V126H237ZM54 126V125H53ZM60 127H61V125H59ZM79 126V125H78ZM87 126V125H86ZM92 126V125H91ZM103 126H106V125H104L103 124ZM102 126V127H103ZM114 126V125H113ZM116 126V125H115ZM122 126H124V124L122 125ZM158 126H159V124H158ZM157 126V127H158ZM172 126V125H171ZM177 126V125H176ZM179 126V125H178ZM186 126H188V125H186ZM215 126V125H214ZM218 126H220V125H218ZM226 126H227V123H226ZM231 126V125H230ZM44 127V126H43ZM49 127V126H48ZM47 127V128H48ZM57 127V126H56ZM68 127V126H67ZM75 127V126H74ZM81 127V126H80ZM79 127V128H80ZM84 127V126H83ZM89 127V126H88ZM87 127V128H88ZM150 127H152L151 125H150ZM149 127V128H150ZM156 127V125L154 126V128ZM161 127H163V126H161ZM189 127V126H188ZM193 127V126H192ZM216 127V126H215ZM12 128H10L11 130H12ZM36 128V127H35ZM51 128H52V125H51ZM50 128V129H51ZM55 127H53V129H54ZM71 128L73 129L72 131H76V129H74L73 127H72V125H71ZM71 128H69V129H71ZM76 128V127H75ZM87 128H85V129H87ZM97 128V127H96ZM100 128V127H99ZM180 128V127H179ZM196 128H197V126H196ZM206 128H205V132H206ZM225 128V127H224ZM227 128L229 129L230 127H228L227 126ZM227 128H225V129H227ZM49 129V128H48ZM53 129H51L50 131H52ZM56 129H62V127L61 128H56ZM65 129V128H64ZM68 129V130H69ZM82 129H84V128H82ZM148 128H146V131H149V130H147ZM156 129V128H155ZM158 129H160V127L158 128ZM168 129V128H167ZM178 128H176V130H177ZM182 129V128H181ZM186 129H187V127H186ZM186 129H184L185 130V132L187 131ZM188 129H190V128H188ZM194 129V131H195V128H193ZM198 129V128H197ZM200 129V128H199ZM201 129H203V128H201ZM215 129H217V128H215ZM221 129H223V128H221ZM227 129V130H228ZM15 130V131H16ZM33 130V131H32ZM45 130H46V127H45ZM68 130H67V132H68ZM81 130V129H80ZM100 130V129H99ZM101 130H103L102 128H101ZM100 130V131H101ZM144 130V129H143ZM152 130H153V128H152ZM164 130V129H163ZM171 130V129H170ZM169 130V131H170ZM180 130V129H179ZM191 130V129H190ZM230 130V129H229ZM228 130V131H229ZM13 131V130H12ZM43 131V130H42ZM47 131V130H46ZM49 131V132H50ZM57 131V130H56ZM59 131H62V130H59ZM58 131V132H59ZM70 132H71V130H69ZM85 131H87V130H85ZM85 131H79L80 132V135H77L78 136V138H77V140H79V139H81L82 140V138L80 137L79 138V136H81L82 135V133L83 132H85ZM94 131V130H93ZM92 131V132H93ZM97 131V130H96ZM95 131V132H96ZM104 131V130H103ZM146 131H144V133L145 134H150V133H146ZM162 131V130H161ZM169 131H167L166 133H168ZM183 130H181L180 132H182ZM198 131V130H197ZM208 131V130H207ZM212 131V133H213V131L214 130H211ZM223 131V130H222ZM225 131V130H224ZM5 133H6V130L4 131ZM35 132H38V130L37 131H35ZM48 131L46 132L47 133V135L48 134H51L50 136L51 137H53L52 135L53 134H55L54 132L53 133H49ZM64 132V131H63ZM78 132V131H77ZM123 132H124V130H123ZM127 132V131H126ZM157 131H155L154 132V134H153V132L151 133V134H153L154 135V137H156L155 136V133H156ZM173 132V131H172ZM177 132V131H176ZM180 132H178L177 133V135L175 136L176 138L178 137V136H180V135H178ZM196 132V131H195ZM199 132V131H198ZM203 132V131H202ZM216 132H218V130L216 131ZM215 132V133H216ZM226 132V131H225ZM44 133H45V131H44ZM60 133V132H59ZM66 133V132H65ZM86 133V132H85ZM94 133V132H93ZM97 133V132H96ZM98 133H100L99 131H98ZM158 133H159V130H158ZM162 133V132H161ZM165 133V134H166ZM189 133H191V132H189ZM188 133V134H189ZM193 133V132H192ZM197 133V132H196ZM196 133H193V135L195 134V137H196ZM201 133V132H200ZM215 133H213V135L215 134ZM67 134V133H66ZM69 134H71V133H69ZM75 134V133H74ZM101 134V137H102V133H100ZM151 134H150V136H151ZM165 134L163 135L162 134V136H165ZM171 134H173V133H171ZM176 133H174V135H175ZM186 134V133H185ZM205 134V133H204ZM219 134V136L221 135V134H224V133H218ZM229 135H230V133H228ZM238 134V133H237ZM236 134V135H237ZM262 134V133H261ZM6 135H7V133H6ZM19 135H20V137H19ZM22 135V136H21ZM41 135V136H40ZM46 134H45V137H48ZM60 135V134H59ZM63 135V134H62ZM76 135H75V137H76ZM90 135H92L91 134V132H90ZM89 135V137H90V139L92 138L93 139V136L91 137ZM94 135V134H93ZM99 135V134H98ZM104 135V134H103ZM130 135V134H129ZM135 135V134H134ZM152 135V136H153ZM157 135V134H156ZM160 135V134H159ZM174 135H172V136H174ZM183 135V134H182ZM187 135V134H186ZM190 135V134H189ZM188 135V136H189ZM198 135V134H197ZM202 135H203V133H202ZM235 135V136H236ZM9 136L11 137V135H10V133H9ZM8 136V137H9ZM44 136V135H43ZM66 136V135H65ZM70 136H72V135H70ZM68 137V138H71V139H73V140H75L74 139V136H73V138L72 137ZM83 136H85V135H83ZM95 136H97L96 134H95ZM104 136H106V135H104ZM122 136V135H121ZM148 136V135H147ZM149 136V138H152V136L150 137ZM188 136H186L187 138H188ZM199 136V135H198ZM215 136H216V134H215ZM218 136V135H217ZM19 137V138H18ZM45 137H43V139L45 138ZM99 137H100V135H99ZM108 138L110 137V135L108 134V136H107ZM114 137V136H113ZM125 137V136H124ZM134 137V136H133ZM145 135H144V138L143 139H145ZM182 137V139H183V136H181ZM184 137H185V135H184ZM194 137V136H193ZM209 137V136H208ZM207 137V133H206V136H205V138L207 139L208 138ZM214 137V136H213ZM222 137V136H221ZM226 137L227 136H225V138H223V139H225L226 140ZM229 137H231V136H229ZM65 138V137H64ZM66 138H67V136H66ZM66 138L65 139H63L62 141H64V140H66ZM107 138V139H108ZM110 138H112V136L110 137ZM117 138V137H116ZM130 138V137H129ZM136 138V137H135ZM139 138V136L136 138V139H138ZM160 138V137H159ZM176 138H174V140L176 139ZM197 138V137H196ZM204 138V137H203ZM204 138V140H206ZM210 138H212V137H210ZM209 138V139H210ZM216 138V137H215ZM218 138V137H217ZM228 138V137H227ZM232 138V137H231ZM237 138V137H236ZM46 139V138H45ZM95 139V138H94ZM98 139V138H97ZM165 139V137H163V139H161V142H162V140L163 141H165L164 140ZM221 139V138H220ZM220 139H219V141H220ZM68 140H70V139H68ZM68 140H67V142H68ZM76 140V144L78 143V142H80V141H77ZM86 140H87V138H86ZM102 140V139H101ZM110 140V139H109ZM112 140H113V138H112ZM118 140H119V138H118ZM117 139H116V141H118ZM124 140V139H123ZM127 140V139H126ZM125 140V141H126ZM140 140V139H139ZM170 140H171V137H170ZM179 140V139H178ZM177 140V141H178ZM191 140V139H190ZM203 140V142H205ZM213 140H214V138H213ZM217 140V139H216ZM222 140V139H221ZM227 140H229V138L227 139ZM233 140H234V137H233ZM233 140H231V142L233 141ZM11 141H12V138H11ZM71 141V140H70ZM92 141V140H91ZM94 141V140H93ZM98 141H99V139H98ZM113 141H115V140H113ZM128 141V140H127ZM134 141V140H133ZM132 141V143H134ZM155 141V140H154ZM156 141H157V139H156ZM172 141L173 140H171V143H172ZM195 141H196V139H195ZM201 141H202V139H201ZM208 141V140H207ZM209 141H211V140H209ZM218 140H217V142H219ZM67 142H66V144H67ZM84 142V141H83ZM86 142V141H85ZM102 142V141H101ZM104 142V141H103ZM130 142V146H131V148L133 147L132 145H131V141H129ZM168 142H170V141H168ZM168 142H166V143H168ZM179 142V141H178ZM188 141H187V139H186V142H185V140H184V143H187ZM194 142V141H193ZM198 142V141H197ZM196 142V143H197ZM200 142V141H199ZM216 141H215V143L213 142L212 143V141L209 143V145H210V148H213L216 144H218ZM229 142H230V140H229ZM12 143V142H11ZM51 143V144H50ZM63 143V142H62ZM64 143H65V141H64ZM74 143H75V141H74ZM87 143V142H86ZM92 143H95V141L94 142H92ZM91 143V144H92ZM96 143H97V141H96ZM136 143H138L137 141H136ZM157 143V142H156ZM180 143H182L181 141H180ZM201 144H203L202 142H200ZM199 143V144H200ZM228 143V142H227ZM65 144V145H66ZM101 144V143H100ZM108 144H110V143H108ZM115 144V143H114ZM146 144V143H145ZM148 144V143H147ZM159 144V143H158ZM157 144V145H158ZM164 144V143H163ZM170 144V143H169ZM183 144V143H182ZM189 144V143H188ZM187 144V145H188ZM194 144V143H193ZM192 144V145H193ZM200 144V145H201ZM208 144V143H207ZM219 144H220V142H219ZM223 144V143H222ZM229 144V143H228ZM86 145H88V144H84V147L86 146ZM97 145H99V144H97ZM118 145V144H117ZM124 145V144H123ZM137 145H139V144H137ZM155 145V144H154ZM153 145V146H154ZM176 145V144H175ZM192 145H191V147H192ZM196 145V144H195ZM208 145V146H209ZM67 146H69V144H67ZM67 146H65L66 148H68ZM76 146V145H75ZM95 145L93 144V147H94ZM111 146H114L113 144H111ZM120 146V145H119ZM119 146H117V147H119ZM125 146V145H124ZM124 146H123V148H124ZM129 146V145H128ZM130 146H129V148L128 147H126L125 146V149L127 148L128 150L127 151H129V153H131V151L129 150L130 149ZM143 146L144 145H142V148H143ZM149 146H150V144H149ZM152 146V145H151ZM152 146V147H153ZM159 146L161 147V148H164L165 146L163 145V147H162V145H160L159 144ZM159 146L157 147V148H159ZM174 146V145H173ZM179 146V145H178ZM197 146V148H196V151H197V149H198V147H200V146H198V144L196 145ZM195 146V147H196ZM207 146V145H206ZM223 146V145H222ZM221 146V147H222ZM232 146V145H231ZM235 143H234V148H235ZM63 147V146H62ZM64 147V148H65ZM84 147L82 146V148H81V150H79V151H82V154H80L82 157L84 156V155H87L85 152H84V155H83V150H84ZM90 148H91V146H89ZM92 147V148H93ZM101 147V146H100ZM100 147H98L97 146V148H100ZM103 147V146H102ZM106 147H107V145H106ZM121 147V146H120ZM167 147V146H166ZM181 147H182V145H181ZM186 147V146H185ZM188 147H190V146H188ZM216 147V146H215ZM217 147H219V146H217ZM224 147V146H223ZM226 147H228V145L226 146ZM230 147V146H229ZM19 148H18V151H19ZM69 148H72V149H74L73 148V146H71V144H70V147ZM68 148V149H69ZM87 149H89L88 147H86ZM96 148V149H97ZM108 148V147H107ZM109 148H110V146H109ZM108 148V149H109ZM134 148V147H133ZM136 148H139V146L137 147L136 146ZM135 148V149H136ZM171 148H172V146H171ZM174 148H175V146H174ZM177 148H179V147H177V145H176V149ZM208 148V147H207ZM225 148V147H224ZM223 148V149H224ZM232 148V147H231ZM233 148V149H234ZM71 149V150H72ZM76 149V148H75ZM74 149V150H75ZM83 149V150H82ZM107 149V150H108ZM139 149H141V148H139ZM143 149H145V147L143 148ZM150 148H148L147 150H149ZM154 149V148H153ZM170 149V148H169ZM175 149V150H176ZM186 149H188V148H185V151H187ZM194 150H195V148H193ZM209 149V148H208ZM218 149V148H217ZM217 149H215L216 151H217ZM226 149V148H225ZM232 149V150H233ZM13 150V149H12ZM101 150V149H100ZM104 150V148L102 149V151ZM151 150V149H150ZM161 150V149H160ZM167 150L168 149H166V152H167ZM192 150V149H191ZM191 150H189V152H188V154L190 153L191 154V152L193 151H191ZM214 150V151H215ZM222 150V149H221ZM236 150V149H235ZM234 150V151H235ZM85 151V150H84ZM92 151V154L93 153H95L96 154V152L94 151V149L93 150H91ZM91 151H90V149H89V153H91ZM94 151V152H93ZM99 151V150H98ZM122 151V150H121ZM170 151H171V149H170ZM170 151H168L170 154L172 153L173 154V152H170ZM184 151V152H185ZM191 151V152H190ZM208 151V150H207ZM224 150H222V152H223ZM226 151V150H225ZM224 151V152H225ZM86 152H88V151H86ZM100 152V151H99ZM104 153H108V152H105V150L103 151ZM119 152V151H118ZM124 152H126V151H124ZM124 152H122V154L124 153ZM184 152H180V154H182V153H184ZM194 152V154H195V151H193ZM192 152V153H193ZM220 152V151H219ZM223 152V153H224ZM235 152H237V150L235 151ZM240 152V151H239ZM238 152V153H239ZM81 153V152H80ZM104 153H102V154H104ZM147 153V155H148V152H146ZM168 153V154H169ZM186 153V152H185ZM207 153H209V152H207ZM234 153V152H233ZM77 154L79 155V153L77 152ZM102 154H99V157L98 156H95V155H93V156H95V157H97V158H100V155H101V157H102ZM131 154H134L133 152L131 153ZM163 154H164V152H163ZM163 154H161V155H163ZM176 154V153H175ZM194 154H192V155H194ZM212 154H214V153H212ZM225 154V153H224ZM241 154V153H240ZM57 155V156H56ZM97 155H98V152H97ZM108 156H106V157H108V160H107V158H105L106 159V162H105V160H104V162H102V161H97V158L95 159V157H93L95 160H96V162L98 163H101L102 162V165L103 164H105L104 166H100V167H102V168H111V169H113V168H115L116 170H114V172L115 173H118L117 172V169L119 170V172L121 173H124L125 175L127 174V173H133L134 171H132L131 169H129L130 168V166H128L129 164H130V162H129V160H127L128 161V163L126 162V161H124L125 160V157L123 158L122 156H124V155H121V153L119 154V153H114V154H111L110 155V153L109 154H107ZM127 155V154H126ZM140 155V154H139ZM155 155V154H154ZM157 155V154H156ZM155 155V156H156ZM159 155V154H158ZM174 155V154H173ZM192 155H188V157H189V159H190V157H192ZM203 155H204V153H203ZM203 155H201L200 154V156L201 157H203ZM208 155V154H207ZM220 155V154H219ZM223 154L221 153V157L219 158V160L223 157L222 156ZM104 156V155H103ZM136 156V155H135ZM169 156V155H168ZM179 156V155H178ZM181 156H183V154L181 155ZM187 156V155H186ZM134 157V156H133ZM139 157H142V155H140ZM152 157H153V154H152ZM159 157V156H158ZM164 157V156H163ZM176 157V156H175ZM200 157V158H201ZM205 157V156H204ZM210 157H212L210 154H209V157H206L207 158V160H205V161H208L209 160V158ZM228 158L230 157L229 155L227 156ZM92 158V157H91ZM132 158V157H131ZM137 158H138V156H137ZM165 158V157H164ZM164 158H162V159H164ZM184 158H185V156H184ZM183 157H182V159H184ZM187 158V157H186ZM185 158V159H186ZM205 158V159H206ZM234 158H235V156H234ZM83 159V158H82ZM104 159V157L102 158V160ZM135 159V158H134ZM141 159V158H140ZM150 159V158H149ZM160 159V158H159ZM167 159H169V157L167 158ZM176 159V158H175ZM174 159V160H175ZM189 159H187L188 161H189ZM197 159H199V158H197ZM202 159V158H201ZM200 159V160H201ZM211 159V158H210ZM223 160L225 159L224 157L222 158ZM227 159V158H226ZM260 159V160H259ZM91 160H93V159H91ZM98 160H100V159H98ZM132 160H133V158H132ZM132 160H131V163H134V162H136V160L137 161H139V159H135V161H133L132 162ZM153 160V159H152ZM155 160V159H154ZM153 160V161H154ZM166 160V159H165ZM178 160V159H177ZM223 160H222V162L221 163H223ZM77 161V162H76ZM88 161H90L89 160V158H88ZM108 161V162H107ZM163 162H166V161H164V160H162ZM173 161V160H172ZM225 161H228V160H225ZM224 161V162H225ZM230 161H231V158H230ZM230 161H228L227 162V164L230 162ZM73 162V163H72ZM145 162H146V160H145ZM157 162V161H156ZM155 162V163H156ZM159 163H161V161H158ZM158 162L155 164L154 163V166L156 165L157 166V164H158ZM197 162H198V160H197ZM196 162V163H197ZM200 162V161H199ZM218 162V161H217ZM232 162V161H231ZM241 162V161H240ZM259 162V163H260ZM28 163H31L34 167H35V169H37L39 172H42V173H46V176H47V174L49 175V177H51V178H53L54 180H58V181H60L61 183H64L65 185H67V186H70L71 188H73V189H77V190H79L81 193L80 194H75L74 192H71L69 189H67V188H62V187H60V186H58V185H56L55 183H53V182H51V181H49V180H47L44 176L42 177V175H40V174H38V173H36V172H34V171H32V170H30L29 169V166H28ZM73 165H72V164ZM95 163V162H94ZM99 163L97 164V166L99 165ZM140 163H141V160H140ZM178 163V162H177ZM185 163V162H184ZM204 162H202V164H203ZM206 163V162H205ZM221 163H219L220 164V166L222 165L223 166V164H221ZM258 163V164H259ZM70 164H71V166H70ZM142 164V163H141ZM140 164V165H141ZM143 164H144V162H143ZM146 164V163H145ZM163 164V163H162ZM170 164V163H169ZM200 163H198V165H199ZM201 164V165H202ZM226 164V163H225ZM238 164H240V163H238ZM237 164V165H238ZM253 164V165H252ZM49 165V167H50V171L48 172L47 170H46V167ZM67 165H69V166H67ZM77 165V164H76ZM131 165V164H130ZM133 165V164H132ZM135 165V164H134ZM138 165V164H137ZM140 165H138L139 166V169H141V167H140ZM147 165H149V166H153L152 164L150 165V163L148 164V162H147ZM158 165H161V164H158ZM185 165V164H184ZM201 165H199L200 166V168H201ZM204 165V164H203ZM218 165V164H217ZM217 165H216V167H214V168H212L211 170H212V172L216 175V171H213V169L214 170H216V168H217ZM84 166V167H83ZM91 166V165H90ZM149 166H147V167H149ZM153 166V167H154ZM161 166H163V165H161ZM172 166V165H171ZM179 166V165H178ZM199 166H197V167H199ZM219 166V165H218ZM227 166V165H226ZM259 165H257V167H258ZM262 166H264V165H262ZM129 167V168H128ZM144 167V166H143ZM164 167H165V165H164ZM166 167H167V164H166ZM181 167H183V166H181ZM193 167H194V165H193ZM192 167V168H193ZM196 167V166H195ZM194 167V168H195ZM225 167V166H224ZM223 167V168H224ZM239 167V166H238ZM67 168V169H66ZM91 169L93 168V166L92 167H90ZM102 168H100L101 170H102ZM104 168V169H105ZM155 168H158V167H155ZM162 168V167H161ZM193 168V169H194ZM202 168H203V166H202ZM223 168H221V169H223ZM138 169V170H139ZM146 169V168H145ZM145 169L143 170V171H145ZM151 168H149V170H150ZM167 170H168V168H166ZM165 169V171H167ZM199 169V168H198ZM226 169V168H225ZM240 169V168H239ZM92 170H95V168H93ZM110 170V169H109ZM148 170V169H147ZM157 170V169H156ZM155 170V171H156ZM160 170V169H159ZM190 170H191V168H190ZM190 170H188L189 171V174H191V172H190ZM201 169H199V171H200ZM143 171H141V172H143ZM152 171H154V170H152ZM158 171V170H157ZM164 171V172H165ZM170 171H171V169H170ZM187 171V172H188ZM194 171V173H192L191 175H193V174H195L196 173V171L195 170H193ZM198 171V170H197ZM198 171V172H199ZM218 171V170H217ZM221 171H223V170H221ZM225 171V170H224ZM223 171V172H224ZM231 171V170H230ZM229 171V172H230ZM103 172V173H102ZM111 172V171H110ZM113 172V171H112ZM113 172V173H114ZM162 172H163V170H162ZM197 172V173H198ZM209 173L211 172V171H208ZM256 172H258V171H256ZM119 173V174H120ZM139 172H137V174H138ZM143 173H145V172H143ZM149 173H153V172H149ZM149 173H146V175L147 174H149ZM159 173V172H158ZM157 173V174H158ZM165 173H167V175H169V171H167V172H165ZM165 173H163V176H165L164 174ZM171 173V172H170ZM172 173H174V172H172ZM185 174H186V172H184ZM200 173V172H199ZM209 173H208V175L207 176H204V177H201L199 180H201V183H205V182H207V180L206 179H209V181H211L210 180V176L213 174V173H210V176H209ZM218 173H222V172H219L218 171ZM134 174V173H133ZM141 174V173H140ZM140 174H138L139 176H138V178L140 177ZM150 174V175H151ZM155 174V173H154ZM154 174H152L151 176H154ZM160 174V173H159ZM188 174V173H187ZM186 174V175H187ZM229 174V173H228ZM227 174V177L225 176V179L227 178L228 179V175ZM127 175H129V174H127ZM143 175V174H142ZM145 175V176H146ZM185 175V176H186ZM198 175V174H197ZM223 175V174H222ZM134 176H137V175H134ZM148 176V175H147ZM146 176V177H147ZM155 176H156V174H155ZM158 176H162V175H158ZM176 176V175H175ZM175 176H173V177H175ZM182 176V175H181ZM190 176V175H189ZM209 176V177H208ZM212 176H214V175H212ZM217 176V175H216ZM143 176H141L140 178H142ZM187 177V176H186ZM198 177V176H197ZM240 177L241 176H239V179H240ZM180 178V177H179ZM178 178V179H179ZM183 178V177H182ZM192 178H194V176L192 177ZM199 178V177H198ZM215 178V177H214ZM217 178H219L218 176H217ZM216 178V179H217ZM171 179V178H170ZM175 179H177V176L175 177ZM183 179H186V178H183ZM182 179V180H183ZM221 179H222V177H221ZM232 179V178H231ZM238 179V180H239ZM180 180V179H179ZM182 180H181V182H182ZM194 180H195V178H194ZM193 180V181H194ZM202 180H205V181H202ZM215 181V179H213L212 178V181ZM219 180H220V178H219ZM163 181H166L165 179L164 180H162V182ZM177 180H175V181H173V182H175V183H177L176 182ZM190 180H188V181H184V182H182L181 183V187H179L180 189L182 188V187H185V185L186 186H188L187 185V182H189ZM196 181V180H195ZM223 181H225L224 179H223ZM222 181V183H224ZM231 181V180H230ZM229 181V182H230ZM149 182V181H148ZM156 182V181H155ZM172 182V183H173ZM180 182V181H179ZM218 182V181H217ZM226 182V181H225ZM232 182V181H231ZM230 182V183H231ZM239 182H240V180H239ZM154 183V182H153ZM152 183V184H153ZM189 183H191V181L189 182ZM198 183V182H197ZM200 183V185H202ZM212 183V182H211ZM222 183H221V186H222ZM146 184H147V181H146ZM152 184H150V186H151V188H152V186H154V184L152 185ZM210 184V183H209ZM208 184V185H209ZM214 184V183H213ZM216 184V183H215ZM239 184V183H238ZM161 185H162V183H161ZM160 185V186H161ZM166 185V184H165ZM168 185V184H167ZM170 186L172 185L173 186V184H169ZM177 185V184H176ZM178 185L180 186V184L178 183ZM177 185V186H178ZM193 185H196V184H194L193 183ZM207 185V186H208ZM211 185V184H210ZM209 185V186H210ZM219 185V184H218ZM228 185L230 186V185H232V184H229L228 183ZM227 185V186H228ZM234 185H235V182H234ZM234 185H232V186H234ZM138 186H140L141 187V189L138 187ZM163 186V185H162ZM161 186V187H162ZM190 186V185H189ZM203 186V185H202ZM202 186H200V187H202ZM221 186H218V187H221ZM160 187V188H161ZM164 187V186H163ZM162 187V188H163ZM169 187V186H168ZM173 187H176L175 185L173 186ZM195 187V190L197 191V189L199 190V186L197 187V189H196V186H194ZM211 187H212V185H211ZM210 187V188H211ZM218 187H217V189H218ZM231 187V186H230ZM237 187V186H236ZM161 188V189H162ZM164 188H167V186H165ZM187 189V191H185L186 192V194H185V196L187 195L188 196V194H190L189 192H188V187H186ZM206 188H208V187H205V189ZM221 188H223V187H221ZM220 188V189H221ZM145 190V193H144V191L143 190ZM158 189H159V191H158ZM175 189V188H174ZM183 189V188H182ZM181 189V190H182ZM202 189V188H201ZM209 189V188H208ZM224 189V188H223ZM231 189H233V188H231ZM142 190V191H141ZM175 190H178V189H175ZM207 190V189H206ZM222 190V189H221ZM180 191V190H179ZM183 192H184V189L182 190ZM182 191H180V192H178V193H181ZM216 191H218V190H215V194H216ZM223 191H225V189L223 190ZM228 191V190H227ZM227 191H225L226 193H224L223 195H225V197L227 196ZM232 191V190H231ZM87 193V194H91V196L93 197V200H89L88 198H85L83 195H82V193ZM160 192H163V194L162 193H160ZM187 192H188V194H187ZM206 191H204V193H205ZM209 192H211V191H208V193ZM222 192V191H221ZM170 193H172L171 191H170ZM169 193V194H170ZM176 193V191L175 192H173V194H175ZM177 193V194H178ZM194 193H195V191L193 192V194L192 195H194ZM207 193V192H206ZM214 193V192H213ZM232 193V192H231ZM5 194H7L9 197H10V199L13 201V206H9L8 204H6L5 203V201H4V195ZM160 194H161V196H160ZM177 194H176V196H177ZM203 194V193H202ZM229 194H230V191H229V193H228V196H229ZM206 195V194H205ZM210 195V194H209ZM209 195L207 196L208 197V199H209ZM217 195V194H216ZM175 196V197H176ZM211 196V195H210ZM212 196H213V194H212ZM218 196V195H217ZM227 196V197H228ZM262 196H264V195H262ZM184 197V196H183ZM201 197V196H200ZM214 197H216V196H213V198ZM99 198H102L103 200H105V201H109V202H120L121 204L122 203H129L128 205L130 206V208L128 209V208H124V207H120V206H114V205H109V204H102L101 202H100V200H99ZM55 199H57V201L58 202H56V200ZM205 199H207V198H205ZM207 199V200H208ZM211 199H212V197H211ZM210 199V200H211ZM216 199V198H215ZM251 199V198H250ZM200 200H203V199H200ZM206 200V202H208ZM217 200V199H216ZM216 200H215V204H216ZM218 200H220V198L218 199ZM248 200L249 199H247V201L246 202H248ZM258 200H260V199H258ZM36 201V202H35ZM198 201H199V199H198ZM262 201H264V200H262ZM25 202H27V204L25 205L24 203ZM201 202V201H200ZM202 202H204V200L202 201ZM245 201H244V203H246ZM261 202V201H260ZM40 205H42V206H44L45 208H46V210H45V208H41V207H39L38 205L39 204ZM142 203H145V206L147 205H150L151 206V209L148 211V212H144V211H142L140 208H139V205L140 204H142ZM197 203V204H196ZM205 203V202H204ZM218 203V202H217ZM262 203V202H261ZM261 203H259V204H261ZM205 204H207V203H205ZM210 204L211 205H213L212 203H211V201H210ZM220 204H221V202H220ZM243 204V203H242ZM255 204V203H254ZM253 204V205H254ZM258 204V205H259ZM218 205H219V203H218ZM144 206V207H145ZM149 206V207H150ZM244 206H245V204H244ZM257 206V205H256ZM255 206V207H256ZM214 206H212V208H213ZM243 207V206H242ZM202 208V207H201ZM203 208H204V206H203ZM206 208V207H205ZM215 208H216V206H215ZM29 209H30V211H31V209H33V211L35 210V211H37L38 212V216H36V217H34V216H32V215H30L29 216V213L30 212H28L29 211ZM143 209V208H142ZM147 209V207H145V210ZM198 209V208H197ZM240 209H241V207H240ZM239 209V210H240ZM213 210V209H212ZM193 211V212H194ZM196 211H198V210H196ZM211 211V210H210ZM214 212V211H213ZM238 212V211H237ZM27 213V214H26ZM195 213V212H194ZM214 213H218V212H214ZM219 213V214H220ZM222 213V214H223ZM225 213H228V214H225ZM234 213H236V212H234ZM259 213V215L261 216L262 215V217H264V212H262V214L260 213V212H258ZM213 214V213H212ZM221 214V215H222ZM232 214V213H231ZM246 214V213H245ZM248 214V213H247ZM246 214V215H247ZM174 215H178V216H183L182 218H173L174 217ZM220 215V216H221ZM242 215H244V214H242ZM241 215V216H242ZM255 215V214H254ZM258 215V214H257ZM258 215V216H259ZM173 216V217H172ZM177 216V217H178ZM214 216H216V215H214ZM219 216V217H220ZM240 216V217H241ZM245 216V215H244ZM258 216H256L257 218H258ZM213 217V216H212ZM211 217V218H212ZM218 217V218H219ZM261 217V218H262ZM171 218H173V219H171ZM221 219L222 218H224V217H220ZM252 218H254V217H252ZM214 219V218H213ZM262 219H264V218H262ZM262 219H260L261 221H262ZM216 220H218V219H216ZM220 220V219H219ZM238 220V219H237ZM259 220V219H258ZM257 220V221H258ZM157 221V222H156ZM224 221V220H223ZM260 221V222H261ZM220 222V221H219ZM196 224L197 226H198V230H196V231H192V233L190 234V235H188L187 234V230H188V228L190 227V225L191 224ZM212 223V222H211ZM210 223V224H211ZM221 224V223H220ZM262 224H264V223H262ZM226 227V226H225ZM262 227H264V225H262ZM253 228V227H252ZM259 229H261L260 228V223H259ZM253 230H255V233H256V228H253ZM253 230H252V232H253ZM248 231V232H247ZM261 231V230H260ZM252 232H250V233H252ZM247 233V234H246ZM254 233V232H253ZM261 233V232H260ZM252 235H255L256 236V234H252ZM251 235V236H252ZM262 235H264V234H262ZM38 236H40V237H42L43 239H44V241H45V244H47V245H41V244H39V243H37V240H36V237L38 238ZM149 236H155V237H157V238H159L158 240L160 241L159 243H157V244H150V243H148V242H146V239L147 238H151V237H149ZM243 236V237H242ZM254 236V237H255ZM258 236H261L260 234L258 235ZM32 237V238H31ZM246 237V236H245ZM248 237H250V236H248ZM253 237V236H252ZM252 237H250L251 238V240H253L252 239ZM153 238V237H152ZM40 239V238H39ZM258 239V238H257ZM136 241V242H138V244H136V245H133V244H131V241ZM148 240V239H147ZM186 240V241H187ZM246 240V239H245ZM249 240V239H248ZM259 240V239H258ZM262 239H260V241H261ZM19 241L21 242V245L20 246H17V244L19 243ZM185 241V243H187L188 244V242H186ZM255 241H256V239H255ZM255 241H254V244H255ZM248 242V241H247ZM262 242H264V240H262ZM184 243V244H185ZM239 243V242H238ZM240 243H242V242H240ZM250 243V242H249ZM59 244V243H58ZM246 244V243H245ZM252 244H253V242H252ZM253 244V245H254ZM61 245V244H60ZM62 245H63V243H62ZM61 245V246H62ZM182 245V244H181ZM239 245V244H238ZM243 246H244V244H242ZM241 246V245H240ZM255 246V245H254ZM64 247V246H63ZM255 247H257V246H255ZM254 247V248H255ZM170 248V249H171ZM253 248V247H252ZM254 248H253V250H254ZM236 249H237V247H236ZM235 249V250H236ZM245 249H246V247H245ZM248 249V248H247ZM53 250V249H52ZM67 250V249H66ZM88 250V251H87ZM163 250V251H162ZM234 250V251H235ZM237 250H239V247H238V249ZM241 250L243 251V249L241 248ZM249 250H251L250 248H249ZM233 251V252H234ZM59 252V251H58ZM66 252V251H65ZM250 252H252V251H250ZM235 253V252H234ZM233 253V254H234ZM239 253V252H238ZM246 253V252H245ZM255 253V252H254ZM254 253H253V255H247V256H245V257H243V259L242 258H239V259H241V260H239V262L237 263L236 262V264H264V247H259L258 249H257V254L255 253V255H254ZM153 254V255H154ZM229 254H231V253H229ZM229 254H227V258H229L230 257V255ZM242 254V253H241ZM240 254V255H241ZM250 254H252V253H250ZM68 255V256H69ZM126 255H128V256H130L131 257V259L130 260H127V261H124V259H126ZM156 255V254H155ZM235 255V254H234ZM244 255V254H243ZM231 256H232V254H231ZM237 256V257H236ZM235 257H236V259L235 260H237V258H238V254L236 255ZM20 257V258H19ZM70 257V256H69ZM78 257H80V258H82V257H84L85 258V260L82 258V260L81 259H79ZM136 257H138V260H136ZM144 257V258H143ZM148 257V258H149ZM223 257V258H224ZM20 259V260H22V262H20L19 260H17V259ZM60 258V259H59ZM164 258V260H166ZM176 258H178V260L176 259ZM180 258H184V259H182V260H180ZM234 258V257H233ZM91 259H94L93 261L91 260ZM141 259V260H142ZM70 260H71V258H70ZM87 260H91L90 262L89 261H87ZM98 260V261H99ZM163 260V261H164ZM223 261H225L226 263H227V261L226 260H224V259H222ZM96 262V263H99V262ZM162 261V262H163ZM232 260H230V262H231ZM102 262V263H103ZM122 262V263H121ZM165 262H163V263H165ZM77 263V264H78ZM105 263V264H106ZM159 263V264H160ZM163 263H161V264H163ZM167 263V264H168ZM221 263V262H220ZM224 263V262H223ZM225 263V264H226ZM232 263V262H231ZM110 264V263H109ZM115 264V263H114ZM227 264H230V263H227Z\"/></svg>",
  "mask_w": 264,
  "mask_h": 264
}]
</instances>
